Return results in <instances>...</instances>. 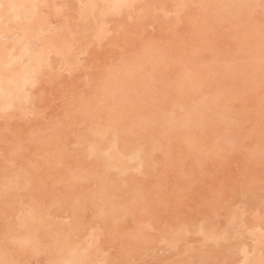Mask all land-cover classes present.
<instances>
[{
    "label": "rangeland",
    "instance_id": "rangeland-1",
    "mask_svg": "<svg viewBox=\"0 0 264 264\" xmlns=\"http://www.w3.org/2000/svg\"><path fill=\"white\" fill-rule=\"evenodd\" d=\"M39 1V0H38ZM38 1H37V3H38ZM43 1H46L45 2V4H42V7H45L46 6V4H50V6L51 7H53V8H51V7H49V8H42V9H44V10H42L41 9V7H38L37 8V11H39L38 9H41V13L43 14V11H45L44 12V18L46 17V18H48L47 19V21L48 20H50V21H48L46 24H45V26L48 28V30L50 31H53V32H58V33H56V35L58 34H60L62 31H60L59 29L57 30L56 28H54V26L55 25H58L59 26V24H60V27H62V26H64V25H66V24H68L69 23V26L70 27H74V25H76L77 24V22L78 21H80L81 23H82V21L84 20V21H87V22H89L90 24L92 23V25L93 26H91L90 27V29L86 26V24H85V26H84V30H86V31H89L90 33H92L93 32V34L95 33V32H100V33H105V35L107 36L106 38H107V40L106 39H104L103 38V40H101V38L102 37H104L103 35H102V37H100V40H96L95 41V43L94 42H92L91 41V43L90 44H86L85 45V49H84V47L82 46V45H84V44H80V46H79V44L78 45H74V43H73V48H69V49H63L62 51H61V53H60V55H56L55 57H54V54H52V55H50L49 57H48V61L47 62H49V61H51V62H49V64L51 65L50 67H49V64H47V66L46 65H44V66H46L45 68H44V66L42 67V70H41V74L40 75H37V76H40V77H35L34 79H37V81H36V83L35 82H33V83H35L34 85H33V83H29L28 85H30V87L28 88L27 86H26V94H28V96L30 97V99H29V102L31 103V104H27V103H24V104H22V108L24 107V110H25V112L23 111V109H22V113H25L24 115L21 113L20 114V110L21 109H19V110H17L16 112H18L19 111V113L18 114H15V115H17V116H15L14 115V113H15V110H4V111H6V116L8 117H6L5 116V114L4 113H2V112H4V111H2V110H0V174L2 175V176H0V190H1V192H0V198L3 196V198L2 199H4L5 200V202H4V200L2 201V199L0 200V208H2L3 207V210H1L0 209V212H1V216H2V218H0L1 220H0V227H1V229H2V225H3V223H5V225H6V223H10L9 224V226H7V228H9V230H13V231H18L19 232V230H21L19 227H20V225H22L24 222V220L25 219H27V218H29V212H31L32 213V209L33 208H31V206H33V207H37L38 206V208H40V212L38 213L39 215V218L40 217H42V219H43V221L45 222H43L42 221V219H38L37 217V215L36 214H31L30 213V219H28L27 221H28V225L27 226H24V227H22V230L20 231V232H22L21 233V238H23L26 234H27V232H29V230L31 231V229L33 230V228L36 226V229L34 228V231H32V234L31 233H28V234H30V237H32V238H28V240L30 241L29 242V244H28V246H25V247H27L28 249H27V253H24V251H23V249L22 250H15L14 248H12L11 246V249L9 248V247H7L6 245H8L7 244V242H5L4 243V241H3V244H1L2 245V247L4 248V252L3 253H5V251H7L6 250V248L11 252V253H9V251L7 252V254L9 253V255L12 257L13 256V254L15 255V256H17V257H14L13 256V262L15 261V264L17 263V264H23V262H24V264L26 263V264H51L50 262H52V260H54V259H52V260H49L48 258H56V255H57V252L58 253H60L61 255H59L58 254V256L57 257H61L62 255H64L65 253H69V252H67V251H69L68 249L70 248V250H72L73 248H75L76 246H74L75 244L77 245V247L78 248H81V246H80V244L81 243H84L86 246H83V248L82 249H84V250H86L87 248L89 249L90 247H94L93 249H90V250H92V252L93 251H95V252H93V254H92V252L90 251V250H86L87 251V253L88 254H90V257H89V260H90V258H93L95 261H96V263H94L95 261H93V260H91V261H93V263L91 262L90 264H100V262H101V264H107L108 262H112L111 264H117L118 262L120 263V264H174V262H175V264H242V261H243V264H261V263H259V262H262V261H260L261 259H263L262 257H264V77L262 78V76L259 74L260 72H263L264 73V67H263V65L264 64H262V63H264V59H262V60H260L261 58L260 57H262V55H264V50H263V46H264V29H263V26H264V18H261L264 14H262V13H264V0H250L249 1V3L250 4H248L247 2H246V0L244 1V2H246V4H243V6H245L246 5V7L249 5V9L247 8L246 9V12H248V11H250V9L252 8V10H253V7L255 6V9L252 11V12H248V13H246V15H247V17L250 15V14H255L256 13V15L255 16H250V18L249 19H254L253 21H254V23L253 22H248V21H250V20H247V23L248 24H246V21H244L245 22V24H244V22L242 21V19H241V17H240V23L238 22V19H239V17L238 16H234V17H236L237 19V22L239 23H233V22H235L236 20H233V19H235V18H233V14L234 13H231V9H229V10H227V12L228 13H226V15H230V13L232 14V20H229L228 21V17L229 16H225V15H220V18L221 17H223L224 16V18H222V19H220V18H214L213 16H217L218 15V10L217 9H213L212 7H211V5H212V0H210L211 1V4L210 3H208V7H209V4H210V7L212 8V9H210V7H209V10H212V11H214V12H212V11H210V12H208V13H211L212 14V16L210 15L209 17H213V19L211 20V19H209V17H208V19H206L205 17L206 16H208V14L206 15V13H207V11H208V9H207V6H205V4H201L200 6H198L199 8H193L194 6L195 7H197V2H195V0H194V2L196 3H194L193 2V0H186L187 1V4L189 3L190 5H189V8L191 7V9H190V13L192 14V15H190L188 12H187V14L188 15H190L189 17H191V19H188L187 17H188V15H186V13L184 12V11H182V12H184V13H179V14H177V15H180L179 17L180 18H182V17H184V18H182V20H180V19H177L176 18V13L174 14V10H173V6L175 5V3L178 1V0H174V1H172V0H168L167 2H162V0L161 1H159V0H140V1H142L143 3H145V4H143L142 2H139V4L138 3H136L137 5H133V4H131L130 6H132V8L131 7H127V8H123L124 10H122L121 11V13L122 14H120L119 13V16H118V13H117V15L116 16H113L112 17V15L110 16V14L108 15L109 16V19H111L110 21L107 19L108 18V16H107V18H106V20H108V21H105L107 24H105V23H103L104 21H100L101 19L103 20V18L104 17H106V16H102V15H106V11H104V12H102L101 10H100V8L98 9L97 7V9L95 10V12H96V14H98V15H100V16H102V17H98V15H97V17L98 18H96V17H92L91 16V18H89V17H87V19L85 20V15L84 14H82L83 15V18H81V20H80V17L78 16V15H80V16H82L81 14H80V11H81V7H83V3H82V1H80V0H70V1H68V0H43ZM42 0H40L39 1V3H38V6H41V4H40V2L41 3H44ZM50 1H52V3H47V2H50ZM79 1V2H78ZM196 1H198V0H196ZM201 1H203V0H201ZM200 1V3H202ZM213 1H215V0H213ZM217 1H219V0H217ZM217 1H215V2H217ZM221 2H222V0H220ZM235 1V0H234ZM263 1V2H262ZM64 2V3H63ZM67 2V3H66ZM69 2V3H68ZM76 2V3H75ZM175 2V3H174ZM191 2L193 3V4H191ZM225 2H226V0H225ZM225 2H224V6L223 7H225V5H227V4H225ZM229 2H230V0H229ZM236 2V1H235ZM235 2H233V3H231V4H234ZM238 2H240V0H237V2L235 3V6L234 7H236V4L238 3ZM243 2V3H244ZM253 2V3H252ZM66 3V5H64ZM169 3L171 4V3H173L174 5H172V7H171V5H170V7H167V8H165V5L167 4L168 6H169ZM214 3V2H213ZM230 3H229V5H230ZM252 3V4H251ZM262 3V4H261ZM58 4V5H57ZM216 4V5H215ZM214 5H212V6H214L215 8H220V7H222V5L220 6H217V4L218 3H215ZM256 4L258 5V6H256ZM44 5V6H43ZM70 5H72V6H70ZM97 6H102L101 4H96ZM147 5V6H146ZM149 5H151V6H149ZM152 5H156L157 7H159L158 9L160 10H157V9H152L154 6H152ZM202 5H204L203 7H206V8H202L203 10L204 9H206V10H200V7H202ZM207 5V4H206ZM229 5H228V7L227 8H229ZM252 5V6H251ZM260 5H261V11H260ZM49 6V5H48ZM57 6V7H56ZM60 6V8H58ZM78 8H77V7ZM81 6V7H80ZM133 6H136L137 8H135V7H133ZM139 6H140V8H142V7H144L145 6V8L146 7H149V9H146V11H148V10H150V7H152L151 8V10L153 11V13L155 14H151V13H149L150 11H148V12H146L148 15H150V16H147V14H146V17H144V14L143 13H140V12H136V10L137 9H139ZM232 6V5H231ZM230 6V7H231ZM251 6V7H250ZM68 7V8H67ZM246 7H244L243 9H245ZM259 7V8H258ZM56 8H58V10H60L61 9V12L59 11V13L57 12V13H55V11L53 10V9H55V10H57ZM72 8V9H71ZM102 8V7H101ZM104 8V7H103ZM144 8V9H145ZM170 8H172V10H170ZM187 8H188V6H187ZM188 8V9H189ZM192 8H193V10L194 11H192ZM49 9V10H48ZM66 9H67V11H66ZM70 9V10H69ZM80 9V10H79ZM105 9V8H104ZM134 9H135V12H134ZM143 9V10H144ZM162 9V10H161ZM164 9L168 12H166V13H164ZM188 9H186V11H188ZM233 9H235V8H233ZM258 9V10H257ZM52 10V11H51ZM57 10V11H58ZM63 10H65V11H63ZM94 10H93V15L95 16V12H94ZM98 10V11H97ZM139 10H141V9H139ZM138 10V11H139ZM196 10V11H195ZM197 10L199 11V12H197ZM219 10H221V9H219ZM222 10H224V9H222ZM257 10V11H256ZM263 10V11H262ZM53 11H54V13H53ZM63 11V12H62ZM127 11V12H126ZM192 11V12H191ZM226 11V10H225ZM234 11V10H233ZM245 11V10H244ZM255 11V12H254ZM40 12V11H39ZM76 12V13H75ZM79 12V13H78ZM141 12H144V11H142L141 10ZM220 12V11H219ZM222 12V11H221ZM260 12H261V15H260ZM67 13V14H66ZM69 13V14H68ZM78 13V14H77ZM104 13V14H103ZM133 13V14H132ZM145 13V12H144ZM164 13V14H163ZM173 13V14H172ZM200 13H202V14H200ZM217 13V15H215ZM224 13V12H223ZM250 13V14H249ZM47 14H48V16H47ZM55 14V15H54ZM108 14V13H107ZM138 16H140V15H142L143 17V19H141V21H140V19H138L137 17V15ZM161 14H163V16L161 15ZM166 14V15H165ZM181 14H183V16H181ZM197 14H199L200 16H198ZM203 14H205V15H203ZM222 14V13H221ZM225 14V13H224ZM245 14V13H244ZM49 15H51V16H49ZM131 15V16H130ZM153 15H154V17H153ZM160 15V16H159ZM174 17H173V16ZM201 15L202 16H205V17H201ZM61 16V17H60ZM72 16V17H71ZM129 16V17H128ZM135 16H137V17H135ZM111 17V18H110ZM134 17V18H133ZM149 17V18H148ZM178 17V16H177ZM178 17V18H179ZM219 17V16H218ZM231 17H229V19H231ZM50 18V19H49ZM54 18H55V20H54ZM78 18V19H77ZM89 18V19H88ZM99 19V20H96V19ZM137 18V19H136ZM140 18V17H139ZM153 18V19H152ZM155 18V19H154ZM175 20H174V19ZM187 18V19H186ZM58 19H60V21H57ZM95 19V20H94ZM158 19V20H157ZM172 19L174 20V21H172ZM20 21H21V19H19ZM52 20V21H51ZM62 20V21H61ZM77 22H76V21ZM93 20V21H92ZM104 20H105V18H104ZM114 20V21H113ZM118 20V21H117ZM134 20V21H133ZM139 20V21H138ZM178 20V21H177ZM230 22V24H231V26L233 25V24H235L234 25V27L233 28H231V26H229L230 24L227 22ZM244 20V19H243ZM20 21H15V22H20ZM23 21V20H22ZM21 21V22H22ZM45 21H46V19H45ZM74 21L76 22V23H74ZM97 21H100V22H97ZM121 21V22H120ZM177 21V22H176ZM188 21H190V22H188ZM20 22V23H21ZM79 22V23H80ZM95 22H97V23H95ZM122 24V27H121V24ZM172 22V23H171ZM182 22V23H181ZM49 23V24H48ZM52 23V24H51ZM63 23V24H62ZM65 23V24H64ZM89 23H87V25H89ZM118 23V24H117ZM124 23V24H123ZM174 23V24H173ZM233 23V24H232ZM249 23H251V24H249ZM253 23V24H252ZM263 23V24H262ZM0 24H2V23H0ZM10 25L8 26V27H10L11 28V24L12 23H9ZM62 24V25H61ZM176 24V25H175ZM236 24H237V26H236ZM241 24H242V26H241ZM21 25H24L23 24V22L21 23ZM99 25H103V26H99ZM113 25H115V26H113ZM118 25H120V27L118 28V27H116V26H118ZM178 25V26H177ZM249 27L250 25L253 27L254 26V28H255V31L254 32H256V33H254L253 34V28L250 26V28H248V29H250V30H248L246 27ZM259 25H261V26H259ZM96 26L97 27H99L100 29L102 28V30L103 31H101V30H98L97 28H96ZM105 26H108V27H105ZM235 26H236V31H240V33L239 32H236V34H235ZM258 26V27H257ZM15 27V28H14ZM50 27H53L54 29H51ZM57 27V26H56ZM104 27V28H103ZM126 27V28H125ZM245 27V28H244ZM63 28V27H62ZM62 28H60V29H62ZM86 28H88V29H86ZM108 28V29H107ZM110 28V29H109ZM118 29V31L120 30V32H116L115 31V29ZM227 28V29H226ZM239 28H241V30L239 29ZM257 28L259 29V31H261L262 30V32H259L258 30H257ZM260 28H261V30H260ZM20 29H21V27H18V25L17 26H13L12 28H11V32H9L8 33V35L6 36L7 37V39L11 36V37H13V39H16V36L18 35V33H19V35L21 36V32H20ZM94 29H95V31H94ZM105 29V30H104ZM113 29V30H112ZM176 29V30H175ZM233 29V30H232ZM246 31H244V30ZM14 30H18V31H14ZM22 30V29H21ZM47 30V29H46ZM106 30L107 31H109L108 32V35H107V32H106ZM243 30V31H242ZM252 30V31H251ZM105 31V32H104ZM110 31H111V34H110ZM113 31V32H112ZM251 33V34H248L249 32ZM15 32H18L17 34H16V36H14V34H15ZM89 32H88V34H86L85 32H83V35L85 36V35H88V37H89V35H91V34H89ZM116 32V33H115ZM76 33H79V32H76ZM81 33V32H80ZM118 33V34H117ZM241 34V33H243V34H245V33H247V34H245L244 36H240L239 34ZM12 34V35H11ZM63 33H61L59 36L62 38L63 36H61ZM256 34V35H255ZM261 34V36H259ZM263 34V35H262ZM10 35V36H9ZM18 35V36H19ZM57 35V37H59ZM76 36H78V35H80V34H75ZM82 35V34H81ZM82 35V36H83ZM246 35H251V36H254V37H251V38H248V37H246ZM9 36V37H8ZM76 36H74V38L76 39ZM82 36H80L81 37V40H82V42H83V37ZM113 36H115V37H113ZM206 36H207V38H206ZM6 37L4 38V40L6 39ZM10 37V38H11ZM56 36H55V39L57 38ZM79 37V38H80ZM240 37H242V38H240ZM247 38V40L249 39V41H247L246 42V46L244 47L243 46V44H242V42H241V39H242V41H244L245 42V40H244V38ZM257 37H259V38H261V39H259V38H257ZM18 38V37H17ZM60 38V40H57V39H59V38H57L56 40L57 41H61L62 39ZM117 38V39H116ZM213 38V39H212ZM240 38V39H239ZM73 39V38H72ZM75 39H73V40H75ZM108 39H109V41H108ZM115 41H114V40ZM206 39H208L209 41H210V44H209V41L207 42V40ZM212 39V40H211ZM252 39V40H251ZM257 39L260 41V43L261 42H263V43H261L260 44V46H258L257 44H259L258 43V41H257ZM4 40H2L1 42L2 43H6L7 42V40L6 41H4ZM12 40V39H11ZM64 40V39H63ZM62 40V41H63ZM111 40H113V41H111ZM240 40V41H239ZM251 40V41H250ZM256 40V43L254 42ZM262 40V41H261ZM4 41V42H3ZM76 42L78 41V40H75ZM99 41H100V43H99ZM140 41H141V43H140ZM192 41V42H191ZM253 41V42H252ZM75 42V43H76ZM97 42V43H96ZM114 42V44L112 45L111 43H113ZM144 44H143V43ZM149 42H150V44H149ZM155 42V43H154ZM212 42V43H211ZM239 42H241V43H239ZM85 43V42H84ZM87 43V42H86ZM152 43V44H151ZM250 43H252L255 47H256V45H257V47H258V50L261 48L262 50H259L258 52V54L256 55L255 53H256V49H254L255 47H253L252 46V44L249 46V44ZM7 44H11V41L9 40L8 42H7ZM92 44V45H91ZM141 44H143L142 46H148L149 47V49H148V47H143V48H141L142 46H141ZM147 44V45H146ZM204 44V45H203ZM263 44V45H262ZM35 45H37L36 47L38 48V49H40V46H41V44H40V46H38V42L35 44ZM70 45H68V46H70ZM153 45V46H152ZM208 45H210V46H208ZM241 45V46H240ZM245 45V44H244ZM70 46V47H71ZM79 46V47H78ZM82 46V47H81ZM86 46H87V48H86ZM156 47V48H150V47ZM204 46H205V48H204ZM248 46V47H247ZM35 46H34V49H37ZM77 47V48H76ZM138 47V48H137ZM215 50H212V48ZM239 47H241V48H239ZM242 47L244 48V49H246V47H247V51H244L243 52V49H242ZM252 47H253V49L254 50H252ZM80 48H82V50L80 49ZM136 48V49H135ZM157 48H158V50H157ZM211 48V49H210ZM77 49V50H76ZM142 51L143 49H146V50H149L148 51V53L150 54V52L151 51H154L155 53L157 52V54L159 53V55L157 56V55H151L152 56V58H154L153 56H157L156 57V59L154 60L155 62H153V59H151L150 57L151 56H149V55H147L148 56V58H142V59H140V58H138L137 56L140 54L141 55V53H143L144 52V50L141 52L140 50ZM241 49V50H240ZM248 49L249 50H251V52L252 51H254L253 53H252V55L251 56H253L254 54V58H256L255 60H257L258 61V59L260 60V61H256V63H258V65H255L256 63H254V66H257V67H254V72L256 73H258V77L256 76V74H254L253 75V73H251L252 72V69H251V67H252V65H253V57H252V59H250L251 58V56H248V58L247 59H249V62H248V60L246 59V57H247V53H248ZM135 50H137V51H135ZM210 50V51H209ZM38 51V50H37ZM69 51H70V53H69ZM86 51V52H85ZM159 51V52H158ZM186 51V52H185ZM192 53H195V54H192ZM41 52V51H40ZM39 52V53H40ZM79 52V53H78ZM81 52V53H80ZM136 52H138V54L136 53ZM146 53H147V51H145ZM165 52V53H164ZM192 54V55H189L190 53ZM204 52V53H203ZM145 53V54H146ZM152 53V52H151ZM164 55H163V54ZM197 53H199V54H197ZM245 53H246V55H245ZM250 53V52H249ZM260 53H262V55H260V56H258ZM153 54V53H152ZM169 54V55H168ZM196 54L197 55H199V57L198 56H196ZM212 54H214V55H212ZM241 54H243V56H245V58H243L242 56H241V58H243V59H240V58H238V57H240V55ZM136 55V56H135ZM144 55V54H143ZM167 56V58H166V56ZM175 55V56H174ZM190 56H194L193 57V59L194 60H196V61H194L193 59H192V57H190V60L192 59V63H190V61H189V57ZM205 55H206V57H205ZM212 55V56H211ZM52 56V57H51ZM61 56V57H60ZM132 56V57H131ZM134 56V57H133ZM142 56V55H141ZM168 56H170V57H168ZM213 56H215V57H213ZM71 57L73 58V59H71ZM129 57V58H128ZM131 57V58H130ZM138 58L139 60H140V62H139V64H140V67L139 66H136L135 64H137L138 65V62L136 61V59H134L136 62H134V60H132L133 58ZM144 57H146V55L144 56ZM197 57L198 58H200L201 57V59H197ZM250 57V58H249ZM258 57V58H257ZM53 58V59H52ZM62 58V59H61ZM71 60H70V59ZM126 58V59H125ZM150 58V61H148V59ZM165 58V60H163ZM187 58H188V60H187ZM225 58V59H224ZM228 60H227V59ZM263 58V57H262ZM51 59V60H50ZM137 59V60H138ZM144 59L147 61V63L146 62H144ZM159 59H161L163 62H164V64H163V62H160V63H162L163 64V66H165V67H162V64H157L158 62L157 61H159ZM202 59H203V61H202ZM206 59H207V61H206ZM223 59V60H222ZM230 59V60H229ZM245 59H246V62H244L245 61ZM64 60H65V62H64ZM141 60H142V62H141ZM152 60V61H151ZM157 60V61H156ZM175 60V61H174ZM181 60H183L184 62H182ZM197 60H198V62H197ZM214 60H215V62H214ZM240 60V61H239ZM254 60V61H255ZM66 61H67V64H65L66 63ZM71 61V62H70ZM131 61H132V63H135L134 64V67H135V69L137 68H140V70L138 71L137 69V71H136V73H134V74H136V76L137 75H141L142 73V76H143V78H145V80L143 79H141V77H138V78H131V77H133V75L130 77V76H128L127 75V73H125L126 74V76H128V81H130L131 82V79H132V82L130 83V82H128V81H126V84H125V82H124V80H127V77H125V75H124V72L129 68V70H127V72L129 71V74L130 73H132L131 71H134L135 72V69H132V68H134V67H128V66H130V65H132V63H131ZM189 61V65L191 64L192 66V68H190L192 71L190 72V70L188 69V66H186V64H188L187 62ZM199 61H200V63H199ZM230 62V64L228 63V62ZM250 61H251V63H250ZM118 62V63H117ZM157 62V63H156ZM166 62H168V64L169 65H166L167 63ZM194 62H196V63H194ZM208 62H209V64H208ZM212 62V63H211ZM222 62H223V65H222ZM242 62V63H241ZM244 62V63H243ZM259 62L262 64V66H261V64H259ZM117 65H116V64ZM122 63H124V64H122ZM131 63V64H130ZM142 63V64H141ZM184 63V64H183ZM199 63V64H198ZM64 64L65 65H67V66H64ZM121 64V65H120ZM128 65V64H130V65H128L127 67H125V66H123V65ZM196 65V67H197V69L200 71V70H202V71H200V72H196V70L195 69H193V68H196L195 67V65ZM205 64H206V66H205ZM212 66H211V65ZM217 64V65H216ZM220 64V65H219ZM225 64H226V66H225ZM239 64V65H238ZM245 64V65H244ZM246 64H251L250 65V69L248 68V67H246V66H248V65H246ZM55 67H54V66ZM71 65V66H70ZM116 65V66H115ZM161 67H160V66ZM245 66L246 67V71H250L249 73H245V71H244V73L247 75V77L246 78H244L246 75H244L242 72V69H244V67H241V66ZM119 66V67H118ZM157 67V70L156 69H151V67ZM221 66H223L224 67V71H223V67H221ZM227 66L229 67L230 66V68H231V70H230V68H227ZM232 66H234V68L236 67L237 68V66H239L237 69H239V71H240V69H241V73H242V75H244V77H237L236 79H234V78H232V76L233 77H236V76H234V75H240V73L238 74L237 72H238V70H237V72L233 69V67ZM50 68V70H49V68ZM52 67V68H51ZM111 67V68H110ZM113 67H114V70H113ZM119 69H118V68ZM186 68V70H185V68ZM190 67V66H189ZM205 67V68H204ZM263 67V68H262ZM44 68V69H43ZM109 68H110V70H109ZM115 68H117V70L118 71H120L121 69H123V70H121V71H124V69H125V71L124 72H122V75H120V73H118V71L115 69ZM257 68L259 69V70H257ZM261 68V69H260ZM46 69H48V71H46ZM182 69H183V72H182ZM222 69V70H221ZM228 69H229V71H228ZM248 69V70H247ZM263 69V70H262ZM44 70V71H43ZM113 70V71H112ZM205 72H204V71ZM210 70V71H209ZM212 70H213V72H212ZM216 70H218L217 71V73H215V71ZM262 70V71H261ZM106 71H109V72H111L112 73V76L114 77V75H113V73L114 72H116L117 71V74H118V77L116 76L117 74L116 73H114V74H116L115 75V77H117V78H115V79H117L118 81H119V76H121V77H123V78H125L120 84H119V82L117 83L119 86H117V88H118V90L117 91H114L113 89H115L116 90V86L115 85H111V82L109 81L110 79H111V77H108L109 75H110V73H108V72H106ZM161 71H162V73H161ZM186 71V72H185ZM221 71H223V72H221ZM227 71V72H226ZM230 71H232V72H230ZM233 71L235 72V74L233 73ZM55 72V73H54ZM140 72H141V74H140ZM185 72V73H184ZM193 72V75L194 76H192V78H193V81H192V78H191V73ZM201 72H202V74H201ZM207 72V73H206ZM220 72V73H219ZM232 73L233 75H231L230 73ZM58 75H57V74ZM139 73V74H138ZM145 73V74H144ZM159 73H160V75H159ZM184 73V74H183ZM186 73H187V76H188V78H187V76H186ZM251 73V74H250ZM263 73H261L263 76H264V74ZM108 74V75H107ZM191 74V75H190ZM199 75V77L201 76L202 78L204 77V80L202 81V79H201V81L202 82H205V83H203V85L200 83V78L198 77V75ZM212 74V75H211ZM228 74H229V76L232 78V79H230L229 77H228ZM106 75V76H105ZM184 75L186 76L185 77V79H184ZM203 75H205V76H203ZM220 75V76H219ZM241 75V76H242ZM253 77V79H255L256 80V85L253 83V80H251L252 79V77ZM101 76H102V78H101ZM105 76V77H104ZM135 76V77H136ZM249 76V77H248ZM260 76H261V78L263 79V80H261V78H260ZM109 78V79H107V78ZM112 77V78H113ZM180 77V78H179ZM196 78V80H195V78ZM255 77V78H254ZM42 80H41V79ZM44 78V79H43ZM51 78V79H50ZM105 78V79H104ZM131 78V79H130ZM140 78V79H139ZM160 78V79H159ZM188 80H187V79ZM190 78V79H189ZM224 78H226V79H224ZM228 78V79H227ZM257 78H260V82H259V79H257ZM102 79V80H101ZM121 79V78H120ZM230 79V80H229ZM239 79V80H238ZM104 80H107L105 83V87L103 88L101 85H104V84H101L102 82L104 83ZM112 80V79H111ZM137 80V81H136ZM181 81V83H180V81ZM188 81V83H189V85H188V83H187V81ZM195 80V81H194ZM227 80V81H226ZM231 80H233V81H231ZM251 80V81H250ZM255 80H254V82H255ZM35 81V80H34ZM52 81V82H51ZM102 81V82H101ZM114 80H112V82H113ZM133 81H136L137 82V84H138V86H137V84H136V82H133ZM173 81V82H172ZM231 81V82H230ZM258 81V82H257ZM39 82V83H38ZM99 82H101L100 84L101 85H99ZM107 82H109V83H107ZM116 82V81H115ZM139 82V83H138ZM160 82V83H159ZM192 82H196V83H192ZM251 82V83H250ZM262 82V83H261ZM133 83H135V84H133ZM169 83H171V84H169ZM192 83V84H191ZM231 83V84H230ZM113 84V83H112ZM114 84H116V83H114ZM123 84H125V86H123ZM130 84V85H129ZM141 84H143L142 85V88H141ZM173 84V85H172ZM181 84H183V85H185V86H187V88H189L190 89V91H188V89H183L182 87H181ZM193 84H196V85H193ZM205 84V85H204ZM258 84V85H257ZM261 84H263V85H261ZM37 85V86H36ZM96 85V86H95ZM98 85V86H97ZM109 85V86H108ZM145 85V86H144ZM148 85V87H146ZM250 85V86H249ZM32 86V87H31ZM91 86H93V87H91ZM112 87V89H110L111 87ZM121 86H123V87H121ZM192 86H193V88H197V89H192ZM195 86V87H194ZM202 86H203V88H202ZM257 86V87H256ZM121 87V88H120ZM141 88V90H140V92H138V91H135V89H140ZM144 87V88H143ZM145 87H146V89H145ZM171 87H173V88H171ZM191 87V88H190ZM252 87H254V88H252ZM34 88V89H33ZM97 88H101V90L102 89H104V90H102V92H98V91H100L99 89L98 90H95V89H97ZM108 88V89H107ZM123 88V89H122ZM130 88V89H129ZM198 88L200 89V91L198 90ZM251 88V89H250ZM255 88L256 89H258L257 91L255 90ZM33 91H32V90ZM108 91H107V90ZM129 89V90H128ZM143 89H145L144 91H143ZM217 89V90H216ZM228 89H229V91L231 92H227L228 91ZM233 89V90H232ZM252 89H254L255 91H253ZM28 90H30V91H28ZM110 90H111V92H112V90L114 91V92H117L116 94L117 95H115V93L113 94H111V92H110ZM124 90L125 91V93L124 92H122V91ZM196 90H198L197 92L199 93L197 96H196ZM214 90H216V93L215 92H213ZM226 91V93H225V91ZM95 91V92H94ZM104 91V92H103ZM107 91V92H106ZM128 91V92H127ZM133 91H134V93H133ZM79 92H81V94L79 93ZM82 92H83V94H82ZM96 92H98V93H96ZM106 92V93H105ZM119 92V93H118ZM121 92L123 93V96H122V94H121ZM137 92V93H136ZM182 92V93H181ZM189 92H190V94H189ZM203 92V93H202ZM235 92V93H234ZM32 93V94H31ZM91 93L93 94L94 93V95H91ZM101 93H103V94H101ZM104 93H105V95L107 96V93L110 95H108V97H110V99L108 98V97H106L105 96V98L107 99V100H104L105 98H104V96H102V95H104ZM127 93H132L131 95L130 94H127ZM139 93V97L137 96V94ZM201 93V94H200ZM228 93V94H227ZM96 94H99V95H96ZM100 94H101V96H102V98H104L103 100H101L100 102H102L103 103V101H104V103H105V105H104V103H103V105L101 106V104L102 103H99L100 105H98V107H97V105L95 106V108H96V110L97 111H99L100 109V113H98L93 107H94V105H91V109H93V110H95L94 112H95V114H94V112L93 113H91V110L90 109H88L87 111H88V113L89 114H87V112H86V114L87 115H85L84 113H83V118H82V120L84 119L85 120V123H84V120H83V122L82 121H80V123H79V121L77 120V122H75L76 123V126L78 125V123H79V125L82 123V124H84V127L82 126V128L83 129H85V131L82 129V128H79V127H81V126H78V127H75V124H73L74 123V119H72L73 121V123H72V125H74V127L73 128H75V131L76 132H72V133H74V134H72L71 133V131H73V128H72V126H70V124L71 123H68V122H70V112H71V110H72V107L73 108H75L76 109V107H77V111H78V108L80 107V103H81V106L82 105H84V104H86V103H90L89 101L92 99V101H95V98H96V96H97V98H96V100H98V102H99V96H100ZM186 94V95H185ZM192 94V96H190ZM205 94V95H204ZM210 94V95H209ZM217 94H220V96H217ZM225 94H227V95H225ZM81 95V96H80ZM113 95V96H112ZM124 95H126L125 97L126 98H124ZM142 97H141V96ZM153 95V96H152ZM170 95V96H169ZM183 95H184V97H183ZM216 95V99H214L215 100V102H213V98H214V96ZM223 95V96H222ZM229 95H230V97H229ZM32 96H33V99H32ZM86 96L88 97L87 99H86ZM92 96H93V98H92ZM100 96V97H101ZM116 96V97H115ZM120 96V97H119ZM129 96V98H127ZM200 96H203L201 99H203L204 100V103L207 105H205L204 103H203V100H201V102H200V99H199V97ZM226 96H228V97H226ZM171 97V98H170ZM190 97H192L193 99H191ZM196 97V98H195ZM197 97H198V99H197ZM260 97V98H259ZM78 98V100H76ZM112 98V99H111ZM119 98H121V100H119ZM176 98V99H175ZM183 98L185 99V102L183 101ZM212 98V99H211ZM219 98V99H218ZM229 98V99H228ZM234 98H236L235 100H233ZM71 99V100H70ZM81 99H83V100H81ZM142 101H141V100ZM144 99V100H143ZM217 99H218V102H217ZM239 99V100H238ZM89 100V101H88ZM109 100V101H108ZM116 100V101H115ZM123 100H126V102L125 101H123ZM130 100V101H129ZM176 100H177V102H176ZM192 100H194V102L192 101ZM208 100H209V104H208ZM220 100V101H219ZM225 100V101H224ZM78 101V102H77ZM91 101V102H92ZM113 101V102H112ZM127 101L129 102V103H127ZM131 101H132V103H134V104H132L131 103ZM192 101V102H191ZM198 102L199 104H198V106L199 105H201L204 109H202V107H201V109L200 110H198L199 108H200V106H199V108L197 107V105L195 106V104L194 103H196V102ZM222 101V102H221ZM228 101V102H227ZM28 102V103H29ZM107 102V103H106ZM157 102V103H156ZM224 102H226V103H224ZM235 103V106L233 105V104H231V103ZM74 103V104H73ZM78 103V104H77ZM82 103H84V104H82ZM94 103H96L97 104V101H95ZM111 103H112V105H113V107L114 106H116V108L114 107H112V105H111ZM122 104L121 105V108H119L120 107V104ZM123 103H127V104H129V106L131 107V109H133V112L131 111V109L129 108V106L127 105V104H123ZM136 103V104H135ZM213 105H212V104ZM217 103V104H216ZM218 103L220 104V105H218ZM223 103V104H222ZM228 103V104H227ZM261 103V104H260ZM92 104H93V102H92ZM138 104H140V106H137V108H136V105H138ZM186 104V105H185ZM197 104V103H196ZM211 104V105H210ZM230 104V105H229ZM117 105H118V108H117ZM123 105H125V106H123ZM206 107H205V106ZM229 105V106H228ZM233 105V106H232ZM29 106H30V108H29ZM93 106V107H92ZM133 106H135V107H133ZM209 106V107H208ZM214 106V107H213ZM100 107V108H99ZM139 107V108H138ZM165 107H166V109H165ZM198 109H197V108ZM207 107H208V109H207ZM212 107V108H211ZM219 107H222V108H219ZM230 107V108H229ZM232 107H236L235 108V111H234V108L232 109ZM238 107V108H237ZM257 107V108H256ZM110 108V109H109ZM123 108H125V109H123ZM181 110H180V109ZM28 109V110H27ZM102 109H103V111H102ZM116 109V110H115ZM212 109H214V111H212ZM223 109V110H222ZM230 109H232V110H230ZM260 109V110H259ZM76 110L74 111V110H72V111H74L75 113H77L76 112ZM89 110H90V112H89ZM108 111V113L109 114H107V111ZM113 110H115L114 112H113ZM119 110V111H118ZM120 110H121V112H120ZM123 110V111H122ZM148 110H150V111H148ZM156 110V111H155ZM164 110V111H163ZM202 110V112H203V115H200L201 113L199 112V111H201ZM206 110V111H205ZM228 110V111H227ZM8 111V112H7ZM110 111V112H109ZM124 111H125V113H124ZM146 111H147V113H146ZM174 111V112H173ZM181 111H182V113H181ZM257 111V112H256ZM73 112V113H74ZM97 112V113H96ZM120 112V113H119ZM137 112H138V114H137ZM143 112V114L141 115V113ZM155 112V113H154ZM157 112V113H156ZM179 112V113H178ZM7 113H10V114H7ZM69 114V116H66L65 114ZM103 115H102V114ZM123 113H124V115H123ZM128 113L130 114V115H128ZM133 113L135 114L134 116L137 118V120H136V118L133 116ZM181 113V115H179V117H177L178 116V114H180ZM187 113V114H186ZM189 113L191 114V116H189ZM216 113H218V114H216ZM220 113H222V114H220ZM225 113V114H224ZM234 115V117L231 115ZM259 113V114H258ZM21 115V117H20V115ZM65 116H64V115ZM72 114V113H71ZM115 115V117H114V115ZM165 114V115H164ZM197 114V115H196ZM207 114V115H206ZM3 115H4V117H3ZM90 115L93 117H90ZM95 117H94V116ZM96 115L97 116H99L98 118L96 117ZM107 115H108V117L110 118H108L107 117ZM112 115H113V117H112ZM184 116V117H181V116ZM208 115H210L209 117H208ZM212 115V116H211ZM230 115V116H229ZM24 116V117H23ZM74 116H75V114H74ZM77 116V115H76ZM85 116H86V118H85ZM124 117V119H123V117ZM142 117L141 119H140V117ZM197 116H199V117H197ZM203 116V119L201 118ZM218 116V117H217ZM227 116H228V118H227ZM236 116H237V118H236ZM1 117H3V118H1ZM64 117H67V119L69 120L68 122H66V118H64ZM90 117V118H89ZM100 117L102 118V119H100ZM108 119H107V118ZM120 117H122V119H123V121L124 122H126V123H124L122 120H121V118ZM177 117V118H176ZM189 117V118H188ZM231 117H233V118H231ZM7 118V119H6ZM60 118H63L64 119V122L66 123H64V122H62L63 124H62V127L60 126V127H58L59 129H61V128H63V129H61L63 132H65L64 133V136L61 134V137L62 138H60V139H66V141L65 140H63V143H61V144H58V143H60L61 141H60V139H59V141L57 140L56 141V143H53L57 138L56 137H60V134H59V132H58V134H57V132L56 131H58L59 129L58 128H56L54 125V123L53 122H55L56 124H57V120H58V124L56 125V126H58V125H60L61 123V121L63 120H61ZM75 118V117H74ZM94 118H96L95 119V122L97 121V123H94L93 121H94ZM115 118H117V119H115ZM157 118V119H156ZM193 118V119H192ZM200 118V119H199ZM206 118V119H205ZM210 118V119H209ZM211 118H212V120H211ZM227 118V119H226ZM231 118V119H230ZM76 119V118H75ZM90 119H92V120H90ZM108 121H107V120ZM111 119L113 120V122L114 121H116V120H118V121H120L121 122V127H122V129L125 127V129L122 131V133L120 132H118V131H120L121 130V127H120V130L119 129H117V132H116V136L113 138L112 137V135H113V132L115 133V130H116V125H119L118 123H120V122H114V123H116V125H114V126H111V125H113V123H111L112 121H111ZM115 119V120H114ZM127 119L129 120V122L127 121ZM139 119V120H138ZM148 119L150 120V121H148ZM153 119V120H152ZM182 119L185 121V122H183L182 121ZM210 121H209V120ZM221 119V120H220ZM225 121H227V122H224V120ZM235 121H234V120ZM61 120V121H60ZM86 120L89 122V120L91 121V122H93L92 124L90 123V125H93L92 127H90L91 129L94 127V128H96V125H99V126H97V127H101V131H103V132H106V129H108L110 132H112L113 131V129H114V131L112 132V134H110L109 132H108V130H107V132L109 133V135H111V138L109 139V138H106L107 136H105V140L103 139V141H105L103 144V146L101 145L102 144V141H101V137H99L98 135L96 136V138H95V140H96V145H95V143H94V147H96V148H92L93 146L91 145L90 147H87V146H89L90 144H93L92 142H90V140H88L89 141V143H88V141L86 142V140H85V142H84V140H82V138L80 139L79 137L77 138L76 137V133H78V134H80V133H82V131H84L85 132V134L84 135H86V136H83V137H85V138H87L88 136H92L91 134L93 133V135H94V131L96 130V129H94V130H90V128L88 127V125H87V122H86ZM98 120H101L100 122H102V124L103 125H106V127H108V128H104V126L102 125V124H100L99 122H98ZM156 120H157V122H156ZM181 120V121H180ZM192 120H195V121H192ZM202 120V121H201ZM204 120V121H203ZM215 120H217L218 121V123L216 124V121ZM222 120H223V122H222ZM231 120H232V122H231ZM238 120V121H237ZM110 121V122H109ZM137 121V122H136ZM141 121V122H140ZM144 121V122H143ZM193 123H192V122ZM205 121L207 122V123H205ZM211 121L213 122V123H211ZM230 121V122H229ZM136 122V123H135ZM148 122H150L152 125H153V127H152V125L150 124V123H148ZM158 124V125H156V123ZM171 122V123H170ZM182 124H181V123ZM187 122V123H186ZM106 123V124H105ZM124 123V125H122ZM131 123V124H130ZM142 123V124H141ZM170 123V124H169ZM178 123H179V125H178ZM192 123V124H191ZM207 124L208 126H206L205 124ZM233 123V124H232ZM65 124V125H64ZM81 124V125H82ZM136 124H137V126H136ZM187 124H188V127H187ZM203 124H204V126H205V128L203 127ZM211 124H213V125H211ZM214 124H216V125H214ZM229 124V125H228ZM63 125L65 126V128L67 129V131L66 130H64V127H63ZM150 125H151V127L152 128H154L153 130H152V128H150ZM191 125V126H190ZM54 126V127H53ZM127 126H128V129H126L127 128ZM148 126V127H147ZM158 126H160V127H162V130H161V128L160 127H158ZM196 126V127H195ZM51 127H52V129H54V131H52V129H51ZM113 129H112V128ZM134 127V128H133ZM147 127V128H146ZM50 128V129H49ZM76 128H78V129H76ZM117 128H119V127H117ZM190 128V130H188ZM112 129V130H111ZM165 129V130H164ZM184 129V130H183ZM44 130H46V132L44 131ZM61 130H59V131H61ZM98 130H99V128H98ZM146 130V131H145ZM153 132H152V131ZM166 132V134H164V131ZM181 130V131H180ZM201 130V131H200ZM206 130V131H205ZM210 130V131H209ZM52 131V132H51ZM86 131L88 132L89 131V133L91 132V134H88V133H86ZM124 131H126V132H124ZM146 133H145V132ZM192 131H193V133H192ZM207 131H209V132H207ZM16 132V133H15ZM18 132H20V134H18ZM49 132V133H48ZM83 132V133H84ZM99 132V131H98ZM179 132V134H177ZM181 132V133H180ZM188 132H191V133H188ZM233 132V133H232ZM21 133H22V135H21ZM46 135H45V134ZM62 133V132H61ZM70 133H71V135L73 136L71 139H69V141H68V138H66V137H68L69 136V138H70ZM119 133V134H118ZM124 133H126L125 135H124ZM128 133H129V137H127L126 135H128ZM167 133H170L171 134V136L170 135H168ZM204 133V134H203ZM231 133V134H230ZM16 134H18V135H16ZM76 134V135H75ZM88 134V135H87ZM105 134H107V133H105ZM133 134H135V137H134V135ZM140 134H142V135H140ZM148 134H149V136L150 137H148ZM153 134H154V136H153ZM186 134V135H185ZM192 134V135H191ZM230 134V135H229ZM49 136L48 137V139L52 142L51 143V146L54 144V146L53 147H55V149L53 150V148L52 147H50L49 148V144H50V142L49 143H47L46 142V140H45V136ZM50 135H51V137H50ZM82 135V134H81ZM119 135H121V136H119ZM131 135V136H130ZM172 135H174L175 136V138L173 137V139L174 140H172ZM179 135V136H178ZM193 135H195L196 137H193ZM198 135V136H197ZM229 135V136H228ZM43 136V137H42ZM78 136V135H77ZM118 136L119 137H121V138H119V140H118ZM138 136L140 137L139 139H138ZM157 136H159V137H157ZM169 136V137H168ZM204 136H206V138H203ZM232 136V137H231ZM23 138L22 140L24 141H21V142H23L22 143V145H24V147L23 146H21V143H20V146H21V148L23 147V149L24 148H26L27 150H29L28 151V153L30 152V154L29 155H27V150H25L24 149V153L23 154H25V155H27L28 156V159H26V157H25V155H23L22 153V155H23V157H25L24 159H23V157H22V160L23 161H25V160H27V161H25V164H24V162H22V165L24 164V166H21V164H17V163H21V162H19V161H15V154H17V151L19 150L20 152L22 151L23 152V149H18V146H19V143H18V145H17V149L15 148V142H18V140H15L16 138ZM40 137V138H39ZM41 137H42V139H41ZM64 137V138H63ZM75 137L77 138V139H79L80 141H83V143H82V146H81V144H80V146L76 143L75 144ZM98 137H99V142H98ZM147 137L149 138L147 141H146V139H147ZM193 139H192V138ZM227 137V138H226ZM13 138H15V139H13ZM47 138V137H46ZM52 138V139H51ZM53 138H54V140H53ZM115 139V140H111V139ZM125 138H127V142L125 141ZM137 138V140H135ZM171 138V139H170ZM223 138V139H222ZM31 139V140H30ZM84 139V138H83ZM89 139V138H88ZM90 139H92L93 140V137H91ZM108 139L109 140H111V142H113V143H115L114 145L115 146H113L111 143H110V141H109V144H108ZM121 139V140H120ZM124 140V143H122L121 144V142ZM153 139H154V141H153ZM228 141H227V140ZM258 139V140H257ZM36 140V141H35ZM39 140H41V141H39ZM44 140V147L42 146L43 144H42V141ZM132 140H134V141H136V145H135V143L134 144H132L133 143V141ZM152 140V141H151ZM187 142H186V141ZM203 141V140H205L204 142H201V145L203 146H201L200 145V143L199 142H197L196 143V145L197 146H195V142H193V141ZM233 141V143H232V141ZM7 141V142H6ZM75 141V142H74ZM101 141V142H100ZM115 141H117V142H119V146H118V143L117 142H115ZM151 141V142H150ZM172 141H174V142H176V143H172ZM179 141V142H178ZM189 141V142H188ZM6 142V143H5ZM11 142V143H10ZM27 142V143H26ZM30 142H31V144L33 143V145H31L30 144ZM40 142V143H39ZM144 142H146V143H144ZM148 142H150L151 143V145H152V147H150V149H148V145H150V143H148ZM154 142V143H153ZM190 142H192V143H190ZM5 143V144H4ZM39 143V144H38ZM46 143V144H45ZM66 143H68V144H66ZM81 143V142H80ZM86 143H87V145H86ZM99 143H101L100 144V146L101 147H105L104 149V151H103V153H102V155L104 156L103 157V159L101 158L102 157V155L100 154V151L99 150H97L98 149V144ZM141 143V144H140ZM148 143V144H147ZM156 143V144H155ZM164 143V144H163ZM227 144V146L229 147V149H227V147H226V145L224 146V144ZM13 144H14V146H13ZM26 144V145H25ZM56 144H58V145H61V147H63V148H61L60 146H55ZM67 146H66V145ZM85 144V145H84ZM111 144V145H110ZM124 144H126V145H124ZM133 145L132 147H131V149L129 148V146H128V149H126V147H127V145ZM147 144V145H146ZM161 144H162V146H161ZM178 144V145H177ZM192 144V145H191ZM194 144V145H193ZM207 144H209V145H207ZM219 144V145H218ZM233 144V145H232ZM72 145V146H71ZM143 145V146H142ZM150 145V146H151ZM223 145V146H222ZM232 146V148H231V146ZM5 146V147H4ZM26 146V147H25ZM35 146V147H34ZM40 146V147H39ZM41 146L46 150V148H47V150L45 151L44 149H42L41 148ZM110 146V147H109ZM125 146V147H124ZM139 148H138V147ZM142 146V147H141ZM167 146H169V147H167ZM180 146V147H179ZM192 146V148H190ZM201 146V148H198V147H200ZM224 147V148H222V147ZM28 147H30V148H28ZM32 147H33V150H32ZM46 147V148H45ZM62 149H60V148ZM64 147H66V149H65V154L63 155L62 154V152L61 151H63V149H64ZM73 147V148H72ZM77 147L79 148V149H77ZM101 147H99V148H101ZM113 149H112V148ZM117 147V148H116ZM165 147V148H164ZM179 147V149H177ZM197 147V149L199 150H197V149H195ZM206 147H207V149H206ZM221 147V148H220ZM8 148H10V149H8ZM56 148H57V151H56ZM89 148L90 149H95L94 151L93 150H91V152L93 151V154H94V152H95V154L94 155H88L87 153L89 152V154H91L90 153V150H89ZM109 148H111L112 150L111 151H114V149H116V152L113 154V153H110V150H109ZM136 148H138L139 150H137L138 151V153L140 154L141 153V155H142V159H143V161H142V159H140L139 161H137L136 160V158L134 159V157H135V153L137 152H134L135 151V149ZM142 150H141V149ZM146 148V150L147 151H145L144 149ZM158 150H157V149ZM168 148H170L169 150H170V153H169V151H168ZM184 148V149H183ZM213 148V149H212ZM226 148V149H225ZM16 149V150H15ZM40 149H41V151H42V153H41V151H40ZM49 149H52L53 150V153H54V151H55V153H57V154H53V157L51 156V157H49L50 155H51V153H52V151L50 152L49 151ZM58 149H60L59 150V153L61 154H59L58 153ZM69 151H68V150ZM102 149V148H101ZM119 149H123V151H124V153L122 154V152L123 151H120ZM156 149V150H155ZM167 149V150H166ZM202 149L204 150V151H202ZM216 149V150H215ZM223 149H225L226 150V152L223 150ZM16 151L15 153L13 152V151ZM84 150H87L86 152L84 151ZM103 150V149H102ZM101 150V151H102ZM106 150L108 151V153L107 154H105L104 152H106ZM119 150V151H118ZM129 151V152H127V151ZM159 150H161V151H159ZM178 150V151H177ZM185 150V151H184ZM221 150V151H220ZM43 151H45V152H43ZM97 151H99V152H97ZM127 152V155H126V152ZM155 151V152H154ZM192 151H194L195 153H194V156H195V158H194V156H192L193 154H191L192 153ZM9 152H11V154H12V157H11V155H10V153ZM26 152V153H25ZM41 154H40V153ZM50 152V153H49ZM64 152V151H63ZM118 152H119V154H118ZM134 152V153H133ZM159 152V153H158ZM180 152V153H179ZM196 152H197V154H196ZM201 152V153H200ZM203 152L205 153V155L203 154ZM215 152H217V154H219V155H217V154H215ZM255 152V153H254ZM9 153V154H8ZM35 153H37L38 155H36ZM46 153V154H45ZM49 153V156L47 155ZM67 153H68V155H67ZM80 153H83V154H80ZM98 153V154H97ZM116 153H117V157L115 158V156H116ZM122 155H121V154ZM147 153V154H146ZM212 153H213V155H212ZM221 153V154H220ZM226 153V154H225ZM260 153V154H259ZM71 154H72V156H71ZM76 154V155H75ZM110 154V155H109ZM132 154H134V155H132ZM21 155V156H22ZM41 155H43L44 157H45V161L44 160H42V158L44 159V157H42ZM57 155H59L58 157H56ZM68 157H67V156ZM83 157H82V156ZM96 155H98V156H96ZM108 155V156H107ZM111 155H113V159H116V160H112V158H111ZM126 155V156H125ZM181 155V156H180ZM196 155H198V156H196ZM224 155L226 156L225 158H224ZM31 156V157H30ZM36 156H37V158H36ZM47 156V157H46ZM62 156H63V158H64V162L62 163V164H64V167H61L60 169H58L57 167L60 165V163H59V165H57V167H56V169H58V170H60V171H63L64 172V175H63V173H61V172H59L58 173V170H56L55 169V172L57 173V175H58V177H60V178H58V177H55V175H56V173H54L53 172V174H52V176L54 175V177L52 178V176L51 175H49V174H47L49 171L50 172H52V166L54 165V164H57V161L58 162H60L59 160H61V158H62ZM106 156H107V158H109V161H110V164H108L106 161H108V160H106ZM110 156V157H109ZM125 156V157H124ZM132 157L133 158V160H132V158L130 159V157ZM219 156H220V158H219ZM228 156V157H227ZM16 157L18 158V156L16 155ZM41 159H40V158ZM50 159H49V158ZM55 157L56 158H58L57 160L55 159ZM61 157V158H60ZM70 157V158H69ZM119 157H120V159H119ZM122 157V158H121ZM123 157H124V159H123ZM137 157H140L141 158V156H137ZM158 157L160 158V159H158ZM166 157H167V159H166ZM198 157H200V158H198ZM207 157V158H206ZM213 157V158H212ZM11 158H12V160H11ZM39 158V160H37ZM69 159V161H68V159ZM71 158L73 159L74 158V160L73 161H76L75 163L71 160ZM85 158L88 160H86V162H85ZM90 158V159H89ZM156 158H157V160H159V161H157L156 160ZM189 158L191 159V160H189ZM198 158V159H197ZM217 158V159H216ZM220 160H219V159ZM5 159V160H4ZM48 159V160H47ZM84 159V160H83ZM99 159V160H98ZM163 159V160H162ZM197 159V160H196ZM205 159V160H204ZM247 159H248V161H247ZM31 160V161H30ZM33 160V161H32ZM56 160V161H55ZM79 160V161H78ZM103 160V161H102ZM111 160H112V162H114V165H113V163L111 162ZM123 160H125V161H123ZM162 160V161H161ZM193 160V161H192ZM199 160V161H198ZM202 160H203V162H202ZM216 160L217 161H219V162H216ZM13 161V162H12ZM53 161H55V163L53 162ZM68 161V162H67ZM72 161V162H71ZM108 161V162H109ZM119 161H120V163H119ZM143 162V163H140V162ZM164 161V162H163ZM197 161V163L195 164V162ZM205 161V162H204ZM40 162V163H39ZM51 162L53 163V164H51ZM62 162V161H61ZM81 163V162H85V165L86 166H83L84 168H85V170H84V168H80L81 167V165H82V163L81 164H79L80 165V167H79V165L78 164H76V163ZM124 162V163H123ZM138 162V163H137ZM153 166H151L149 163ZM173 162V163H172ZM194 162V163H193ZM216 162V163H215ZM16 163V164H15ZM37 163V164H36ZM39 163V164H38ZM42 163V164H41ZM47 163H48V165L50 164V166L48 167V165H47ZM67 163V165H65ZM71 163V164H70ZM98 163L100 164V166H98ZM106 163V164H105ZM116 163V164H115ZM123 163V165H125V166H121V164ZM128 163V164H127ZM136 163H137V165H136ZM154 163V164H153ZM155 163H157L156 165H155ZM158 163H161V166H160V164H159V168L160 169H158ZM165 163V164H164ZM170 163H172L171 165H170ZM4 164V165H3ZM12 166H11V165ZM36 164V165H35ZM42 166H41V165ZM61 164V165H62ZM95 164V165H94ZM101 164H102V166L104 165V167H102L101 166ZM112 164V165H111ZM184 166H183V165ZM191 164H195L194 166L193 165H191ZM7 165V166H6ZM34 165V166H33ZM40 165V166H39ZM60 165V166H61ZM70 165V167H68ZM73 165V166H72ZM91 165V166H90ZM92 165H93V167H92ZM111 165V166H110ZM139 165V166H138ZM155 165V166H154ZM173 165H174V168L175 169H173V168H171L170 169V167H173ZM189 165H190V167H191V169L189 168ZM197 165H198V171H196V173H194V169L197 167ZM202 165H204L203 166V168H201L202 167ZM21 166V167H20ZM30 166V167H29ZM38 166V167H37ZM56 166V165H55ZM59 166V167H60ZM76 166V167H75ZM98 166V167H97ZM111 167V168H109V167ZM147 166V167H146ZM149 166V167H148ZM151 166V167H150ZM166 166H167V168H166ZM181 166V167H180ZM192 166H193V168H192ZM212 166V167H211ZM5 167H7V170H8V168H9V170L6 172V169H5ZM22 167H24V170H22L23 168ZM28 167H29V170L32 172L33 170H34V172L35 171H38V169H42V170H39L38 172H32V173H34V175L32 176V175H26L25 174V172L27 173V174H31L30 172H29V170H28V172H27V170L26 169H28ZM47 167V168H46ZM50 167H52L51 169H50ZM69 169H68V168ZM73 167V168H72ZM77 167H79L80 169H81V171L80 172H82V170L85 172V173H83L82 175V177L79 179V177L81 176V175H79L80 174V172L78 173V175L76 174L77 172H76V170H75V168L77 169ZM97 167V168H96ZM100 167V168H99ZM108 167V168H107ZM123 167H125V169H128V170H125V169H123ZM136 167H138V168H136ZM144 167V168H143ZM183 167H185V168H183ZM14 169L13 171H15V173H14V176H12L13 174H12V171L10 172V170L11 169ZM17 168V169H16ZM22 168V169H21ZM36 168V169H35ZM43 168H46V169H44L43 170ZM50 169L49 171L47 170V169ZM89 168V169H88ZM93 168H94V170H93ZM95 168H96V170H95ZM113 168V169H112ZM116 168V169H115ZM141 168H143V170L145 169L146 170V172H147V170H151V171H149V172H152L151 174H152V176H151V174H149L148 172V174L145 172V171H141L142 169ZM150 168V169H149ZM153 168V169H152ZM157 170H156V169ZM211 168V169H210ZM3 169L5 170V172H3ZM18 170V171H20L19 172V174H17V172L18 171H16V170ZM21 169V170H20ZM70 169H72V170H70ZM98 169H99V173L97 172L98 171ZM103 169V170H102ZM108 169V170H107ZM122 169H123V171H122ZM155 169V170H154ZM167 169V170H166ZM176 170V171H173V170ZM186 169H188L191 173H193L192 175L191 174H189V176H188V170H186ZM203 169V170H202ZM46 170H47V173H46ZM86 170H89V171H86ZM93 170V171H92ZM107 170V171H106ZM158 172V173H156L155 174V172ZM178 170V171H177ZM22 171V172H21ZM43 171V172H42ZM69 171H71L70 173L71 174H69L68 175V172ZM122 171V172H121ZM165 171V172H164ZM169 171V172H168ZM183 172V173H179V172ZM212 171V172H211ZM4 173V175L2 174V173ZM41 174H40V173ZM49 172V173H50ZM119 172V173H118ZM162 172V173H161ZM189 172V173H190ZM199 172V173H198ZM7 173V177L9 176V178H6V176H5V174ZM23 173V174H22ZM38 173V174H37ZM73 173H75V174H73ZM101 173H103V174H101ZM106 173H107V175H106ZM145 173H146V175H147V177H146V175H145ZM177 173H179V175L177 174ZM204 173V174H203ZM61 174V175H60ZM84 174H88L89 176L88 177H84ZM93 174V175H92ZM114 174H117V175H114ZM118 174H119V176H118ZM121 174V175H120ZM155 174V175H154ZM184 174H186L188 177H184L183 175ZM18 175H20L19 176V178L21 179V178H23V176H24V178H23V180L22 181H20V180H16L17 178H16V176L18 177ZM46 176V177H43V179H41L42 178V176ZM62 175L64 176V177H62ZM66 175L69 177V178H67L66 177ZM74 175V176H73ZM77 175V176H76ZM90 175L91 176H98L97 178H93V177H90ZM101 175H103L102 177L103 178H106L105 180V182H104V186H102L103 185V183L101 184H99V181L101 180L102 182H103V180L104 179H102V177L101 178H99ZM111 175H112V177H111ZM131 175V176H130ZM148 175H150V177H152V178H150ZM185 175V176H186ZM191 175V176H190ZM200 175V176H199ZM27 176H28V179L31 177L32 178V181L33 182H35V181H38L37 183V185L34 183V185L32 186V184H31V178L28 180L27 179ZM34 176H36V178H39V180H37L36 178H34ZM132 176H134V177H132ZM160 176H162V178H160ZM214 176V177H213ZM41 177V178H40ZM67 179H66V178ZM72 177H74L73 179H72ZM112 178V180L113 181H110V179ZM114 177V178H113ZM119 177H122V178H119ZM159 177V178H158ZM191 177H192V180H191ZM12 178L14 179V180H12ZM47 178H49V179H47ZM51 178V179H50ZM64 178V179H63ZM76 178V179H75ZM83 178V179H82ZM84 178H86V179H84ZM92 178V179H91ZM139 178V179H138ZM155 178V179H154ZM184 178V179H183ZM194 178V179H193ZM195 178H196V180H195ZM5 179H8L7 181H8V183L10 182V183H14V184H11L10 185V183L9 184H6L7 182H6V180ZM36 179V180H35ZM40 179L42 180V181H40ZM46 179V180H45ZM62 179V180H61ZM148 179H150V181L148 180ZM200 179V180H199ZM16 180V181H15ZM52 180H54V181H56V180H58V184L60 185H58V184H55V182L53 181L52 182ZM78 180H80V181H78ZM82 180H83V182H82ZM84 180H85V182H84ZM99 180V181H98ZM118 180V181H117ZM122 180H123V182H122ZM142 180V182H140ZM148 180V181H147ZM152 180V181H151ZM158 180V181H157ZM162 180V181H161ZM198 180V181H197ZM4 181H5V183H4ZM19 181L22 183L21 185L22 186H25L24 188H26L27 190H25L24 188H21V189H19V185H18V183H19ZM24 181V182H23ZM51 181V182H50ZM96 181H98V182H96ZM100 181V182H101ZM110 181V182H109ZM138 181V182H137ZM57 182V181H56ZM61 182H63V183H61ZM68 184V182H69V184L72 186V183L74 184L72 187L71 186H67L66 185V183ZM81 183V186L83 187V189L82 188H80V190H78L79 189V187L77 186L79 183ZM145 182H147V183H145ZM157 182H159V183H157ZM29 185V187L27 186V184ZM55 184V186H54V184ZM97 183V184H96ZM108 183H110L109 185H106L105 186V184H108ZM112 183V184H111ZM118 183V185L117 186H115L116 184ZM123 183V184H122ZM138 183V184H137ZM148 183H150L149 185L152 187V188H149V186H147V184ZM3 184H4V186H3ZM45 184V185H44ZM63 184H64V186H63ZM68 184V185H69ZM135 184H137V185H140L141 187H143V189L141 190L139 187L140 186H137V185H135ZM146 184V185H145ZM152 184H153V186H152ZM8 185H10L9 187H7ZM20 185V186H21ZM30 185H31V188H30ZM37 187H36V186ZM42 185V186H41ZM66 185V186H65ZM99 187H98V186ZM102 187H101V186ZM125 185V186H124ZM133 185H135V186H133ZM159 186V187H156V186ZM161 185V186H160ZM27 186V187H26ZM48 186V187H47ZM58 186V187H57ZM76 186V187H75ZM79 186H80V184H79ZM109 187L110 186V189H111V187H112V189L110 190V192H108V191H106L107 193H108V195H107V193H104L105 192V190H106V187ZM137 186V187H136ZM163 186V187H162ZM12 187V191H8V189L7 188H11ZM34 187H36V189H37V191L35 190V188ZM64 187V188H63ZM71 187V189H69ZM101 187V188H100ZM115 187H117V188H115ZM136 187V188H135ZM161 187V188H160ZM202 187V188H201ZM34 188V189H33ZM39 188H41V189H39ZM43 188H45V191L43 190ZM48 188V189H47ZM56 188V189H55ZM68 189V191H67V189ZM73 188V189H72ZM77 188V189H76ZM84 188H86V189H84ZM97 188H99V190L97 189ZM104 188V189H103ZM124 189V191H119V189ZM139 188V189H138ZM160 188V189H159ZM201 188V189H200ZM22 192H18L19 190ZM22 189H24V190H22ZM55 189V190H54ZM76 189V190H75ZM83 191H82V190ZM102 189V190H101ZM122 189V190H123ZM125 189H127V190H125ZM130 191H129V190ZM145 189V190H144ZM148 189H151L150 191L148 190ZM188 189V190H187ZM251 189V190H250ZM5 193H7L5 196H4V192ZM10 190V189H9ZM17 190V191H16ZM28 190H29V192H28ZM42 190V191H41ZM50 190V191H49ZM52 190H54L53 192H52ZM69 190H70V193L71 194H69L68 192H69ZM73 190V191H72ZM80 192H78V191ZM109 190V189H108ZM114 190H117L116 192H114ZM153 190L155 191L154 192V194H153ZM158 190V191H157ZM160 190V191H159ZM189 190H191L192 192L190 193V191ZM201 192V194H199V191ZM203 190V191H202ZM8 191V192H7ZM15 191V192H14ZM32 191H33V194H32ZM35 191V192H34ZM47 191V192H46ZM48 191L50 192V194L48 193ZM62 191H65V192H67V194L68 195H70L71 197H72V201H71V199H69L68 197H67V195H64L63 193H62ZM79 193V194H81V196L83 197V199H84V197H85V199L87 198V199H89V197L92 195L93 196V198H97L98 196V200L96 199V200H94L93 199V202L94 201H98L99 203H101L99 200L101 199V196H100V194L98 195V196H95L96 195V193H99L100 191H101V195L102 196H104L105 197V195H103V193L104 194H106V197H105V200H103L104 198L102 197V200H103V205L104 206H106L105 208L103 207L102 209H105L102 213H103V215H101V216H103V217H100V218H103L102 219V221L105 219V222L103 221V222H101V219H98L97 217H99L100 216V214H98L97 215V212H98V208L100 209V206L98 207V202L96 203V205H97V207H96V205H95V203L93 204V202L90 200V199H92V196L90 197V199L88 200V203H86V201L87 200H85V202H84V200L82 199V197H79L77 194V192ZM91 191V193H89ZM93 191V192H92ZM104 191V192H103ZM126 191V192H125ZM137 191V192H136ZM142 191V192H141ZM149 191V192H148ZM9 192H11L12 193V198H10V196H11V194H9ZM16 192L18 193V194H16ZM119 192L121 193V195H123V197L122 196H119L118 198H119V202H120V204H118L117 202V200L115 201V203H117V205L119 206V207H121V209H118L119 207H115L116 209H118L119 210V212L118 211H115V208L114 209H110V211H108V215H106V212H107V210L110 208V207H112V206H114V205H116V204H114L113 205V199H114V196L116 195V196H118L119 195ZM134 192V193H133ZM152 192V193H151ZM164 194H163V193ZM176 192V193H175ZM181 192H183V194L181 193ZM189 192V193H188ZM194 192H195V194H194ZM21 194V196H20V194ZM45 193V194H44ZM60 193V194H59ZM77 193V194H76ZM109 193H113L114 195H109ZM118 193V194H117ZM122 193H124V194H122ZM141 193H142V195H141ZM145 193V194H144ZM181 193V194H180ZM193 193V194H192ZM207 193H209V195L207 194ZM46 195L47 194V196H45V198H43L44 196L43 195ZM55 195V196H57V197H54L53 198V195ZM63 196H62V195ZM72 194H75L76 196H74V195H72ZM88 194H90V195H88ZM133 194V195H132ZM137 194H139V196L137 195ZM157 194V195H156ZM180 194V195H179ZM185 194V197L183 196V197H181V195H184ZM191 194H192V197H191ZM198 194H199V196H198ZM10 195V196H9ZM15 195V196H14ZM17 195H19V196H17ZM50 195V196H49ZM144 195V196H143ZM147 196V198H146V196ZM151 196V195H156V199H155V197L154 196H151V197H149V196ZM173 195V196H172ZM205 195V196H204ZM206 195H207V197H206ZM212 195V196H211ZM33 196V197H32ZM37 196V197H36ZM48 196H49V199L51 200H49L48 199ZM69 196V197H70ZM75 198H74V197ZM89 196V197H88ZM111 196V197H110ZM115 196V197H116ZM162 196V198H159V197H161ZM180 197V199L178 198V197ZM4 197H6V198H4ZM17 199H16V198ZM19 197V198H18ZM59 197V198H58ZM77 197V198H76ZM108 197H110V199L108 198ZM142 197H144V198H142ZM153 197V198H152ZM209 197H211L209 200H208V198ZM214 197H215V200H214ZM7 198H10V199H8L7 200ZM30 199V200H28V199ZM65 198V199H64ZM133 198V199H132ZM139 198H141V199H139ZM153 200H152V199ZM176 198V199H175ZM178 198V199H177ZM184 198V199H183ZM202 198V199H201ZM205 198V200H203ZM254 198V199H253ZM16 199V200H15ZM26 199V200H25ZM39 199L40 200H42V202L45 204H39V202L41 203V201H39ZM55 199V200H54ZM59 199H61L60 201H59ZM63 199H64V201H63ZM75 199H77L78 200V203H77V200H75ZM107 199H109V200H107ZM128 199H132V202L130 201V200H128ZM138 199V202H136V200ZM148 199V200H147ZM171 199V200H170ZM173 199H175V201L173 200ZM185 199H186V201H185ZM211 199H213V200H211ZM24 200V201H23ZM37 200H38V202H37ZM46 200H48V201H46ZM52 200H54V201H52ZM101 200V201H102ZM107 200V201H106ZM126 200H127V202H126ZM159 200V201H158ZM167 200H169V201H167ZM202 200V201H201ZM219 200H220V202H219ZM16 201V202H15ZM30 201V202H29ZM31 201H32V204H31ZM65 201H66V203H65ZM69 201V203H67ZM71 201V202H70ZM83 201V202H82ZM89 201H91V202H89ZM134 201V202H133ZM149 201H150V203H149ZM153 203H152V202ZM157 201V202H156ZM177 201V203H175ZM197 201L199 202V203H197ZM201 201V202H200ZM221 201L223 202V205L221 204ZM249 201V202H248ZM4 204V206H2L1 207V204L2 203ZM22 202H23V204H22ZM29 203V205H28V203ZM37 202V203H36ZM46 202V203H45ZM53 202H54V204H53ZM57 202V203H56ZM74 203V204H71V203ZM104 202H106V203H108V205L107 204H105ZM156 202V203H155ZM159 202V203H158ZM170 202V203H169ZM180 202V203H179ZM218 202V203H217ZM247 202V203H246ZM18 203V204H17ZM34 203L37 205V204H39V205H35L34 206ZM63 203V206L61 205V204ZM90 203V204H89ZM101 203V204H102ZM112 203V204H111ZM134 203V204H133ZM137 203H139V205L137 204ZM145 203V204H144ZM160 205V206H157L158 204ZM167 203V204H166ZM172 203H174V204H176V206H177V204H179V206H178V208L174 205V204H172ZM209 203H211V204H209ZM245 203H246V205H245ZM249 203V204H248ZM2 204V205H3ZM31 204V205H30ZM76 204H79V206H77V208H76V206H74V205H76ZM82 204V206H80ZM85 204H86V206H85ZM93 204V205H92ZM110 204H111V206H110ZM131 204V205H130ZM142 204H143V206H142ZM157 204V205H156ZM169 204V205H168ZM174 205V206H172V205ZM205 204H209V208H211V207H213V208H211V209H209V208H207V206L208 205H205ZM216 204V205H215ZM218 204H219V206H218ZM252 204H253V206H252ZM64 205H66V206H64ZM84 205V206H83ZM92 205V206H91ZM116 205V206H117ZM128 205H129V207H128ZM132 205L134 206V207H132ZM148 205H149V207H148ZM183 205V206H182ZM211 205V206H210ZM226 205V206H225ZM5 206H8V208H6ZM27 206V207H26ZM48 206V207H47ZM57 206V207H56ZM61 206H62V208H61ZM74 206V207H73ZM93 206H95V207H93ZM127 206V210L128 211H130V209H132V211H131V213L130 214H128V215H126L127 214V212L125 211V207ZM139 206V207H138ZM145 206V207H144ZM162 206V207H161ZM170 206V207H169ZM205 206V207H204ZM18 207H20L19 209H18ZM23 207V208H22ZM68 207H69V209H68ZM72 207V208H71ZM82 208V209H80L79 211H78V209L79 208ZM102 207V206H101ZM158 209H157V208ZM169 207V208H168ZM172 207V208H171ZM173 207H176V208H173ZM218 209V210H216V208ZM221 207V208H220ZM224 207H226V210H225V208ZM26 208H29V211H28V209H27V211L25 210ZM59 208V209H58ZM71 208V209H70ZM73 208H74V210H73ZM86 208V209H85ZM138 208V209H137ZM141 208V209H140ZM153 209V210H151V209ZM156 208V209H155ZM165 208V209H164ZM166 208H168V209H166ZM199 208V209H198ZM16 209V210H15ZM24 212H26L25 213V215H24V213L23 212H21V210ZM24 209V210H23ZM54 211H53V210ZM57 209H58V212H56L57 211ZM60 209H63V210H60ZM76 209H77V211H76ZM84 209V210H83ZM143 209V210H142ZM147 209V210H146ZM160 209H162V210H160ZM220 209V210H219ZM257 211H256V210ZM14 210V211H13ZM20 210V211H19ZM43 210V212H42V214H41V211ZM52 210V211H51ZM95 212H94V211ZM115 211V213L117 212V213H119V218L120 217H123L124 215H126V217L125 218H122V219H124V222L123 223H125V224H127V225H125V224H123L121 221H123L122 219H120L121 221H119V218H118V214L117 215H113L112 214V216H117L116 218L115 217H113L112 218V216H111V218H109V216L111 215V212L112 211ZM142 210V211H141ZM212 210L214 211L213 213H212ZM222 210H224V211H222ZM228 210V211H227ZM231 210V211H230ZM47 211V212H46ZM75 211H76V213H75ZM81 211H82V213H81ZM101 211V210H100ZM126 212V214L124 213V215H123V212ZM146 211V212H145ZM161 211V212H160ZM180 211V212H179ZM15 212L17 213L16 215L18 216V219H20V220H18V222H19V226L17 225V220H16V218H17V216L15 215ZM47 213V215H46V217H45V215L43 214V213ZM51 212H53V213H51ZM69 212H71V213H73L72 215H71V213L69 214ZM95 214H94V213ZM224 212V213H223ZM228 212H229V214H228ZM233 212V213H232ZM12 213H13V215H15V216H13L12 215ZM20 213H22V214H20ZM57 213V214H56ZM81 213V214H80ZM114 213V212H113ZM129 213V212H128ZM135 213V214H134ZM155 215H153V214ZM202 213V214H201ZM219 214V216H218V214ZM228 214V216H227V214ZM239 213V214H238ZM258 213V214H257ZM5 214V215H4ZM26 214H28V216H26ZM68 214H69V216H68ZM76 214V215H75ZM85 214V215H84ZM198 214V215H197ZM223 214V215H222ZM25 216L26 218H24V219H21V216ZM41 215V216H40ZM53 215H55V217L56 218H54L53 219V217L52 216ZM77 215H79L80 216V221L77 219L79 216H77ZM84 217H83V216ZM123 215V216H122ZM134 217H133V216ZM138 215H139V218H138ZM149 215V216H148ZM20 216V217H19ZM68 216V217H67ZM132 216V217H131ZM137 216V217H136ZM154 216V217H153ZM222 216H226V217H222ZM231 216H232V218L234 217V216H236V218L234 219H232L231 218ZM255 216V217H254ZM45 217V218H44ZM62 217H64L63 219H62ZM66 217V218H65ZM82 217V218H81ZM92 217V218H91ZM149 217V218H148ZM205 217H207V218H205ZM5 218H7V219H5ZM15 218V219H14ZM23 218V217H22ZM33 218H37L38 219V221H34L33 223H31V220L33 219ZM107 218H109V219H107ZM115 218V219H114ZM134 218V219H133ZM140 220H138V219ZM140 218H142V220L140 219ZM202 218V219H201ZM212 218V219H211ZM36 219V220H37ZM52 219V220H51ZM86 219V220H85ZM95 219H98V221L102 224H98V221L97 220H95ZM111 219V220H110ZM133 219V220H132ZM150 221H148V220ZM205 221H204V220ZM206 219H208V220H206ZM225 219V220H224ZM228 219V220H227ZM231 219H232V221L234 222H232L231 221ZM238 219V220H237ZM5 220H10V222H7V221H5ZM39 220L41 221V222H39ZM51 220V221H50ZM57 220H59L58 222H57ZM82 220V221H81ZM85 220V221H84ZM116 221L117 220V222L119 221V222H121L122 223V227H123V225L125 226V229H126V227L128 226V230L130 231V229H131V233L132 232H134V233H136V235L137 236H134V233L133 234H131V233H128L129 235L131 234V236L133 237L134 236V238H136V239H130V237H128V235H127V230H126V232L124 231V232H121V233H124L125 234V237H124V235H123V237L121 238V239H119V237L116 235V233H117V229H118V227L120 226L121 227V223H119V225H117V227L115 228V226L116 225H114V227L112 226L111 227V223H109V222H112V221ZM127 220H128V222H127ZM148 222H147V221ZM201 220V221H200ZM203 220V221H202ZM209 220H212V221H209ZM234 220H236V221H234ZM94 221V222H93ZM113 222V224H115L116 222ZM167 221V222H166ZM226 221L227 222H230L229 224H227L226 223ZM240 221H241V223H240ZM25 222H26V220H25ZM35 222H39L38 224L37 223H35ZM46 222H47V226H46ZM52 222H54V224L52 225ZM56 222H57V224H58V226L57 225H55L56 224ZM64 222V223H63ZM81 222H82V224H81ZM106 222H108V223H106ZM141 222H143V223H141ZM181 222V223H180ZM209 222H211V223H209ZM22 223V224H21ZM50 223V224H49ZM81 225H80V224ZM105 223H106V225H105ZM135 223V224H134ZM152 223V224H151ZM175 223V224H174ZM183 223V224H182ZM202 224V225H199V224ZM205 223V224H204ZM220 224V225H218V224ZM231 223H232V225H231ZM237 223V224H236ZM240 223V224H239ZM16 224V225H15ZM31 224H35L34 225V227H33V225H31ZM77 224V225H76ZM109 224H111V225H109ZM118 224V223H117ZM132 224H134L133 226H131ZM149 224H151V225H149ZM180 224V225H179ZM5 225H3V228H4V232H0V237L1 236H4V238L3 239H5V240H7V238H9V235H11V234H14V232L12 231V232H10L9 231V234L8 235H6L7 233H8V231H6V228L4 227ZM8 225V224H7ZM40 225V226H39ZM51 225L52 226H54V227H51ZM67 225V226H66ZM91 227H90V226ZM93 225V226H92ZM98 225V226H97ZM130 225V226H129ZM141 225V226H140ZM161 225V226H160ZM170 225H171V227H170ZM183 225V226H182ZM186 225V226H185ZM188 225V226H187ZM206 227V226H208V227H204V226ZM216 225V226H215ZM218 225V226H217ZM29 226V227H28ZM43 226H46V227H43ZM61 228H60V227ZM71 226V227H70ZM82 226H84V227H82ZM181 226V227H180ZM223 226V227H222ZM256 226V227H255ZM10 227L12 228V227H14L13 229H10ZM59 227V229H60V231H58L57 230V228ZM75 227H77L78 228V230H77V228H75ZM96 227L98 228V229H100V230H96ZM109 227V228H108ZM111 227V228H110ZM121 227V228H122ZM132 227H133V229H132ZM139 227V228H138ZM178 227V228H177ZM201 227V228H200ZM204 227V228H203ZM210 227V228H209ZM213 227V228H212ZM229 227V228H228ZM235 227H236V229H235ZM238 227H239V229L240 230H238ZM256 229H255V228ZM257 227H259V228H257ZM18 228V229H17ZM55 228V230H53ZM81 230H80V229ZM112 228H115V230H113ZM138 228V229H137ZM146 228V229H145ZM167 228V229H166ZM170 228V229H169ZM180 228H182V230L183 231H181V229ZM200 228V229H199ZM0 229V231H2ZM90 229L92 230V231H90ZM106 229V230H105ZM109 229V230H108ZM112 229V230H111ZM120 229V228H119ZM140 229H142V231L141 232H139V230ZM160 229H161V231H160ZM162 229H164V230H162ZM173 231H172V230ZM198 229V230H197ZM202 229V230H201ZM230 229H232L231 231H229ZM257 229H259V233H258V230ZM52 230H53V232H52ZM88 230H89V232H88ZM94 230V231H93ZM103 230V231H102ZM105 230V231H104ZM111 230V231H110ZM121 230H124V228L123 229H121ZM179 230H180V232H179ZM208 230H210V231H212V235L210 234V231H208ZM224 230V231H223ZM49 231L51 232L50 233V236H48V234H49ZM55 231V232H54ZM81 231V232H80ZM87 231V232H86ZM100 231H101V233H100ZM108 231L109 232H111V233H108ZM128 231V232H129ZM136 231V232H135ZM170 231H171V233H170ZM189 231V232H188ZM220 231V232H219ZM240 233H239V232ZM60 232H62V233H60ZM108 234L107 236H102V235H106V233ZM116 232V233H115ZM139 232V233H138ZM151 233L150 234V237L151 238H149V235H148V233ZM167 233V235L165 234H163V233ZM176 234H175V233ZM182 232H183V236H182ZM227 232H228V234H227ZM2 233H4V235L2 234ZM17 233V232H16ZM16 233L14 234V235H16ZM56 233V235H54ZM59 233V234H58ZM119 234H120V231L118 232ZM138 233V234H137ZM142 233V235L141 236H143L144 237V239H145V241H144V239H142L141 240V237L139 236V234H141ZM159 233V234H158ZM170 233V234H169ZM173 233L175 234V236L173 235ZM207 233V234H206ZM209 233V234H208ZM224 233V234H223ZM256 233V234H255ZM51 234H52V236H53V238H51ZM90 234H92V236H90ZM94 234V235H93ZM111 234V235H110ZM162 234V235H161ZM187 236H186V235ZM234 234V235H233ZM261 234H262V236H261ZM17 235H18V233H17ZM16 235V236H17ZM33 235V236H32ZM47 235V236H46ZM97 235V237H96V239H94L93 241H92V239L93 238H95L94 236H96ZM113 235H114V237H116V238H113ZM116 235V236H115ZM122 235V234H121ZM172 236V237H170V236ZM208 235V236H207ZM212 237H211V236ZM225 235V236H224ZM259 235V236H258ZM11 236H13V235H11ZM10 236V237H11ZM19 236H20V234H19ZM147 236H148V239H150L149 241H151V240H153V243H152V245H151V242H149L148 241V239H147ZM156 236V237H155ZM161 236V237H160ZM165 236H166V238H165ZM167 236H169V237H167ZM176 236H178L177 238H180L179 240H180V242H179V244H178V240H175L174 241V237H176ZM203 236V237H202ZM205 236V237H204ZM207 236V237H206ZM235 236V237H234ZM49 237H50V239H49ZM59 238V239H55L54 240V238ZM72 237H74V238H72ZM111 237H112V239L113 240H111ZM118 237V238H117ZM142 237V238H143ZM183 237V238H182ZM200 237H201V239H200ZM255 237V238H254ZM258 237L260 238L261 237V239L259 240L258 239ZM61 238H62V241H61ZM67 239V240H69L68 241V243L66 244V242L65 241H67V240H65V239ZM158 238V239H157ZM163 238V239H162ZM170 239V241H167V239ZM176 238V239H177ZM1 240H2V237L0 238ZM81 239V240H80ZM128 239V240H127ZM165 239V240H164ZM168 239V240H169ZM228 241H227V240ZM257 239H258V241H257ZM53 240L55 241V242H53ZM60 240V241H59ZM82 240H83V242H82ZM88 240V243L89 244H91L90 246H88V244L87 243H85L86 241ZM89 240H91V241H89ZM118 240H120L119 242H121L122 244L121 245H119L118 246ZM129 240H130V244H126V247H124V249H123V246H125L124 244L126 243V241H128L127 243H129ZM132 240H134V241H132ZM136 240V241H135ZM138 240V241H137ZM187 240V241H186ZM205 240H207V241H205ZM42 241V242H41ZM47 241V242H46ZM59 241V242H58ZM64 241V245L61 247L60 246V248H61V250H60V248L59 247H57L56 246V244L59 246V245H62L61 243ZM81 241V242H80ZM111 241V242H110ZM114 241H116V244H115V242ZM123 241V242H122ZM124 241H125V243H124ZM171 241H173V244H170L171 243ZM212 241H214L215 242V246L213 245L214 243L212 242ZM220 243H219V242ZM241 241V242H240ZM260 241V242H259ZM261 241H263V242H261ZM49 242V243H48ZM51 242V243H50ZM61 242V243H60ZM80 242V243H79ZM92 242V243H91ZM96 242V243H95ZM109 242V243H108ZM174 242H176L175 244H174ZM209 242V243H208ZM237 242V243H236ZM240 242V243H239ZM58 243H60V244H58ZM111 243V244H110ZM137 245H136V244ZM146 243V244H145ZM239 243V244H238ZM44 244H46V245H44ZM50 244H51V246H50ZM53 244V245H52ZM69 244V245H68ZM93 244V245H92ZM143 244V245H142ZM145 244V245H144ZM233 244H235V245H233ZM257 244V246H258V248H256V245ZM38 245V246H37ZM70 245L72 246V248L70 247ZM164 245V246H163ZM166 245V246H165ZM205 245V246H204ZM222 245L223 246H225V248H222ZM35 246V247H34ZM43 246H45V247H43ZM50 248H49V247ZM53 246H55V247H57V248H59V250L56 248L55 249V251H57V252H55L53 249L55 248V247H53ZM66 246V247H65ZM134 246H136V248L134 247ZM173 246V247H172ZM202 246H204L203 248H202ZM208 246V248H206ZM213 246V247H212ZM229 246V247H228ZM246 246V247H245ZM1 246H0V248H2ZM24 247V248H25ZM48 247V249L47 250H45V248H47ZM52 247H53V249H52ZM77 247H76V249L74 250L75 251V255H79L78 254V252L79 251H81L80 249H77ZM99 247V248H98ZM128 247V248H127ZM137 247H138V249H137ZM145 247V248H144ZM153 247H156V248H153ZM211 247V248H210ZM215 247H217V248H215ZM226 247H228L229 249H227L228 251L229 250H232V251H229V252H231V254L230 253H228L227 254V252L225 251L226 250ZM235 247H237V248H235ZM33 248H34V250H35V253H34V250H33ZM64 248H67L66 250H64ZM86 248V249H85ZM126 248V249H125ZM132 248H134V249H132ZM231 248V249H230ZM239 248H242V249H239ZM258 249V251L257 250H255V249ZM51 249L55 252V256H50V254H49V252L51 251ZM95 249V250H94ZM132 249V250H131ZM137 249V250H136ZM143 249H145V250H143ZM156 249V250H155ZM184 249H185V251H189V252H187V254H186V252L184 251ZM211 249V250H210ZM237 249V250H236ZM239 249V250H238ZM263 249V250H262ZM2 250V249H1ZM14 250H15V252H14ZM38 250V251H37ZM83 250V251H84ZM103 250V251H102ZM126 250V251H125ZM131 250V251H130ZM150 250V251H149ZM16 251H17V253H16ZM22 251V252H21ZM40 251H42V253L40 252ZM45 251V252H44ZM52 251V252H53ZM61 251V252H60ZM74 251H72V252H74ZM99 253H98V252ZM103 253H102V252ZM125 251V252H124ZM132 251H134V252H132ZM183 251V252H182ZM208 253H207V252ZM225 251V252H224ZM254 251V252H253ZM19 252V253H18ZM26 252V251H25ZM53 252V253H54ZM91 252V253H90ZM131 252V253H130ZM178 252L180 253V254H178ZM185 252V253H184ZM249 252V253H248ZM34 253V254H33ZM77 253V254H76ZM234 253H236V254H233ZM247 253H248V255H247ZM24 254H27V255H24ZM46 254H48V255H46ZM74 254V253H73ZM6 255V254H5ZM8 255V256H9ZM67 255V254H66ZM95 256V258L93 257V256ZM97 255H99L100 257H97ZM103 255V256H102ZM124 255H125V257H127V258H125L124 257ZM228 255V256H227ZM247 256V258H246V256ZM261 255V256H260ZM7 256V257H8ZM9 256V257H10ZM23 256V258H21ZM26 256V257H25ZM47 258H46V257ZM49 256V257H48ZM92 256V257H91ZM132 256V257H131ZM172 258H171V257ZM255 256V257H254ZM261 257V259L259 260L258 258L259 257ZM8 257V258H9ZM10 257V258H11ZM25 257V258H24ZM120 258V259H118L117 260V258ZM130 257V258H129ZM146 257V258H145ZM148 257V258H147ZM174 257V258H173ZM251 257H254L253 259L251 258ZM19 259V263H18V261H16V259ZM22 260H21V259ZM35 258V259H34ZM44 258V259H43ZM99 258H101V259H103V260H99L98 261V259ZM125 259V261H124V259ZM34 259V260H33ZM56 259H58V258H56ZM55 259V260H56ZM108 259V260H107ZM111 259V260H110ZM128 259V260H127ZM247 260V261H245V260ZM251 261V259L253 260V261H251V263H250V261ZM88 260V261H89ZM127 260V261H126ZM257 260H259V261H257ZM11 262V264H13L12 263V261H11V259L10 260H8L7 258L5 259V262H3V264H8V263H10ZM23 261V262H22ZM57 261V260H56ZM121 261V262H120ZM141 261V262H140ZM22 262V263H21ZM28 262V263H27ZM38 262V263H37ZM44 262V263H43ZM55 261H53V263H54ZM126 262V263H125ZM157 262V263H156ZM118 263V264H119ZM109 264V263H108ZM262 264H264L263 262H262Z\"/></svg>",
    "mask_w": 264,
    "mask_h": 264
},
{
    "label": "bare ground",
    "instance_id": "bare-ground-1",
    "mask_svg": "<svg viewBox=\"0 0 264 264\" xmlns=\"http://www.w3.org/2000/svg\"><path fill=\"white\" fill-rule=\"evenodd\" d=\"M37 1H38V0H0V23H2V24H0V110H2V111H4V110H10V111H11V110H15L14 115L19 113V111H18V112H16V111L22 108V107H21L22 104H24V103L31 104V103H32V102H31L32 100L30 101L31 103L29 102V99H30L31 96H30V97L28 96L29 93L26 94V86L29 88L30 85H28V84H29L30 82H31V83H33V82L36 83V81H37V79H38L37 77H40V76H37V75H40V74L42 73V72H41L42 67H43L44 65L47 66V64H49V62H51V61L47 62V61H48V57H49L50 55L54 54V57H55L56 55H60L61 51H62L64 48H65V49H69V48L71 49V48H73V47H72V46H73V43H74V45H75V44L78 45L79 43H80L81 45L84 44V45H82V46H83L84 49H85V45H86V44H90L91 41L95 43L96 40H100V37H102V35H103L104 37H102L101 40H103V38L107 40V38H106L107 36L105 35V33L95 32V33L93 34V32L90 33L89 31L84 30V26H85V24H86V26H87L89 29H90L91 26L94 25V24L92 25V23L90 24L89 22L84 21V20L82 21V23H81L80 21L77 22V21L75 20V21L77 22V24L74 25V27H73V26L70 27V26H69V23L66 24V25H64V26H62L63 28L60 27V24H59V26H58V25H55L54 28H56L57 30L59 29L60 31H62L61 33H63V34L61 35V36H63L62 38L59 36L61 33H60L59 35L57 34V35L59 36V37H57L56 33H58V32H53V31H51V30L49 31V30H48L49 27L47 28V27L45 26V24H46L48 21H50V20L47 21L48 18H46V17L44 18L43 15H44V12H45V11H43V14L41 13V9H42V8H45V7H46V8L51 7L50 4H46L45 7H42V4H45L46 1H43V0H42L44 3H41V2H40L41 6H38V3H39L40 0L38 1V3H37ZM65 1H66V0H65ZM68 1H70V0H68ZM74 1H75V0H74ZM80 1H82V3H83V7L80 6V7L82 8L81 11H80V14H81V15H82V14L85 15V17H84L85 20H86L87 17H89V16H90L89 18H91V16H92L93 18H94V17L98 18V17H102V16L104 17V16H106V17H104L105 20H104V18H103V20H102V19L100 20V21H104L103 23H105V24L108 23V22L106 23L105 21H108V20L110 21V20H111V19H109V16H108L109 14H110V16L112 15V17H113V16H116L117 13H118V16H119V13L122 14L121 11L124 10L123 8H127V7H131V8H132V6H130L131 4H133V5H137L136 3L139 4V2H142V1H140V0H80ZM159 1H161V0H159ZM163 1H164V2H167L168 0H162V2H163ZM172 1H174V0H172ZM187 1H188V0H187ZM187 1H186V0H178L176 3L174 2L175 5H174L173 3H171V4L169 3V6L166 4V5H165V8L170 7V5H171V7H172V5H174V6H173V10H174V11H173V12H174V14L176 13V14H175V15H176V18L182 20V18H184L185 16L182 17V18H180V17H179L180 15H177V14H179V13H184V12H185L186 15H188V14H187V12H188L190 15H192V14L189 12L190 9H191V7L189 8V5H190V4H189V3L187 4ZM189 1H190V0H189ZM200 1H201V0H198V1L195 0V2H197V7L194 6L193 8H194V9H195V8H199L198 6H200L201 4H205V6H207V9H208V11H207V13H206V15L208 14V16H206L205 14H203V15H205L206 17H205V16H202V15H201V17H205L206 19H208V17H209L210 15L212 16L211 13H208V12L212 11V10H209V7H210V4H211V1H210V0H203V1H201L202 3H200ZM215 1H217V0H215ZM215 1L212 0V5H214L215 3H218L217 6H219V5L221 6V5H222V7H220L219 9H221V10H219L218 8H215L214 6L211 5V7H212L214 10H215V9L218 10V11H217V12H218V15H217V13H216L215 15H217V16H213L214 18H215V17H216V18H220V15H225L226 17H227V16L231 17V16H232L231 13H234V14H233V18H235V19H233V20H236V19H237V18L234 17V16H238V17H239L238 22L240 21V17H241V19H242V18L244 19V20L242 19L243 22L246 21V24H248V23H247V20H250V21H248V22H253V23H254V21H253L254 19H253V20H252V19H249L250 16H251L252 14L249 13L250 15H249L248 17H247L248 14L246 15V13H248V12H252V11L255 9V6H254V7H253V10H252V8H251L250 11L246 12V9L249 7V5L246 7V5H247L246 2H247L248 4H250V3H249L250 0H246V2H244L245 0H240V2H238V3L236 4V7H234V6H235V3L237 2V0H235L236 2H235L234 0H230L231 3L235 2L234 4H231V3L229 2V0H226V2H225V0H222V2H221L220 0L217 1V2H215ZM252 1H253V0H252ZM78 2H79V1H78ZM193 2H194V0H193ZM195 2H194V3H195ZM213 2H214V3H213ZM224 2H225V4H227V5H225V7H223V6H224ZM243 2H244V3H243ZM253 2H254V1H253ZM253 2H252V3H253ZM262 2H263V1H262ZM47 3H52V1L47 2ZM63 3H64V2H63ZM66 3H67V2H66ZM66 3H65L64 5H66ZM68 3H69V2H68ZM75 3H76V2H75ZM97 3H98V4H101V5H102V6H101L102 8H101L100 6H97V5H96ZM142 3H143V2H142ZM208 3H210V4H209V7H208ZM229 3H230V5H229ZM252 3H251V4H252ZM143 4H145V3H143ZM191 4H193V3L191 2ZM195 4H196V3H195ZM206 4H207V5H206ZM243 4H246V5L243 6ZM261 4H262V3H261ZM48 5H49V6H48ZM57 5H58V4H57ZM215 5H216V4H215ZM228 5H229V8H227ZM231 5H232V6H231ZM43 6H44V5H43ZM70 6H72V5H70ZM146 6H147V5H146ZM149 6H151V5H149ZM152 6H154V5H152ZM166 6H167V7H166ZM187 6H188L189 9L187 8ZM203 6H204V5H202V7H200V10H203L202 8H206V7H203ZM230 6H231V7H230ZM251 6H252V5H251ZM251 6H250V7H251ZM256 6H258V5L256 4ZM38 7H41V9H38L40 12L37 11V8H38ZM56 7H57V6H56ZM76 7H77V6H76ZM96 7H97V8L99 7L101 11L103 10L102 12L106 11L108 14L106 13V15H102V16L96 14V12H95V10L97 9ZM103 7H104L105 9H104ZM133 7L137 8L136 6H133ZM211 7H210V9H212ZM244 7H246V8L243 9ZM51 8H53V7H51ZM58 8H60V6H59ZM58 8H56V9L58 10ZM67 8H68V7H67ZM77 8H78V7H77ZM99 8H98V9H99ZM144 8H145V6L142 7V8H140V6H139V9H141V10L144 11L145 13H144V12H141V10H139V9H137L136 12L143 13V14H144V17H146V14H147L146 12H148V11H150L149 13H151V14L153 13V11L151 10L152 7H150V10H148V11H146V9H149V7H146L145 9H144ZM158 8H159V7H157V6L155 5L152 9H153V10H154V9L159 10L160 8H159V9H158ZM193 8H192V11H194ZM233 8H235V9H233ZM258 8H259V7H258ZM263 8H264V7H263ZM71 9H72V8H71ZM94 9H95V10H94ZM143 9H144V10H143ZM186 9H188V11H186ZM222 9H224V10H222ZM229 9L232 10L231 13H230V15H229V14L226 15V13L229 12V11L227 12V10H229ZM248 9H249V8H248ZM259 9H260V11H261V5H260V8H259ZM42 10H44V9H42ZM48 10H49V9H48ZM53 10L55 11V13H57V12L59 13V11L61 12V9L58 10V11L55 10V9H53ZM69 10H70V9H69ZM79 10H80V9H79ZM93 10H94V12H95V16L93 15ZM138 10H139V11H138ZM161 10H162V9H161ZM170 10H172V8H170ZM204 10H206V9H204ZM204 10H203V11H204ZM225 10H226V11H225ZM233 10H234V11H233ZM244 10H245V11H244ZM251 10H252V11H251ZM257 10H258V9H257ZM257 10H256V11H257ZM51 11H52V10H51ZM54 11H53V13H54ZM63 11H65V10H63ZM63 11H62V12H63ZM66 11H67V9H66ZM97 11H98V10H97ZM159 11H160V10H159ZM182 11H184V12H182ZM192 11H191V12H192ZM195 11H196V10H195ZM219 11H220V12H219ZM221 11H222V12H221ZM262 11H263V10H262ZM122 12H123V11H122ZM126 12H127V11H126ZM134 12H135V9H134ZM166 12H167V11L164 9V13H166ZM197 12H199V11L197 10ZM212 12H214V11H212ZM223 12H224L225 14H224ZM254 12H255V11H254ZM75 13H76V12H75ZM78 13H79V12H78ZM78 13H77V14H78ZM164 13H163V14H164ZM167 13H168V12H167ZM221 13H222V14H221ZM244 13H245V14H244ZM66 14H67V13H66ZM68 14H69V13H68ZM103 14H104V13H103ZM132 14H133V13H132ZM151 14H150V15H151ZM153 14H154V13H153ZM163 14H161V15L163 16ZM172 14H173V13H172ZM200 14H202V13H200ZM262 14H264V13H262ZM54 15H55V14H54ZM97 15H98V17H97ZM136 15H137V14H136ZM150 15L147 14V16H150ZM154 15H155V14H154ZM154 15H153V17H154ZM165 15H166V14H165ZM190 15H188V17H187L188 19H191L192 16L189 17ZM197 15L200 16L199 14H197ZM255 15H256V13L253 14L252 16H255ZM260 15H261V12H260ZM47 16H48V14H47ZM49 16H51V15H49ZM78 16L80 17V20H81V18H83V15H82V16L78 15ZM107 16H108V18H107ZM130 16H131V15H130ZM137 16H138V15H137ZM137 16H135V17H137ZM159 16H160V15H159ZM172 16H173V15H172ZM177 16H178L179 18H178ZM181 16H183V14H181ZM218 16H219V17H218ZM261 16H262V15H261ZM60 17H61V16H60ZM71 17H72V16H71ZM128 17H129V16H128ZM139 17H140V18H139ZM142 17H143V16L140 15V16H138L137 18L140 19V21H141V19H143ZM173 17H174V16H173ZM213 17H209V19H211V18L213 19ZM226 17H225V18H226ZM229 17H228V21H229V20H232V17H231V19H229ZM89 18H88V19H89ZM96 18H95V19H96ZM106 18H107L108 20H106ZM110 18H111V17H110ZM133 18H134V17H133ZM137 18H136V19H137ZM148 18H149V17H148ZM187 18H186V19H187ZM222 18H224V16L221 17L220 19H222ZM225 18H224V19H225ZM261 18H264V15H263ZM19 19H21V21L23 20L22 22H23L24 25H21L22 22H21ZM45 19H46V21H45ZM49 19H50V18H49ZM77 19H78V18H77ZM91 19H92V18H91ZM95 19H94V20H95ZM152 19H153V18H152ZM154 19H155V18H154ZM173 19H174V18H173ZM173 19H172V21L175 20V19H174V20H173ZM212 19H211V20H212ZM17 20L20 21L21 23H20V22H15V21H17ZM54 20H55V18H54ZM96 20H99V19H96ZM157 20H158V19H157ZM51 21H52V20H51ZM57 21H60V19H58ZM61 21H62V20H61ZM75 21H74V23H76ZM92 21H93V20H92ZM100 21H97V22H100ZM113 21H114V20H113ZM117 21H118V20H117ZM133 21H134V20H133ZM138 21H139V20H138ZM177 21H178V20H177ZM177 21H176V22H177ZM226 21H227V20H226ZM228 21H227V22H228ZM45 22H46V23H45ZM79 22H80V23H79ZM97 22H95V23H97ZM120 22H121V21H120ZM120 22H119V23H120ZM188 22H190V21H188ZM230 22H231V21H230ZM230 22H228V23L230 24ZM236 22H237V20H236L235 22H233V23H236ZM238 22H237V23H238ZM240 22H241V21H240ZM240 22H239V23H240ZM9 23H12V24H11V25H12L11 28H12L13 26H17V25H18V27H21V29H22V30L20 29V32L22 31V32H21V33H22L21 36L19 35L18 32H15L14 36H16L17 33H18V35H19V36H18V35L16 36V39H13V37H11L10 35H9V36H10L11 38L8 36L9 38L7 39L6 36L8 35L9 32L12 31L11 28L8 27V26L10 25ZM87 23H89V25H87ZM171 23H172V22H171ZM181 23H182V22H181ZM233 23H232V24H233ZM239 23H238V24H239ZM253 23H252V24H253ZM48 24H49V23H48ZM51 24H52V23H51ZM62 24H63V23H62ZM62 24H61V25H62ZM64 24H65V23H64ZM117 24H118V23H117ZM120 24H121V23H120ZM123 24H124V23H123ZM173 24H174V23H173ZM244 24H245V22H244ZM249 24H251V23H249ZM262 24H263V23H262ZM90 25H91V26H90ZM175 25H176V24H175ZM234 25H235V24H233V25L231 26V24H230L229 26H231V28H233ZM56 26H57V27H56ZM86 26H85V27H86ZM99 26H103V25H99ZM113 26H115V25H113ZM177 26H178V25H177ZM236 26H237V24H236ZM236 26H235V31H234L235 34H236V32H239V33H240V31H236ZM241 26H242V24H241ZM244 26H245V25H244ZM250 26H251V25H250ZM250 26H249V27H246V26H245V27L248 29V28H250ZM259 26H261V25H259ZM105 27H108V26H105ZM116 27L119 28L120 25H118V26H116ZM121 27H122V24H121ZM123 27H124V26H123ZM123 27H122V28H123ZM245 27H244V28H245ZM251 27H252V26H251ZM257 27H258V26H257ZM14 28H15V27H14ZM50 28H51V29H54L53 27H50ZM60 28H62V29H60ZM88 28H86V29H88ZM96 28L98 29L99 27L96 26ZM103 28H104V27H103ZM125 28H126V27H125ZM252 28H253V34L256 33L257 31L254 32V31H255L254 26H253ZM46 29H47V30H46ZM107 29H108V28H107ZM109 29H110V28H109ZM226 29H227V28H226ZM239 29L241 30V28H239ZM250 29H251V28H250ZM250 29H248V30H250ZM263 29H264V26H263ZM98 30L103 31L102 28H101V29L99 28ZM104 30H105V29H104ZM112 30H113V29H112ZM120 30H121V29H120ZM120 30L118 31L117 28L115 29L116 32H120ZM175 30H176V29H175ZM232 30H233V29H232ZM243 30H244V29H243ZM243 30H242V31H243ZM257 30L259 31L258 28H257ZM260 30H261V28H260ZM14 31H18V30H14ZM94 31H95V29H94ZM244 31H245V30H244ZM246 31H247V30H246ZM246 31H245V32H246ZM251 31H252V30H251ZM76 32H79V33H76ZM80 32H81V33H80ZM83 32H85V33L87 32L86 34H88V32H89V34H91V35H89V37H88V35H85V36H84V35H83ZM104 32H105V31H104ZM106 32H107V35H108V32H109V31L106 30ZM112 32H113V31H112ZM116 32H115V33H116ZM248 32H249V31H248ZM259 32H262V30L259 31ZM239 33H238V34H239ZM251 33H252V32H251ZM251 33L249 32L248 34H251ZM75 34H77V35L80 34V35L76 36ZM81 34H82L84 37H83ZM110 34H111V31H110ZM117 34H118V33H117ZM242 34H243V33H241V34H239V35L241 36ZM245 34H247V33H245ZM245 34H243L242 36H244ZM11 35H12V34H11ZM236 35H237V34H236ZM255 35H256V34H255ZM262 35H263V34H262ZM55 36H56L57 38H59V39L56 38L57 40H60V38H61L62 40H63V39H64V40H63V41H62V40H61V41H57V40L55 39ZM74 36H76V39L74 38ZM80 36L83 37V38H82V39H83V42H82ZM259 36H261V34H260ZM263 36H264V35H263ZM5 37H6V39L4 40ZM17 37H18V38H17ZM79 37H80V38H79ZM113 37H115V36H113ZM246 37L251 38V37H254V36H251V35L248 36V35H246ZM246 37L244 38V40L246 39L245 42L242 41L243 38L240 37V38H242V39H241L242 44H243V43L245 44V45L243 44L244 47L246 46V42L249 41V39L247 40ZM72 38L75 39V40H78V41L76 42V41L73 40ZM206 38H207V36H206ZM240 38H239V39H240ZM257 38H259V37H257ZM11 39H12V40H11ZM116 39H117V38H116ZM212 39H213V38H212ZM212 39H211V40H212ZM259 39H261V38H259ZM2 40H4V41L7 40V42L10 40V41H11V44H7V42L5 43L4 41H3L4 43H2V42H1ZM113 40H114V39H113ZM113 40H111V41H113ZM206 40H207V42L209 41L208 39H206ZM251 40H252V39H251ZM251 40H250V41H251ZM263 40H264V39H263ZM71 41H72L73 43H72ZM108 41H109V39H108ZM114 41H115V40H114ZM239 41H240V40H239ZM257 41H258V43H259V44H257L258 46H260V44L263 43V42L260 43V41H259L258 39H257ZM261 41H262V40H261ZM37 42H38V46H40V44H41L40 49H38L39 47L37 48V47H36L37 45H35ZM75 42H76V43H75ZM84 42H85V43H84ZM86 42H87V43H86ZM191 42H192V41H191ZM241 42H239V43H241ZM252 42H253V41H252ZM254 42L256 43V40H255ZM96 43H97V42H96ZM99 43H100V41H99ZM140 43H141V41H140ZM142 43H143V42H142ZM154 43H155V42H154ZM211 43H212V42H211ZM70 44H71L72 46H71ZM80 44H79V46H80ZM111 44L113 45L114 42L111 43ZM143 44H144V43H143ZM143 44H141V46H142ZM149 44H150V42H149ZM151 44H152V43H151ZM209 44H210V41H209ZM251 44H252V43H250L249 46H250ZM68 45H70L71 47L68 46ZM91 45H92V44H91ZM146 45H147V44H146ZM203 45H204V44H203ZM257 45H256V47H255V46L252 44V46L255 47L254 49H256V50H255V51H256V53H255L256 55L260 52L259 50H262L261 48L258 50ZM262 45H263V44H262ZM34 46H35L37 49H34ZM79 46H78V47H79ZM82 46H81V47H82ZM152 46H153V45H152ZM152 46L150 47L151 49H152V48H156L155 46H154V47H152ZM208 46H210V45H208ZM240 46H241V45H240ZM143 47L146 48V47H148V46H142L141 48H143ZM247 47H248V46H247ZM247 47H246V49H244V48L242 47L243 52H244V51H247ZM253 47H252V50H254ZM263 47H264V46H263ZM76 48H77V47H76ZM86 48H87V46H86ZM137 48H138V47H137ZM204 48H205V46H204ZM211 48H212V47H211ZM211 48H210V49H211ZM239 48H241V47H239ZM80 49L82 50V48H80ZM135 49H136V48H135ZM148 49H149V47H148ZM37 50H38V51H37ZM76 50H77V49H76ZM139 50H140V49H139ZM143 50H144V52L141 53L142 56H141L140 54L137 56V57L140 58V59H142V58H148L147 55H149V56H151V55H157V56H158L159 53H160L159 51H158V52H159L158 54H157V52L155 53L154 51H151L153 54L150 52V54H151V55H150V54L148 53L149 50H146V49H143ZM143 50H142V51H143ZM157 50H158V48H157ZM212 50H214V49L212 48ZM240 50H241V49H240ZM263 50H264V48H263ZM263 50H262V51H263ZM40 51H41V52H40ZM135 51H137V50H135ZM140 51H141V50H140ZM142 51H141V52H142ZM145 51H147V53H146ZM209 51H210V50H209ZM214 51H215V50H214ZM258 51H259V52H258ZM39 52H40V53H39ZM85 52H86V51H85ZM185 52H186V51H185ZM190 52H191V51H190ZM190 52H189V53H190ZM249 52H250V53H249ZM253 52H254V51L251 52V50L248 49V53H247V57H246V59L248 58V56H251ZM69 53H70V51H69ZM78 53H79V52H78ZM80 53H81V52H80ZM136 53L138 54V52H136ZM145 53H146V54H145ZM164 53H165V52H164ZM191 53H192V52H191ZM191 53H190L189 55L195 54L196 52H195V53H192V54H191ZM203 53H204V52H203ZM143 54H144V55H143ZM162 54H163V53H162ZM197 54H199V53H197ZM197 54H196V56L199 57V55H197ZM255 54H254V55H255ZM145 55H146V57H144ZM163 55H164V54H163ZM168 55H169V54H168ZM212 55H214V54H212ZM212 55H211V56H212ZM245 55H246V53H245ZM254 55H253V56H254ZM260 55H262V53H260L258 56H260ZM135 56H136V55H135ZM157 56H156V57H157ZM165 56H166V55H165ZM174 56H175V55H174ZM187 56H188V55H187ZM241 56H242L243 58H245V56H243V54H241L240 57H238V58L243 59V58H241ZM253 56H251V58H250V57H249V58L252 59ZM51 57H52V56H51ZM60 57H61V56H60ZM131 57H132V56H131ZM131 57H130V58H131ZM133 57H134V56H133ZM137 57H136V58H133L132 60L136 59V61L138 62V65L135 64V63H132V61H131L132 65H130V64H131V63H130V64H128V65H130V66H128L127 64H126V65H123V66H125V67H127V66H128V67H131V66H132V67H134V64H135L136 66H139V67H140V64H139L140 60H139ZM141 57H142V58H141ZM153 57H154V58H152V56H151L150 58L153 59V62H155L154 60L156 59V57H155V56H153ZM168 57H170V56H168ZM188 57H189V56H188ZM190 57H192V59H193L194 56H190ZM190 57H189V61H190V63H192V59L190 60ZM198 57H197L198 60L201 59V57H200V58H198ZM205 57H206V55H205ZM213 57H215V56H213ZM262 57H263V58H262ZM262 57H260V58H261L260 60L264 59V55H262ZM128 58H129V57H128ZM150 58L148 59V61H150ZM157 58H158V57H157ZM166 58H167V56H166ZM215 58H216V57H215ZM253 58H254V57H253ZM257 58H258V57H257ZM52 59H53V58H52ZM61 59H62V58H61ZM69 59H70V58H69ZM71 59H73V58L71 57ZM71 59H70V60H71ZM125 59H126V58H125ZM137 59H138V60H137ZM224 59H225V58H224ZM226 59H227V58H226ZM246 59H245L244 62H246ZM255 59H256V58H254V59L252 60V61H253V62H252L253 65H252V67H251V69H252V72H251V73H253V75L257 73V72H256V73L254 72V71H255V70H254V67H257V66H254V63H256V61H257V60H255ZM50 60H51V59H50ZM142 60H143V59H142ZM142 60H141V62H142ZM146 60H147V59H146ZM146 60L144 59V62L147 63ZM163 60H165V58H164ZM187 60H188V58H187ZM193 60H194V59H193ZM198 60H197V62H198ZM222 60H223V59H222ZM227 60H228V59H227ZM229 60H230V59H229ZM247 60H248V62H249V59H247ZM254 60H255V61H254ZM260 60L258 59V61H260ZM136 61L134 60V62H136ZM151 61H152V60H151ZM156 61H157V60H156ZM165 61H166V60H165ZM165 61H164V62H165ZM174 61H175V60H174ZM181 61L184 62L183 60H181ZM189 61H188V62L186 61V62L188 63V64H186V66H188V69H189L190 72H191L192 70H191L190 68H192V67H191L192 65H191V64L189 65ZM194 61H196V60H194ZM202 61H203V59H202ZM206 61H207V59H206ZM239 61H240V60H239ZM258 61H257V62H258ZM64 62H65V60H64ZM70 62H71V61H70ZM137 62H136V63H137ZM157 62H158V63H157ZM157 62H156V63L159 64L160 62H163V61H162L161 59H159V61H157ZM164 62H163V64H164ZM214 62H215V60H214ZM227 62H228V61H227ZM244 62H243V63H244ZM117 63H118V62H117ZM166 63H167L166 65H169L168 62H166ZM194 63H196V62H194ZM199 63H200V61H199ZM199 63H198V64H199ZM211 63H212V62H211ZM228 63L230 64V62H228ZM241 63H242V62H241ZM250 63H251V61H250ZM65 64H67V61H66ZM65 64H64V66H67V65H65ZM115 64H116V63H115ZM122 64H124V63H122ZM141 64H142V63H141ZM160 64H162V63H160ZM163 64H162V67H165V66H163ZM183 64H184V63H183ZM208 64H209V62H208ZM259 64H261V63L259 62ZM262 64H264V63H262ZM262 64H261V66H262ZM116 65H117V64H116ZM116 65H115V66H116ZM120 65H121V64H120ZM164 65H165V64H164ZM194 65H195V64H194ZM210 65H211V64H210ZM216 65H217V64H216ZM219 65H220V64H219ZM222 65H223V62H222ZM238 65H239V64H238ZM244 65H245V64H244ZM244 65H243V66L240 65L241 67H244V69H242V71L244 70L245 73H249L250 71H249L248 69H247L248 71H246V67H248V68L250 69V65H251V64H250V65H249V64H246V65H248V66H246V67H245ZM255 65H258V63H256ZM46 66H44V68H45ZM50 66H51V65L49 64V67H50ZM53 66H54V65H53ZM70 66H71V65H70ZM159 66H160V65H159ZM189 66H190V67H189ZM205 66H206V64H205ZM211 66H212V65H211ZM225 66H226V64H225ZM258 66H259V65H258ZM49 67H48V68H49ZM54 67H55V66H54ZM67 67H68V66H67ZM118 67H119V66H118ZM118 67H117V68H118ZM132 67H131V68H132ZM160 67H161V66H160ZM195 67H196V65H195ZM221 67H223V66H221ZM232 67H233V69H234L236 72H237V70H238V72H237L238 74L240 73V75H238V76H237V75H234V76H236V77H233V76H232V78H234V79H236L237 77H241V78H242V77H244V75H246V74L244 73V71L242 72L244 75H242V73H241V69H240V71H239V69H237L239 66H237V68H236V67L234 68V66H232ZM263 67H264V65H263ZM263 67H262V68H263ZM44 68H43V69H44ZM46 68H47V67H46ZM51 68H52V67H51ZM110 68H111V67H110ZM110 68H109V70H110ZM117 68H115V69L117 70ZM184 68H185V67H184ZM204 68H205V67H204ZM227 68H230V66H229V67L227 66ZM118 69H119V68H118ZM132 69H135V67L132 68ZM136 69H137V68H136ZM136 69H135V72H134V71H131L132 73H130V74H129V71L127 72V70H129V68H128L126 71H125V69H124L125 72H124V71H121V70H123V69H121L120 71L117 70L118 73H120V75H122V72H124L125 77H127V80H124L125 78L119 76V81L117 80V79H118V78H117V77H118L117 71L114 72V73H116L117 75L113 73L114 77L112 76V73H111V72L114 70V67H113V70H112L111 72H109V71H106V72L110 73V75H109L108 77H111V79L114 80L113 82H112L111 79L109 80V81L111 82V85H115V86L117 85V86H119V85L117 84L118 82H119V84H120V83L124 80V82H125V84H126V81H128V76L131 77L134 73H136L137 70H138V71L140 70V68H138L137 70H136ZM151 69H152V70H153V69H156V70H157V67L155 68V67L153 66V67H151ZM193 69H195L196 72H197V71H198V72L202 71V70L199 71V70L197 69V67H196V68H193ZM222 69H223V71H224L226 68L224 69V67H223ZM222 69H221V70H222ZM260 69H261V68H260ZM49 70H50V68H49ZM185 70H186V68H185ZM230 70H231V68H230ZM257 70H259V69L257 68ZM262 70H263V69H262ZM262 70H261V71H262ZM43 71H44V70H43ZM46 71H48V69H46ZM138 71H137V72H138ZM203 71H204V70H203ZM209 71H210V70H209ZM214 71H215V70H214ZM217 71H218V70H216L215 73H217ZM223 71H221V72H223ZM228 71H229V69H228ZM182 72H183V69H182ZM185 72H186V71H185ZM185 72H184V73H185ZM204 72H205V71H204ZM212 72H213V70H212ZM226 72H227V71H226ZM230 72H232V71H230ZM230 72H229V73H230ZM54 73H55V72H54ZM125 73H127L128 76H126ZM161 73H162V71H161ZM184 73H183V74H184ZM206 73H207V72H206ZM219 73H220V72H219ZM233 73L235 74L234 71H233ZM251 73H250V74H251ZM261 73H263V72H260V73H259V74L262 76V78H263L264 76H263ZM56 74H57V73H56ZM136 74H137V73H136ZM136 74H134L133 77H131V78H133V79L135 78V79H136V78H138V77H141L143 73L141 74V72H140L141 75H137V76H136ZM138 74H139V73H138ZM144 74H145V73H144ZM191 74H192V75H191ZM191 74H190V75H191V78H192V76H194V75H193V72H192ZM201 74H202V72H201ZM230 74L233 75L232 73H230ZM263 74H264V73H263ZM57 75H58V74H57ZM107 75H108V74H107ZM115 75H116L117 77H115ZM159 75H160V73H159ZM197 75H198V74H197ZM211 75H212V74H211ZM241 75H242V76H241ZM257 75H258V73L256 74V76H257ZM36 76H37V77H36ZM105 76H106V75H105ZM105 76H104V77H105ZM135 76H136V77H135ZM186 76H187V73H186ZM186 76L184 75V79H185ZM203 76H205V75H203ZM219 76H220V75H219ZM250 76H251V75H250ZM261 76H260V78H261ZM35 77H36L37 79H34ZM112 77H113V78H112ZM198 77H199V75H198ZM205 77H206V76H205ZM228 77H229L230 79H232V78L229 76V74H228ZM246 77H247V75H246L244 78H246ZM248 77H249V76H248ZM251 77H252V76H251ZM257 77H258V76H257ZM101 78H102V76H101ZM106 78H107V77H106ZM115 78H117V79H115ZM120 78H121V79H120ZM131 78H130V79H131ZM179 78H180V77H179ZM187 78H188V76H187ZM187 78H186V79H187ZM194 78H195V77H194ZM199 78H200L199 81H200V83H201V82L204 80V77L202 78V77L200 76ZM254 78H255V77H254ZM260 78H257V79H259V82H260ZM262 78H261V80L264 79V78H263V79H262ZM40 79H41V78H40ZM43 79H44V78H43ZM50 79H51V78H50ZM104 79H105V78H104ZM107 79H109V78H107ZM139 79H140V78H139ZM141 79H142V80H143V79L145 80V78H143V76L141 77ZM159 79H160V78H159ZM189 79H190V78H189ZM201 79H202V81H201ZM224 79H226V78H224ZM227 79H228V78H227ZM230 79H229V80H230ZM34 80H35V81H34ZM41 80H42V79H41ZM101 80H102V79H101ZM187 80H188V79H187ZM187 80H186V81H187ZM195 80H196V78H195ZM195 80H194V81H195ZM238 80H239V79H238ZM251 80H253V83H254V84L256 83V80L253 79V77H252ZM251 80H250V81H251ZM254 80H255V82H254ZM106 81H107V80H104V83H103L102 81H101L102 83L99 82V85L104 84V85H101V86H102V87H103V86L105 87V84H106L105 82H106ZM115 81H116V82H115ZM136 81H137V80H136ZM136 81H133V82H136ZM179 81H180V80H179ZM192 81H193V78H192ZM226 81H227V80H226ZM231 81H233V80H231ZM231 81H230V82H231ZM51 82H52V81H51ZM128 82H130V81H128ZM131 82H132V79H131ZM131 82H130V83H131ZM172 82H173V81H172ZM257 82H258V81H257ZM35 83H33V85H34ZM38 83H39V82H38ZM100 83H101V84H100ZM107 83H109V82H107ZM112 83H113V84H112ZM114 83H116V84H114ZM138 83H139V82H138ZM159 83H160V82H159ZM180 83H181V81H180ZM187 83H188V81H187ZM192 83H196V82H192ZM192 83H191V84H192ZM203 83H205V82H202L201 84L203 85ZM250 83H251V82H250ZM261 83H262V82H261ZM263 83H264V82H263ZM121 84H122V83H121ZM121 84H120V85H121ZM125 84H123V86H125ZM127 84H128V83H127ZM127 84H126V85H127ZM133 84H135V83H133ZM136 84H137V82H136ZM169 84H171V83H169ZM196 84H197V83H196ZM196 84H193V85H196ZM230 84H231V83H230ZM129 85H130V84H129ZM142 85H143V84H141V88H142ZM172 85H173V84H172ZM188 85H189V83H188ZM197 85H198V84H197ZM197 85H196V86H197ZM204 85H205V84H204ZM255 85H256V84H255ZM257 85H258V84H257ZM261 85H263V84H261ZM36 86H37V85H36ZM95 86H96V85H95ZM97 86H98V85H97ZM108 86H109V85H108ZM117 86H116V90L113 89L114 91H117V90H118L119 87L117 88ZM123 86H121V87H123ZM137 86H138V84H137ZM144 86H145V85H144ZM249 86H250V85H249ZM31 87H32V86H31ZM91 87H93V86H91ZM104 87H103V88H104ZM110 87H111V86H110ZM112 87H113V86H112ZM112 87H111L110 89H112ZM121 87H120V88H121ZM146 87H148V85H147ZM146 87H145V89H146ZM181 87H182L183 89H188V91H190V89L187 88V86H185V85H183V84H181ZM194 87H195V86H194ZM197 87H198V86H197ZM256 87H257V86H256ZM93 88H94V87H93ZM139 88H140V87H139ZM141 88H140L139 90H138V89H135V91L140 92ZM143 88H144V87H143ZM171 88H173V87H171ZM190 88H191V87H190ZM202 88H203V86H202ZM252 88H254V87H252ZM33 89H34V88H33ZM98 89H99V88H97V89H95V90H98ZM107 89H108V88H107ZM107 89H106V90H107ZM122 89H123V88H122ZM129 89H130V88H129ZM129 89H128V90H129ZM145 89H143V91H144ZM192 89H197V88H193V86H192ZM250 89H251V88H250ZM31 90H32V89H31ZM99 90H100V91H98V92H102V90H104V89L101 90V88H100ZM113 90H112V92H111V90H110L111 94H112V93H113V94L115 93V95H117V94H116L117 92H114ZM198 90L200 91L199 88H198ZM198 90H196V93H197L196 96L199 94V93L197 92ZM216 90H217V89H216ZM216 90H214L213 92L216 93ZM232 90H233V89H232ZM252 90H253V91H255V90L257 91L258 89L255 88V90H254V89H252ZM28 91H30V90H28ZM32 91H33V90H32ZM104 91H105V90H104ZM104 91H103V92H104ZM107 91H108V90H107ZM107 91H106V92H107ZM121 91H122V90H121ZM224 91H225V90H224ZM94 92H95V91H94ZM98 92H96V93H98ZM106 92H105V93H106ZM122 92L125 93L124 90H123ZM122 92H121V94H122V96H123V93H122ZM127 92H128V91H127ZM227 92H228V93L230 92L229 89H228ZM79 93L81 94V92H79ZM105 93H104V95H102V96H104V98H105V96H106ZM118 93H119V92H118ZM133 93H134V91H133ZM136 93H137V92H136ZM181 93H182V92H181ZM202 93H203V92H202ZM225 93H226V91H225ZM228 93H227V94H228ZM230 93H231V92H230ZM230 93H229V94H230ZM234 93H235V92H234ZM31 94H32V93H31ZM82 94H83V92H82ZM101 94H103V93H101ZM101 94H100V96H101ZM127 94H130V93H127ZM131 94H132V93H131ZM131 94H130V95H131ZM189 94H190V92H189ZM200 94H201V93H200ZM227 94H225V95H227ZM91 95H94V93H93V94L91 93ZM96 95H99V94H96ZM108 95H109V94L107 93V96H106V97H108ZM185 95H186V94H185ZM204 95H205V94H204ZM209 95H210V94H209ZM80 96H81V95H80ZM100 96H99V102H98V100H96L97 96H96V98H95V101H97V104L94 103L95 101H92V99H91L90 101L88 100V101L90 102L89 104H88V103H86V104L82 103V104H84V105L81 106V103H80V107L78 108V111L76 110L77 107H76V109L72 107V110H74V111L76 110L77 113H75L74 111L71 110V112L69 113V114H70V119L68 118V119L70 120V122H68L69 120L67 119V117H64V118L67 119L66 122L71 123L70 126H72V128H73L74 125H72V123H73V122H72V121H73L72 119H74V123H73V124H75V127H78V126H81V127H79V128H82V126L84 127V124H82V123H81L82 125H81V124L79 125L80 121L83 122V120H84V119L82 120V118H83V116H84L83 113L85 112V113H84L85 115L89 114L88 111H87L88 109H90V110H91V113H93V112L96 110V108L98 107V105H100L99 103H102V102H100V101L104 99V98H102V96H101V97H100ZM109 96H110V95H109ZM112 96H113V95H112ZM125 96H126V95H124V98H126ZM137 96L139 97V93L137 94ZM140 96H141V95H140ZM152 96H153V95H152ZM169 96H170V95H169ZM190 96H192V94H191ZM217 96H220V94H217ZM222 96H223V95H222ZM115 97H116V96H115ZM119 97H120V96H119ZM141 97H142V96H141ZM183 97H184V95H183ZM202 97H203V96H200V97H199L200 102H201V100H203V99H201ZM220 97H221V96H220ZM226 97H228V96H226ZM229 97H230V95H229ZM87 98H88V97L86 96V99H87ZM92 98H93V96H92ZM108 98L110 99V97H108ZM127 98H129V96H128ZM170 98H171V97H170ZM190 98L193 99L192 97H190ZM195 98H196V97H195ZM216 98H217V97H216V95H215L214 98H213V102H215L214 99H216ZM259 98H260V97H259ZM32 99H33V96H32ZM93 99H94V98H93ZM111 99H112V98H111ZM175 99H176V98H175ZM197 99H198V97H197ZM211 99H212V98H211ZM218 99H219V98H218ZM218 99H217V102H218ZM228 99H229V98H228ZM235 99H236V98H234L233 100H235ZM33 100H34V99H33ZM70 100H71V99H70ZM76 100H78V98H77ZM81 100H83V99H81ZM104 100H107V99L105 98ZM119 100H121V98H119ZM140 100H141V99H140ZM143 100H144V99H143ZM236 100H237V99H236ZM238 100H239V99H238ZM83 101H84V100H83ZM91 101L93 102V104H92ZM108 101H109V100H108ZM115 101H116V100H115ZM123 101L126 102V100H123ZM129 101H130V100H129ZM141 101H142V100H141ZM183 101L185 102V99H184V98H183ZM192 101L194 102V100H192ZM192 101H191V102H192ZM219 101H220V100H219ZM224 101H225V100H224ZM28 102H29V103H28ZM77 102H78V101H77ZM112 102H113V101H112ZM176 102H177V100H176ZM195 102H196V101H195ZM221 102H222V101H221ZM227 102H228V101H227ZM103 103H104V101H103ZM103 103L101 104V106L103 105ZM106 103H107V102H106ZM127 103H129V102L127 101ZM127 103H123V104H127ZM131 103H132V101H131ZM156 103H157V102H156ZM196 103H197V104H196ZM196 103H194L195 106L197 105L198 108H199V106H200L199 109H198L197 107H196V108H197L198 110H200L202 106H201V105L198 106L199 103H198V102H196ZM203 103H204V100H203ZM224 103H226V102H224ZM230 103H231V102H230ZM73 104H74V103H73ZM77 104H78V103H77ZM94 104H95V105H94ZM119 104H120V103H119ZM132 104H134V103H132ZM135 104H136V103H135ZM204 104H205V103H204ZM208 104H209V100H208ZM211 104H212V103H211ZM211 104H210V105H211ZM216 104H217V103H216ZM222 104H223V103H222ZM227 104H228V103H227ZM231 104H233V103H231ZM260 104H261V103H260ZM91 105H94V107H93V106H92V107H93L95 110H93V109L90 108ZM96 105H97V107L95 108ZM104 105H105V103H104ZM111 105H112V103H111ZM121 105H122V104H120V107H119V108H121ZM127 105L129 106V104H127ZM185 105H186V104H185ZM205 105H206V104H205ZM205 105H204V106H205ZM212 105H213V104H212ZM218 105H220V104L218 103ZM229 105H230V104H229ZM229 105H228V106H229ZM233 105L235 106V103H234ZM233 105H232V106H233ZM123 106H125V105H123ZM137 106H140V104L136 105V108H137ZM206 106H207V105H206ZM206 106H205V107H206ZM112 107H113V105H112ZM114 107L116 108V106H114ZM114 107H113V108H114ZM133 107H135V106H133ZM208 107H209V106H208ZM208 107H207V109H208ZM213 107H214V106H213ZM29 108H30V106H29ZM99 108H100V107H99ZM117 108H118V105H117ZM129 108L131 109L130 106H129ZM138 108H139V107H138ZM211 108H212V107H211ZM219 108H222V107H219ZM229 108H230V107H229ZM233 108H234V111H235V108H236V107H232V109H233ZM237 108H238V107H237ZM256 108H257V107H256ZM22 109H23V111L25 112L24 107H23ZM22 109L20 110V114L22 113V112H21ZM109 109H110V108H109ZM123 109H125V108H123ZM133 109H134V108H133ZM133 109H131L132 112H133ZM165 109H166V107H165ZM179 109H180V108H179ZM202 109H204V108L202 107ZM232 109H230V110H232ZM27 110H28V109H27ZM90 110H89V112H90ZM100 110H101V109H100ZM100 110H99V111L96 110V111H97L98 113H100ZM115 110H116V109H115ZM115 110H113V112H114ZM180 110H181V109H180ZM222 110H223V109H222ZM259 110H260V109H259ZM92 111H93V112H92ZM102 111H103V109H102ZM106 111H107V110H106ZM118 111H119V110H118ZM122 111H123V110H122ZM148 111H150V110H148ZM155 111H156V110H155ZM163 111H164V110H163ZM205 111H206V110H205ZM212 111H214V109H212ZM227 111H228V110H227ZM7 112H8V111H7ZM73 112H74V113H73ZM86 112H87V114H86ZM97 112H96V113H97ZM109 112H110V111H109ZM120 112H121V110H120ZM120 112H119V113H120ZM173 112H174V111H173ZM199 112L201 113L202 110L199 111ZM256 112H257V111H256ZM2 113L5 114L6 111H4V112H2ZM71 113H72V114H71ZM114 113H115V112H114ZM124 113H125V111H124ZM124 113H123V115H124ZM146 113H147V111H146ZM154 113H155V112H154ZM156 113H157V112H156ZM178 113H179V112H178ZM181 113H182V111H181ZM181 113L178 114L177 117H179V115H181ZM7 114H10V113H7ZM20 114H19V115H20ZM22 114L24 115L25 113H22ZM64 114H65V113H64ZM64 114H63V115H64ZM69 114H68V115L65 114V115H66V116H69ZM74 114H75V116H74ZM94 114H95V112H94ZM101 114H102V113H101ZM107 114H109L108 111H107ZM137 114H138V112H137ZM142 114H143V112L141 113V115H142ZM186 114H187V113H186ZM216 114H218V113H216ZM220 114H222V113H220ZM224 114H225V113H224ZM230 114H231V113H230ZM258 114H259V113H258ZM65 115H64V116H65ZM76 115H77V116H76ZM102 115H103V114H102ZM113 115H114V114H113ZM113 115H112V117H113ZM128 115H130V114L128 113ZM134 115H135V114L133 113V116H134ZM164 115H165V114H164ZM196 115H197V114H196ZM200 115H203V112H202ZM206 115H207V114H206ZM231 115H232V114H231ZM5 116H6V114H5ZM15 116H17V115H15ZM93 116H94V115H93ZM124 116H125V115H124ZM189 116H191L190 113H189ZM209 116H210V115H208V117H209ZM211 116H212V115H211ZM229 116H230V115H229ZM232 116L234 117V115H232ZM3 117H4V115H3ZM3 117H1V118H3ZM6 117H7V116H6ZM20 117H21V115H20ZM23 117H24V116H23ZM74 117H75L76 119H75ZM90 117H92V116L90 115ZM90 117H89V118H90ZM94 117H95V116H94ZM96 117L98 118L99 116L96 115ZM107 117H108V115H107ZM107 117H106V118H107ZM114 117H115V115H114ZM114 117H113V118H114ZM122 117H123V116H122ZM122 117H120V118H121V120L123 121L124 117H123V119H122ZM134 117H135V116H134ZM139 117H140V116H139ZM177 117H176V118H177ZM181 117H184V116L182 115ZM191 117H192V116H191ZM197 117H199V116H197ZM217 117H218V116H217ZM233 117H231V118H233ZM7 118H8V117H7ZM7 118H6V119H7ZM85 118H86V116H85ZM92 118H93V117H92ZM108 118H109V117H108ZM108 118H107V119H108ZM135 118H136V117H135ZM141 118H142V117H140V119H141ZM179 118H180V117H179ZM184 118H185V117H184ZM188 118H189V117H188ZM201 118L203 119V116H202ZM227 118H228V116H227ZM227 118H226V119H227ZM231 118H230V119H231ZM236 118H237V116H236ZM60 119L62 120L63 118H60ZM86 119H87V118H86ZM95 119H96V118H94V121H93L92 119H90V120H92L94 123H97V121L95 122ZM100 119H102V118L100 117ZM107 119H106V120H107ZM109 119H110V118H109ZM115 119H117V118H115ZM115 119H114V120H115ZM156 119H157V118H156ZM192 119H193V118H192ZM199 119H200V118H199ZM205 119H206V118H205ZM209 119H210V118H209ZM209 119H208V120H209ZM61 120H60V121H61ZM77 120L79 121V123H78V125L76 126V123H75V122H77ZM90 120H89V122L86 120L87 125L89 124V125H88L89 128L93 126V125H90V123H91V124L93 123V122H91ZM96 120H97V119H96ZM136 120H137V118H136ZM138 120H139V119H138ZM152 120H153V119H152ZM211 120H212V118H211ZM220 120H221V119H220ZM223 120H224V119H223ZM223 120H222V122H223ZM233 120H234V119H233ZM100 121H101V120H98V122H99L100 124H102V122H100ZM107 121H108V120H107ZM111 121H112L111 123H113V125H111V126H114V125H116V123H114V122H117L118 120H116V121L113 122V120L111 119ZM127 121L129 122L128 119H127ZM148 121H150V120L148 119ZM180 121H181V120H180ZM182 121L185 122L183 119H182ZM192 121H195V120H192ZM192 121H191V122H192ZM201 121H202V120H201ZM203 121H204V120H203ZM209 121H210V120H209ZM215 121H216V124H217L218 121H217V120H215ZM234 121H235V120H234ZM237 121H238V120H237ZM62 122H64V119L60 122L61 124L58 125V126H56V125L59 123L58 120H57V124H56L55 122H53V123L55 124L54 126H55L56 128H58V127H60V126L62 127V124H63ZM109 122H110V121H109ZM118 122H120V121H118ZM123 122H124V121H123ZM136 122H137V121H136ZM136 122H135V123H136ZM140 122H141V121H140ZM143 122H144V121H143ZM156 122H157V120H156ZM156 122H155V123H156ZM183 122H182V123H183ZM224 122H227V121L224 120ZM229 122H230V121H229ZM231 122H232V120H231ZM64 123H65V122H64ZM84 123H85V120H84ZM94 123H93V124H94ZM124 123H126V122H124ZM124 123H123L122 125H124ZM148 123H150V122H148ZM157 123H158V122H157ZM157 123H156V125H158ZM170 123H171V122H170ZM170 123H169V124H170ZM180 123H181V122H180ZM182 123H181V124H182ZM186 123H187V122H186ZM192 123H193V122H192ZM192 123H191V124H192ZM205 123H207V122L205 121ZM205 123H204V124H205ZM211 123H213V122L211 121ZM65 124H66V123H65ZM65 124H64V125H65ZM105 124H106V123H105ZM118 124H119V125H116V127H115V128H116L115 133L113 132V131H114V129H113L114 127H113V128L111 127V128L113 129V131H112V132H113L112 137H113V136H114V137L116 136L115 134H116V132H117V129L120 130V127H121L120 124H121V122L118 123ZM130 124H131V123H130ZM141 124H142V123H141ZM150 124H151V123H150ZM204 124H203V127L205 128ZM216 124H214V125H216ZM232 124H233V123H232ZM64 125H63L64 130L67 131V129H66L67 127L65 128ZM102 125H103V124H102ZM151 125H152V124H151ZM151 125H150V128L153 127V125H152V127H151ZM178 125H179V123H178ZM205 125L208 126L207 124H205ZM211 125H213V124H211ZM228 125H229V124H228ZM54 126H53V127H54ZM97 126H99V125H96V128H94L95 126L93 127L94 129H96V130L94 131V135H93V133L91 134V132L89 133V131H88V132L86 131V133L92 135L91 137H93V140L90 139V138H91L90 136H88L87 138L83 137V136H86V135H84V134H85V132H84L85 129H83V128H82V129H83L84 131H82V133L78 134V133H79V132H78V133H76L78 136H77L76 134H75V135H76L77 138H78V137H79L80 139L82 138V140H84V142H85V140H86V142H87L88 140H90V142L93 143V144H90V145L87 146V147H90L91 145H92V146L94 145V143L96 142L95 138H96L97 135H98L99 137H101V138H102V139H101L102 144H101V143L98 144V149H97V150H99V151H100V154L102 155L103 151L105 150L104 148H105L106 146L103 148V147L100 146V144L103 146V145H104L103 143L105 142V141H103V139L105 138V136H107L106 138H109V137L111 138V135H109V133L112 134V132H110L108 129H106V132H103V131L100 130L101 127H97ZM103 126H104V128L106 127V125H103ZM136 126H137V124H136ZM190 126H191V125H190ZM117 127H119V128H117ZM147 127H148V126H147ZM147 127H146V128H147ZM158 127H160V126H158ZM187 127H188V124H187ZM195 127H196V126H195ZM84 128H85V127H84ZM93 128H92V129L90 128V130H94ZM98 128H99V130H98ZM106 128H108V127H106ZM133 128H134V127H133ZM160 128H161V130H162V127H160ZM49 129H50V128H49ZM51 129H52V127H51ZM58 129H59V128H58ZM61 129H63V128H61ZM61 129H59V130H61ZM76 129H78V128H76ZM112 129H111V130H112ZM124 129H125V127H124L123 129H122V127H121V130L118 131V132H119V133H120V132L122 133V131H123ZM126 129H128V126H127ZM153 129H154V128H152V130H153ZM59 130L56 131V132H57V134H58V132H59L60 137H56L57 139H56L53 143H56L57 140L59 141V139L62 138V137H61V134L64 136V133H65V132H63L62 130H61V131H59ZM107 130H108L109 133L107 132ZM152 130H151V131H152ZM164 130H165V129H164ZM164 130H163V131H164ZM183 130H184V129H183ZM188 130H190V128H189ZM191 130H192V129H191ZM191 130H190V131H191ZM44 131L46 132V130H44ZM52 131H54V129H52ZM52 131H51V132H52ZM98 131H99V132H98ZM145 131H146V130H145ZM145 131H144V132H145ZM180 131H181V130H180ZM200 131H201V130H200ZM205 131H206V130H205ZM209 131H210V130H209ZM209 131H207V132H209ZM61 132H62V133H61ZM72 132H76V131H75V128H73V131H71V133H72ZM83 132H84V133H83ZM124 132H126V131H124ZM152 132H153V131H152ZM15 133H16V132H15ZM48 133H49V132H48ZM71 133H70V135H71ZM105 133H107V134H105ZM119 133H118V134H119ZM145 133H146V132H145ZM180 133H181V132H180ZM188 133H191V132H188ZM192 133H193V131H192ZM232 133H233V132H232ZM18 134H20V132H18ZM18 134H16V135H18ZM44 134H45V133H44ZM72 134H74V133H72ZM81 134H82V135H81ZM88 134H87V135H88ZM125 134H126V133H124V135H125ZM164 134H166L165 131H164ZM167 134L171 136L170 133H167ZM177 134H179V132H178ZM203 134H204V133H203ZM230 134H231V133H230ZM230 134H229V135H230ZM21 135H22V133H21ZM45 135H46V134H45ZM45 135H44V136H45ZM95 135H96V136H95ZM133 135H134V137H135V134H133ZM140 135H142V134H140ZM185 135H186V134H185ZM191 135H192V134H191ZM229 135H228V136H229ZM73 136H74V135H73ZM73 136L71 135L70 138H69V136L66 137V138H68V141H69V139H71ZM119 136H121V135H119ZM119 136H118V140H119V138H121V137H119ZM126 136L129 137V133H128V135H126ZM130 136H131V135H130ZM153 136H154V134H153ZM178 136H179V135H178ZM197 136H198V135H197ZM42 137H43V136H42ZM42 137H41V139H42ZM46 137H47V138H46ZM48 137H49V136H45V140H46L47 143L50 142V144H49V148L52 147L53 150H54V149H55V147H53L54 144L51 146V143H52V142L48 139ZM50 137H51V135H50ZM76 137H75V139H74V140L76 141V142L74 141L75 144L79 141L77 144H78L79 146H80V144H81V146H82L83 141H80V140L77 139ZM99 137H98V142H99V140H100ZM114 137H113V138H114ZM148 137H150L149 134H148ZM148 137H147L146 141L149 139ZM157 137H159V136H157ZM168 137H169V136H168ZM173 137L175 138V136L172 135V140H174ZM193 137H196V136L193 135ZM231 137H232V136H231ZM39 138H40V137H39ZM58 138H59V139H58ZM63 138H64V137H63ZM83 138H84V139H83ZM88 138H89V139H88ZM110 138H109V139H110ZM113 138H112L111 140H115V139H116V138H115V139H113ZM129 138H130V137H129ZM139 138H140V137L138 136V139H139ZM191 138H192V137H191ZM203 138H206V136H204ZM226 138H227V137H226ZM13 139H15V138H13ZM22 139H23V138H18V137L15 139V140H18V142H15V143H14L16 149H17V145H18V143H19L18 149H19V148H20V149H23L24 145H22V143H23L24 141H23ZM51 139H52V138H51ZM109 139H108V144H109V141H110V143H111L113 146H115V145H114L115 143L111 142V140H109ZM170 139H171V138H170ZM192 139H193V138H192ZM222 139H223V138H222ZM30 140H31V139H30ZM53 140H54V138H53ZM63 140L66 141V139H60L61 142L58 143V144L63 143ZM71 140H72V139H71ZM71 140H70V141H71ZM104 140H105V139H104ZM120 140H121V139H120ZM122 140H123V139H122ZM126 140H127V138H125V141H126ZM135 140H137V138H136ZM226 140H227V139H226ZM257 140H258V139H257ZM21 141H23V142H21ZM35 141H36V140H35ZM39 141H41V140H39ZM70 141H69V142H70ZM94 141H95V142H94ZM101 141H100V142H101ZM127 141H128V140H127ZM127 141H126V142H127ZM132 141H133L132 144L135 143V145H136V141H134V140H132ZM148 141H149V140H148ZM151 141H152V140H151ZM151 141H150V142H151ZM153 141H154V139H153ZM185 141H186V140H185ZM204 141H205V140H203V141H201V142H204ZM227 141H228V140H227ZM231 141H232V140H231ZM6 142H7V141H6ZM6 142H5V143H6ZM80 142H81V143H80ZM115 142H117V141H115ZM119 142H120V141H119ZM119 142H117V143H118V146H119ZM150 142H148V143H150ZM154 142H155V141H154ZM154 142H153V143H154ZM178 142H179V141H178ZM186 142H187V141H186ZM188 142H189V141H188ZM193 142H195V143H194L195 146L198 145V144L196 145L197 142H199L200 145H201V142L198 141V140H197V141L195 140V141H193ZM5 143H4V144H5ZM10 143H11V142H10ZM20 143H21V146H23L22 148H21V146H20ZM26 143H27V142H26ZM39 143H40V142H39ZM39 143H38V144H39ZM88 143H89V141H88ZM122 143H124V140L121 142V144H122ZM144 143H146V142H144ZM148 143H147V144H148ZM172 143H176V142L172 141ZM190 143H192V142H190ZM232 143H233V141H232ZM14 144H13V146H14ZM16 144H17V145H16ZM30 144H31V142H30ZM42 144H43L42 146L44 147V140L42 141ZM45 144H46V143H45ZM58 144H56L55 146H60V147H61L62 144H61V145H58ZM66 144H68V143H66ZM66 144H65V145H66ZM111 144H110V145H111ZM140 144H141V143H140ZM147 144H146V145H147ZM155 144H156V143H155ZM163 144H164V143H163ZM194 144H193V145H194ZM25 145H26V144H25ZM31 145H33V143H32ZM84 145H85V144H84ZM86 145H87V143H86ZM95 145H96V143H95ZM122 145H123V144H122ZM124 145H126V144H124ZM150 145H151V143H150ZM150 145H148V149H150V147H152V145H151V146H150ZM177 145H178V144H177ZM191 145H192V144H191ZM207 145H209V144H207ZM218 145H219V144H218ZM225 145H226L227 149H229V147L227 146L226 143L224 144V146H225ZM232 145H233V144H232ZM42 146H41V148L44 149ZM66 146H67V145H66ZM71 146H72V145H71ZM128 146H129V148L131 149V147H132L133 145H131V144H130V145H127L126 149H128ZM130 146H131V147H130ZM142 146H143V145H142ZM142 146H141V147H142ZM161 146H162V144H161ZM198 146H199V145H198ZM201 146H202V145H201ZM201 146L198 147V148H201ZM222 146H223V145H222ZM222 146H221V147H222ZM230 146H231V145H230ZM4 147H5V146H4ZM25 147H26V146H25ZM34 147H35V146H34ZM39 147H40V146H39ZM60 147H59V148H60ZM99 147H101L103 150H102L101 148H99ZM109 147H110V146H109ZM124 147H125V146H124ZM137 147H138V146H137ZM167 147H169V146H167ZM179 147H180V146H179ZM179 147H178L177 149H179ZM202 147H203V146H202ZM221 147H220V148H221ZM26 148H27V147H26ZM26 148H24V149L27 150ZM28 148H30V147H28ZM45 148H46V147H45ZM61 148H63V147H61ZM61 148H60V149H61ZM72 148H73V147H72ZM90 148H91V147H90ZM90 148H89V150H90V153H91V154H89V152H88L87 154H88L89 156H90V155L92 156V155L95 154V152H94V154H93V151H94L95 149H90ZM92 148H96V147L93 146ZM111 148H112V147H111ZM111 148H109L110 153H113V152L115 153V152H116V149H114V151H111L114 147H113L112 149H111ZM116 148H117V147H116ZM138 148H139V147H138ZM138 148H136L134 152H136L137 150H139ZM164 148H165V147H164ZM190 148H192V146H191ZM222 148H224V147H222ZM231 148H232V146H231ZM8 149H10V148H8ZM16 149H15V150H16ZM24 149H23V152H22V151L20 152V151L18 150V151H17V154H15V161H19V162H21V163H17V164H21V166H24L25 161H27V160H25V161L22 160L23 155H25V154H23V153H24ZM60 149H58V153H59V150H60ZM65 149H66V147H64V149H63L64 152L61 151L63 155L66 153V152H65ZM77 149H79V148L77 147ZM140 149H141V148H140ZM156 149H157V148H156ZM156 149H155V150H156ZM169 149H170V148H168V151H169V153H170V150H169ZM183 149H184V148H183ZM195 149H197V147H196ZM206 149H207V147H206ZM212 149H213V148H212ZM225 149H226V148H225ZM225 149H223V150L226 152ZM15 150L13 151L14 153L16 152ZM29 150H30V149H29ZM29 150L26 151V152H27V155L30 154V152L28 153ZM32 150H33V147H32ZM44 150H45V149H44ZM46 150H47V148H46ZM46 150H45V151H46ZM50 150L52 151V153H51V155L49 156V153L51 152ZM53 150H52V149H49L50 152L47 154L49 157H51V156L53 157V154L55 153V151H54V153H53ZM61 150H62V149H61ZM67 150H68V149H67ZM91 150H93V151L91 152ZM101 150H102V151H101ZM119 150H120V151H123V149H119ZM119 150H118V151H119ZM141 150H142V149H141ZM144 150L147 151L146 148H145ZM157 150H158V149H157ZM166 150H167V149H166ZM197 150H198V149H197ZM215 150H216V149H215ZM40 151H41V149H40ZM45 151H43V152H45ZM56 151H57V148H56ZM68 151H69V150H68ZM84 151L86 152L87 150H84ZM99 151H97V152H99ZM126 151H127V150H126ZM126 151H125V152H126ZM159 151H161V150H159ZM177 151H178V150H177ZM184 151H185V150H184ZM198 151H199V150H198ZM202 151H204V150L202 149ZM220 151H221V150H220ZM26 152H25V153H26ZM127 152H129V151H127ZM127 152H126V155H127ZM134 152H133V153H134ZM154 152H155V151H154ZM9 153H10V155H11V157H12L11 152H9ZM9 153H8V154H9ZM21 153H22L23 155H22ZM39 153H40V152H39ZM41 153H42V151H41ZM41 153H40V154H41ZM104 153L107 154L108 151L106 150V152H104ZM114 153H113V154H114ZM123 153H124V151L122 152V154H123ZM158 153H159V152H158ZM179 153H180V152H179ZM194 153H195V152L192 151V153H191V154H193L192 156H194ZM200 153H201V152H200ZM254 153H255V152H254ZM35 154L38 155L37 153H35ZM45 154H46V153H45ZM55 154H57V153H55ZM59 154H60V153H59ZM80 154H83V153H80ZM97 154H98V153H97ZM118 154H119V152H118ZM120 154H121V153H120ZM122 154H121V155H122ZM146 154H147V153H146ZM196 154H197V152H196ZM203 154L205 155L204 152H203ZM215 154H217V152H215ZM220 154H221V153H220ZM225 154H226V153H225ZM259 154H260V153H259ZM16 155L18 156V158L16 157ZM21 155H22V156H21ZM27 155H25V157H26ZM60 155H61V154H60ZM67 155H68V153H67ZM67 155H66V156H67ZM75 155H76V154H75ZM109 155H110V154H109ZM114 155H115V154H114ZM126 155H125V156H126ZM132 155H134V154H132ZM138 155L141 156V158H140V157H137ZM212 155H213V153H212ZM217 155H219V154H217ZM41 156L44 157L43 155H41ZM58 156H59V155H57L56 157H58ZM71 156H72V154H71ZM81 156H82V155H81ZM96 156H98V155H96ZM107 156H108V155H107ZM107 156H106V160L109 161V158H107ZM125 156H124V157H125ZM180 156H181V155H180ZM196 156H198V155H196ZM25 157H23V159H24ZM30 157H31V156H30ZM46 157H47V156H46ZM49 157H48V158H49ZM56 157H55V159L57 160L58 158H56ZM67 157H68V156H67ZM82 157H83V156H82ZM103 157H104V156L102 155L101 158L103 159ZM109 157H110V156H109ZM112 157H113V155H111V158H112ZM116 157H117V153H116L115 158H116ZM124 157H123V159H124ZM129 157H130V156H129ZM132 157H133V156H132ZM132 157H130V159H131ZM225 157H226V156L224 155V158H225ZM227 157H228V156H227ZM36 158H37V156H36ZM39 158H40V157H39ZM39 158H38L37 160H39ZM60 158H61V157H60ZM69 158H70V157H69ZM121 158H122V157H121ZM135 158H136L137 161H139L140 159H142V155H141V153L139 154L138 151H137V152L135 153V157H134V159H135ZM194 158H195V156H194ZM198 158H200V157H198ZM198 158H197V159H198ZM206 158H207V157H206ZM212 158H213V157H212ZM219 158H220V156H219ZM219 158H218V159H219ZM26 159H28V156L26 157ZM40 159H41V158H40ZM49 159H50V158H49ZM62 159L64 160L63 156H62L61 160H59L60 162L57 161V164H54V165L52 166L53 168L50 167V169L52 168V172H50V171H49L50 169L48 168L47 170H48L50 173H49V172L47 173V170H46V173L49 174V175H51V176H52L53 172L56 173V172H55V169H56L57 165H59V163H60V165H61V164L64 162ZM67 159H68V158H67ZM89 159H90V158H89ZM119 159H120V157H119ZM158 159H160V158L158 157ZM166 159H167V157H166ZM197 159H196V160H197ZM200 159H201V158H200ZM216 159H217V158H216ZM220 159H221V158H220ZM220 159H219V160H220ZM4 160H5V159H4ZM11 160H12V158H11ZM28 160H29V159H28ZM42 160L45 161V157H44V159L42 158ZM47 160H48V159H47ZM56 160H55V161H56ZM71 160L73 161L74 158H73V159L71 158ZM83 160H84V159H83ZM86 160H87V159L85 158V162H86ZM98 160H99V159H98ZM112 160H116V159H113V158H112ZM112 160H111V162H112ZM132 160H133V158H132ZM156 160H157V158H156ZM162 160H163V159H162ZM162 160H161V161H162ZM189 160H191V159L189 158ZM204 160H205V159H204ZM0 161H1V160H0ZM30 161H31V160H30ZM32 161H33V160H32ZM55 161H53V162L55 163ZM61 161H62V162H61ZM68 161H69V159H68ZM68 161H67V162H68ZM72 161H71V162H72ZM76 161H77V160H76ZM76 161H73V162L75 163ZM78 161H79V160H78ZM87 161H88V160H87ZM102 161H103V160H102ZM108 161H106V162H107L108 164H110V161H109V162H108ZM123 161H125V160H123ZM142 161H143V159H142ZM142 161H141L140 163H143ZM157 161H159V160H157ZM192 161H193V160H192ZM198 161H199V160H198ZM247 161H248V159H247ZM12 162H13V161H12ZM22 162H24L23 165H22ZM85 162H84V163L81 162V163H82L81 167H80V165H79V164H81L80 162H79V163H76V164H78L80 168H84L83 166H86V165H85ZM125 162H126V161H125ZM163 162H164V161H163ZM194 162H195V161H194ZM194 162H193V163H194ZM202 162H203V160H202ZM204 162H205V161H204ZM216 162H219V161L216 160ZM216 162H215V163H216ZM0 163H1V162H0ZM39 163H40V162H39ZM39 163H38V164H39ZM86 163H87V162H86ZM112 163H113V165H114V162H112ZM119 163H120V161H119ZM123 163H124V162H123ZM123 163L121 164V166L123 165ZM137 163H138V162H137ZM137 163H136V165H137ZM148 163H149V162H148ZM172 163H173V162H172ZM172 163H170V165H171ZM196 163H197V161L195 162V164H196ZM15 164H16V163H15ZM36 164H37V163H36ZM36 164H35V165H36ZM41 164H42V163H41ZM41 164H40V165H41ZM51 164H53V163L51 162ZM70 164H71V163H70ZM105 164H106V163H105ZM105 164H104V165H105ZM115 164H116V163H115ZM127 164H128V163H127ZM149 164H150V163H149ZM153 164H154V163H153ZM156 164H157V163H155V165H156ZM159 164H160V166H161V163H158V165H157V166H158V169H160V168H159ZM164 164H165V163H164ZM195 164H191V165L194 166ZM3 165H4V164H3ZM10 165H11V164H10ZM40 165H39V166H40ZM47 165H48V163H47ZM55 165H56V166H55ZM60 165H59V166H60ZM65 165H67V163H66ZM94 165H95V164H94ZM104 165L102 166V164H101L102 167H104ZM111 165H112V164H111ZM111 165H110V166H111ZM150 165H151V164H150ZM155 165H154V166H155ZM182 165H183V164H182ZM6 166H7V165H6ZM11 166H12V165H11ZM21 166H20V167H21ZM33 166H34V165H33ZM41 166H42V165H41ZM49 166H50V164L48 165V167H49ZM59 166L57 167L58 169H60L61 167H64V164H62L60 167H59ZM72 166H73V165H72ZM90 166H91V165H90ZM98 166H100L99 163H98ZM98 166H97V167H98ZM123 166H125V165H123ZM138 166H139V165H138ZM151 166H152V165H151ZM151 166H150V167H151ZM183 166H184V165H183ZM193 166H192V168H193ZM203 166H204V165H202L201 168H203ZM29 167H30V166H29ZM29 167H28V169H26L27 172H28V170H29ZM37 167H38V166H37ZM68 167H70V165H69ZM68 167H67V168H68ZM75 167H76V166H75ZM79 167H77V169L75 168V170H76V172H77V173H76L77 175H78V173L81 171V169H80ZM92 167H93V165H92ZM97 167H96V168H97ZM108 167H109V166H108ZM108 167H107V168H108ZM146 167H147V166H146ZM148 167H149V166H148ZM152 167H153V166H152ZM161 167H162V166H161ZM180 167H181V166H180ZM211 167H212V166H211ZM22 168H23V169H22ZM22 168H21V169L24 170V167H22ZM46 168H47V167H46ZM46 168H43V170L46 169ZM72 168H73V167H72ZM96 168H95V170H96ZM99 168H100V167H99ZM109 168H111V167H109ZM136 168H138V167H136ZM143 168H144V167H143ZM143 168H141V169H142L141 171H145V172H146V170H145L146 168H145L144 170H143ZM166 168H167V166H166ZM171 168L175 169V168H174V165H173V167H170V169H171ZM183 168H185V167H183ZM189 168L191 169L190 165H189ZM198 168H199L198 165H197V167H196L195 169L193 168V169H194V173H196V171H198V170H197ZM5 169H6V172L9 170V168H8V170H7V167H5ZM16 169H17V168H16ZM16 169H15V170H16ZM21 169H20V170H21ZM35 169H36V168H35ZM58 169H56V170H58ZM68 169H69V168H68ZM88 169H89V168H88ZM112 169H113V168H112ZM115 169H116V168H115ZM123 169H125V167H123ZM123 169H122V171H123ZM128 169H129V168H128ZM128 169H125V170H128ZM149 169H150V168H149ZM152 169H153V168H152ZM155 169H156V168H155ZM155 169H154V170H155ZM173 169H172V170H173ZM210 169H211V168H210ZM13 170H14L13 168L10 170V172L12 171V174H13L12 176H14V173H15V171H13ZM39 170H42V169H38V171H39ZM70 170H72V169H70ZM84 170H85V168H84ZM93 170H94V168H93ZM93 170H92V171H93ZM102 170H103V169H102ZM107 170H108V169H107ZM107 170H106V171H107ZM154 170H153V171H154ZM156 170H157V169H156ZM166 170H167V169H166ZM186 170H188V169H186ZM195 170H196V171H195ZM202 170H203V169H202ZM16 171H18V170H16ZM38 171H35V172H38ZM86 171H89V170H86ZM122 171H121V172H122ZM149 171H151V170H147V172H148L149 174H151L152 172H149ZM173 171H176V170H173ZM177 171H178V170H177ZM188 171H189V170H188ZM3 172H5L4 169H3ZM19 172H20V171H18L17 174H19ZM21 172H22V171H21ZM29 172H30L31 174H27L26 172H25V174H26V175H32V174L34 175V173H35L34 170L32 171V172H34V173H32L30 170H29ZM42 172H43V171H42ZM59 172L63 173V175H64V172H63V171L58 170V173H59ZM70 172H71V171L68 172V175L71 174ZM82 172L85 173L83 170H82ZM82 172H80V174H79V175H81V176L79 177V179L83 176V175H82V174H83ZM97 172L99 173V169H98ZM147 172H146V173H147ZM154 172H155V171H154ZM164 172H165V171H164ZM168 172H169V171H168ZM189 172H190V171H189ZM189 172H188V176H189V174H191V175L193 174V173H191V172L189 173ZM211 172H212V171H211ZM1 173H2V172H1ZM39 173H40V172H39ZM118 173H119V172H118ZM146 173H145V175H146ZM148 173H147V174H148ZM156 173H158V172L156 171L155 174H156ZM161 173H162V172H161ZM179 173L181 174V173H183V172L180 171ZM179 173H177V174L179 175ZM198 173H199V172H198ZM2 174L4 175V173H2ZM22 174H23V173H22ZM37 174H38V173H37ZM40 174H41V173H40ZM73 174H75V173H73ZM101 174H103V173H101ZM155 174H154V175H155ZM203 174H204V173H203ZM33 175H32V176H33ZM54 175H55V174H54ZM54 175L52 176V178L54 177ZM60 175H61V174H60ZM63 175H62V177L65 176V175H64V176H63ZM77 175H76V176H77ZM92 175H93V174H92ZM106 175H107V173H106ZM114 175H117V174H114ZM120 175H121V174H120ZM185 175H186V174H184L183 176H184V177H188L187 175H186V176H185ZM191 175H190V176H191ZM0 176H2V175L0 174ZM5 176H6V178H9V176L7 177V173L5 174ZM19 176H20V175H18V177L16 176V178H17L16 180H20V181H22L23 178H24V176H23V178H21V179L19 178ZM73 176H74V175H73ZM85 176L88 177L89 175H88V174H84V177H85ZM102 176H103V175H101L99 178H101ZM118 176H119V174H118ZM130 176H131V175H130ZM148 176L150 177V175H148ZM151 176H152V174H151ZM199 176H200V175H199ZM43 177H46V176L43 175L42 178H41V177H40V178L43 179ZM55 177H58L57 173H56ZM66 177L69 178L67 175H66ZM66 177H65V178H66ZM90 177L97 178L98 176H97V175H96V176H95V175H94V176H91V175H90ZM111 177H112V175H111ZM111 177H110V178H111ZM132 177H134V176H132ZM146 177H147V175H146ZM213 177H214V176H213ZM30 178H31V177H30ZM30 178H29V179H30ZM34 178H36V176H34ZM58 178H60V177H58ZM67 178H66V179H67ZM73 178H74V177H72V179H73ZM113 178H114V177H113ZM119 178H122V177H119ZM147 178H148V177H147ZM150 178H152V177H150ZM158 178H159V177H158ZM160 178H162V176H160ZM9 179H10V178H9ZM27 179H28V176H27ZM29 179H28V180H29ZM36 179L39 180V178H36ZM36 179H35V180H36ZM41 179H40V181H42ZM47 179H49V178H47ZM50 179H51V178H50ZM63 179H64V178H63ZM75 179H76V178H75ZM82 179H83V178H82ZM84 179H86V178H84ZM91 179H92V178H91ZM102 179H104L103 182H102L101 180H100L101 182H100L99 180H98V181H99V184H100V183H101V184L103 183L102 186H104V182L106 181V180H105L106 178H103V177H102ZM138 179H139V178H138ZM154 179H155V178H154ZM183 179H184V178H183ZM193 179H194V178H193ZM5 180H6V182H7L6 184H9V183H10V182L8 183V181H7L8 179H5ZM12 180H14V179L12 178ZM16 180H15V181H16ZM30 180H31V184H32V186L34 185V183H35L36 185L39 183L38 181L33 182L34 180L32 181V178H31ZM30 180H29V181H30ZM45 180H46V179H45ZM61 180H62V179H61ZM73 180H74V179H73ZM148 180L150 181V179H148ZM148 180H147V181H148ZM191 180H192V177H191ZM195 180H196V178H195ZM199 180H200V179H199ZM20 181H19L18 185H19V184H20V185L22 184ZM53 181H54V180H52V182H53ZM56 181H57V182H56ZM56 181H54L55 184H58V180H56ZM78 181H80V180H78ZM98 181H96V182H98ZM110 181H113L112 178L110 179ZM110 181H109V182H110ZM117 181H118V180H117ZM151 181H152V180H151ZM157 181H158V180H157ZM161 181H162V180H161ZM197 181H198V180H197ZM23 182H24V181H23ZM37 182H38V183H37ZM50 182H51V181H50ZM80 182H81V181H80ZM82 182H83V180H82ZM84 182H85V180H84ZM122 182H123V180H122ZM137 182H138V181H137ZM140 182H142V180H141ZM4 183H5V181H4ZM61 183H63V182H61ZM65 183H66V182H65ZM78 183H79V182H78ZM105 183H106V182H105ZM145 183H147V182H145ZM157 183H159V182H157ZM11 184H14V183H10V185H11ZM26 184H27V183H26ZM53 184H54V183H53ZM55 184H54V186H55ZM68 184H69V182H68ZM68 184L66 183L67 186H71L70 184H69V185H68ZM79 184H80V186H79ZM79 184L77 185V186L79 187L78 190H80V188L83 189V187L81 186V183H79ZM96 184H97V183H96ZM109 184H110V183L105 184V186H106V185H109ZM111 184H112V183H111ZM115 184H116V183H115ZM122 184H123V183H122ZM137 184H138V183H137ZM137 184H135V185H137ZM149 184H150V183H148L147 186H149V188H152ZM10 185H8L7 187H9ZM20 185H19V189L25 187V186H22V185L20 186ZM36 185H35V186H36ZM44 185H45V184H44ZM58 185H59V184H58ZM66 185H65V186H66ZM73 185H74V184L72 183V186H73ZM117 185H118V183H117L115 186H117ZM135 185H133V186H135ZM145 185H146V184H145ZM3 186H4V184H3ZM27 186L29 187L28 184H27ZM27 186H26V187H27ZM41 186H42V185H41ZM59 186H60V185H59ZM63 186H64V184H63ZM72 186H71V187H72ZM97 186H98V185H97ZM100 186H101V185H100ZM102 186H101V187H102ZM124 186H125V185H124ZM137 186H140V185H137ZM137 186H136V187H137ZM152 186H153V184H152ZM160 186H161V185H160ZM20 187H21V188H20ZM36 187H37V186H36ZM36 187H34V188H35V190L37 191ZM47 187H48V186H47ZM57 187H58V186H57ZM71 187H70L69 189H71ZM75 187H76V186H75ZM98 187H99V186H98ZM101 187H100V188H101ZM136 187H135V188H136ZM156 187H159V186L157 185ZM162 187H163V186H162ZM30 188H31V185H30ZM34 188H33V189H34ZM63 188H64V187H63ZM115 188H117V187H115ZM139 188H140L141 190L143 189V187H141V186H140ZM139 188H138V189H139ZM160 188H161V187H160ZM160 188H159V189H160ZM201 188H202V187H201ZM201 188H200V189H201ZM7 189H8V191H12V187H11V188H7ZM9 189H10V190H9ZM19 189H18V190H19ZM24 189L27 190L26 188H24ZM24 189H22V190H24ZM39 189H41V188H39ZM47 189H48V188H47ZM55 189H56V188H55ZM55 189H54V190H55ZM66 189H67V188H66ZM72 189H73V188H72ZM76 189H77V188H76ZM76 189H75V190H76ZM82 189H81V190H82ZM84 189H86V188H84ZM97 189L99 190V188H97ZM103 189H104V188H103ZM108 189H109V190H108ZM111 189H112V187H111ZM111 189H110V186H109V187L107 186L105 192H104V191H103V192H104V193H107L106 191L110 192ZM122 189H123V188H122ZM122 189L120 188L119 191H120V190H121V191H124V189H123V190H122ZM43 190L45 191V188H43ZM54 190H52V192H53ZM78 190H77V191H78ZM101 190H102V189H101ZM125 190H127V189H125ZM128 190H129V189H128ZM144 190H145V189H144ZM148 190L150 191L151 189H148ZM187 190H188V189H187ZM250 190H251V189H250ZM2 191H3V190H2ZM8 191H7V192H8ZM16 191H17V190H16ZM41 191H42V190H41ZM49 191H50V190H49ZM49 191H48V193L50 194ZM67 191H68V189H67ZM72 191H73V190H72ZM77 191H76V192H77ZM82 191H83V190H82ZM116 191H117V190H114V192H116ZM121 191H120V192H121ZM129 191H130V190H129ZM149 191H148V192H149ZM157 191H158V190H157ZM159 191H160V190H159ZM189 191H190V193L192 192L191 190H189ZM198 191H199V190H198ZM200 191H201V190H200ZM200 191H199V194H201ZM202 191H203V190H202ZM0 192H1V190H0ZM3 192H4V191H3ZM14 192H15V191H14ZM18 192H21V191L19 190ZM28 192H29V190H28ZM34 192H35V191H34ZM37 192H38V191H37ZM46 192H47V191H46ZM78 192H79V191H78ZM78 192H77V193H78ZM92 192H93V191H92ZM120 192H119V195H118V196H116V195H115L116 197L114 196V199H113V205H114V204L117 205V203L120 204V202H119V198H120V197H119V196H122V197H123V195H121ZM125 192H126V191H125ZM136 192H137V191H136ZM141 192H142V191H141ZM154 192H155V191L153 190V194H154ZM4 193H5V192H4ZM21 193H22V192H21ZM62 193H63L64 195H67V197H68L69 199H71V201H72V197H71L70 195H68L67 192L62 191ZM68 193L71 194V193H70V190H69ZM77 193H76V194H77ZM79 193H80V192H79ZM79 193H78L77 195H78L79 197H82L81 194H79ZM89 193H91V191H90ZM104 193H103V195H105V197H106V194H104ZM133 193H134V192H133ZM151 193H152V192H151ZM162 193H163V192H162ZM175 193H176V192H175ZM181 193L183 194V192H181ZM181 193H180V194H181ZM188 193H189V192H188ZM6 194H7V193H5L4 196H5ZM9 194H11V196L9 195L10 198H12V193L9 192ZM16 194H18V193L16 192ZM19 194H20V193H19ZM32 194H33V191H32ZM44 194H45V193H44ZM59 194H60V193H59ZM91 194H92V193H91ZM99 194H100V196H101V199H100L99 201L102 203L103 200H105V197L101 195V194H102L101 191H100L99 193H96L95 196H98ZM110 194H111V195H114L113 193H109V195H110ZM117 194H118V193H117ZM122 194H124V193H122ZM144 194H145V193H144ZM163 194H164V193H163ZM180 194H179V195H180ZM192 194H193V193H192ZM192 194H191V197H192ZM194 194H195V192H194ZM199 194H198V196H199ZM207 194L209 195V193H207ZM42 195H43V194H42ZM52 195H53V194H52ZM61 195H62V194H61ZM72 195L76 196L75 194H72ZM88 195H90V194H88ZM107 195H108V193H107ZM132 195H133V194H132ZM137 195L139 196V194H137ZM141 195H142V193H141ZM156 195H157V194H156ZM156 195H151V196H154L155 199H156ZM14 196H15V195H14ZM17 196H19V195H17ZM20 196H21V194H20ZM43 196H44L43 198H45V196H47V194H46V195H43ZM49 196H50V195H49ZM49 196H48V199H49ZM57 196H58V195H57ZM57 196L53 195V198H54V197H57ZM62 196H63V195H62ZM69 196H70V197H69ZM74 196H73V197H74ZM91 196H92V195H91ZM91 196H90V197H91ZM143 196H144V195H143ZM145 196H146V195H145ZM148 196H149V195H148ZM151 196H149V197H151ZM172 196H173V195H172ZM183 196L185 197V194H184V195H181V197H183ZM204 196H205V195H204ZM211 196H212V195H211ZM32 197H33V196H32ZM36 197H37V196H36ZM85 197H86V196H85ZM85 197H84V199H85ZM88 197H89V196H88ZM90 197H89V199H90ZM98 197H99V196H98ZM98 197L96 198L97 200L99 199ZM102 197L104 198L103 200H102ZM110 197H111V196H110ZM110 197H108V198L110 199ZM118 197H119V198H118ZM177 197H178V196H177ZM206 197H207V195H206ZM2 198H3V196L0 198V200H1ZM4 198H6V197H4ZM10 198H7V200L10 199ZM15 198H16V197H15ZM18 198H19V197H18ZM58 198H59V197H58ZM74 198H75V197H74ZM76 198H77V197H76ZM142 198H144V197H142ZM146 198H147V196H146ZM152 198H153V197H152ZM152 198H151V199H152ZM159 198H162V196L159 197ZM178 198L180 199V197H178ZM178 198H177V199H178ZM210 198H211V197H209L208 200H209ZM16 199H17V198H16ZM16 199H15V200H16ZM27 199H28V198H27ZM50 199H51V198H50ZM50 199H49V200H50ZM64 199H65V198H64ZM64 199H63V201H64ZM82 199H83V197H82ZM84 199H83V200H84ZM89 199H87V198L85 199V200H87L86 203H88V200H89ZM93 199L96 200V199L93 198V196H92V199H90V200L93 202ZM109 199H107V200H109ZM117 199H118V200H117ZM132 199H133V198H132ZM132 199H131V200L128 199V200H130V201L132 202ZM139 199H141V198H139ZM175 199H176V198H175ZM175 199H173V200L175 201ZM183 199H184V198H183ZM201 199H202V198H201ZM253 199H254V198H253ZM3 200H4V199H2V201H3ZM25 200H26V199H25ZM28 200H30V199H28ZM42 200H43V199H42ZM42 200L39 199V201H41V203L39 202V204H44V203L42 202ZM54 200H55V199H54ZM54 200H52V201H54ZM60 200H61V199H59V201H60ZM75 200H77V199H75ZM85 200H84V202H85ZM101 200H102V201H101ZM107 200H106V201H107ZM116 200L118 201L117 203H115ZM147 200H148V199H147ZM152 200H153V199H152ZM170 200H171V199H170ZM203 200H205V198H204ZM211 200H213V199H211ZM214 200H215V197H214ZM23 201H24V200H23ZM46 201H48V200H46ZM50 201H51V200H50ZM61 201H62V200H61ZM71 201H70V202H71ZM91 201H89V202H91ZM158 201H159V200H158ZM167 201H169V200H167ZM185 201H186V199H185ZM201 201H202V200H201ZM201 201H200V202H201ZM4 202H5V200H4ZM4 202H3V203H4ZM15 202H16V201H15ZM29 202H30V201H29ZM37 202H38V200H37ZM37 202H36V203H37ZM82 202H83V201H82ZM95 202H96V201H94L93 204H94ZM97 202H98V201H97ZM97 202H96V203H97ZM126 202H127V200H126ZM133 202H134V201H133ZM136 202H138V199L136 200ZM151 202H152V201H151ZM156 202H157V201H156ZM156 202H155V203H156ZM219 202H220V200H219ZM248 202H249V201H248ZM1 203H2V202H1ZM3 203H2V204H3ZM27 203H28V202H27ZM45 203H46V202H45ZM56 203H57V202H56ZM65 203H66V201H65ZM67 203H69V201H68ZM77 203H78V200H77ZM96 203H95V205H96ZM98 203H99V202H98ZM101 203L98 204V207H99L100 205H101L102 207L100 206V209L98 208L97 215L100 214V216L97 217V218H98V219H101V222H103V221L105 222V219L102 221L103 218H100V217H103V216H101V215H103V213H104L103 211L106 209V208H105L106 206H104L103 203H102V204H101ZM104 203L108 205V203H106V202H104ZM149 203H150V201H149ZM152 203H153V202H152ZM158 203H159V202H158ZM158 203H157V204H158ZM169 203H170V202H169ZM175 203H177V201H176ZM179 203H180V202H179ZM197 203H199V202L197 201ZM217 203H218V202H217ZM246 203H247V202H246ZM246 203H245V205H246ZM2 204H1V207L4 206L5 203H4L3 205H2ZM17 204H18V203H17ZM22 204H23V202H22ZM31 204H32V201H31ZM31 204H30V205H31ZM39 204H37V205H39ZM53 204H54V202H53ZM60 204H61V203H60ZM69 204H70V203H69ZM71 204H74V203L72 202ZM89 204H90V203H89ZM93 204H92V205H93ZM111 204H112V203H111ZM111 204H110V206H111ZM133 204H134V203H133ZM137 204L139 205V203H137ZM144 204H145V203H144ZM157 204H156V205H157ZM166 204H167V203H166ZM172 204H174V203H172ZM172 204H171V205H172ZM209 204H211V203H209ZM209 204H205V205H208L207 208H209ZM221 204L223 205V202H222V201H221ZM248 204H249V203H248ZM28 205H29V203H28ZM32 205H33V204H32ZM35 205H36V204L34 203V206H35ZM37 205H36V206H37ZM44 205H45V204H44ZM61 205L63 206V203H62ZM92 205H91V206H92ZM116 205L110 207V208L107 210L106 215L109 214L108 211H110V209H114L115 207L117 208V207L120 206V205H119V206H118V205L116 206ZM130 205H131V204H130ZM168 205H169V204H168ZM174 205L176 206V204H174ZM174 205H172V206H174ZM215 205H216V204H215ZM62 206H61V208H62ZM64 206H66V205H64ZM74 206H76V208H77V206H79V204H76V205H74ZM74 206H73V207H74ZM80 206H82V204H81ZM83 206H84V205H83ZM85 206H86V204H85ZM142 206H143V204H142ZM157 206H160V205L158 204ZM178 206H179V204H177L176 207L178 208ZM182 206H183V205H182ZM210 206H211V205H210ZM218 206H219V204H218ZM225 206H226V205H225ZM252 206H253V204H252ZM5 207L8 208V206H5ZM26 207H27V206H26ZM47 207H48V206H47ZM56 207H57V206H56ZM66 207H67V206H66ZM93 207H95V206H93ZM96 207H97V205H96ZM103 207H104L105 209H102ZM124 207H125V206H124ZM128 207H129V205H128ZM132 207H134V206L132 205ZM138 207H139V206H138ZM144 207H145V206H144ZM148 207H149V205H148ZM161 207H162V206H161ZM169 207H170V206H169ZM169 207H168V208H169ZM176 207H173V208H176ZM204 207H205V206H204ZM19 208H20V207H18V209H19ZM22 208H23V207H22ZM31 208H33V209H32V210H33L32 213L29 212V218L25 219L26 222H25V220H24V221H23L24 223H23V224L21 223L22 225L19 224V222H20L21 220L18 219V216L16 215L17 213L15 212V215L17 216V218H16V220H17V225H18V224L20 225L19 228H20L21 230H22V227L27 226V225L29 224V223H28V221H29L28 219L31 218V217H30V213H31V214H36L37 216L39 215L38 213L40 212V211H39L40 208H38V206H37L36 208L33 207V206H31ZM71 208H72V207H71ZM71 208H70V209H71ZM78 208H79V207H78ZM116 208H115V211H118V212H119L118 209H121V207H119L118 209H116ZM125 208H126L125 211L127 212V211H128V210H127V206H126ZM156 208H157V207H156ZM156 208H155V209H156ZM158 208H159V207H158ZM158 208H157V209H158ZM168 208H166V209H168ZM171 208H172V207H171ZM211 208H213V207H211ZM211 208H209V209H211ZM215 208H216V207H215ZM220 208H221V207H220ZM224 208H225V210H226V207H224ZM0 209L3 210V207L0 208ZM27 209H28V211H29V208H26L25 210L27 211ZM58 209H59V208H58ZM58 209H57L56 212H58ZM68 209H69V207H68ZM80 209H82V208H79L78 211H79ZM85 209H86V208H85ZM137 209H138V208H137ZM140 209H141V208H140ZM150 209H151V208H150ZM164 209H165V208H164ZM198 209H199V208H198ZM15 210H16V209H15ZM20 210H21V209H20ZM20 210H19V211H20ZM23 210H24V209H23ZM52 210H53V209H52ZM52 210H51V211H52ZM60 210H63V209H60ZM73 210H74V208H73ZM83 210H84V209H83ZM100 210H101V211H100ZM102 210H103V211H102ZM142 210H143V209H142ZM142 210H141V211H142ZM146 210H147V209H146ZM151 210H153V209H151ZM160 210H162V209H160ZM216 210H218V209L216 208ZM219 210H220V209H219ZM255 210H256V209H255ZM13 211H14V210H13ZM53 211H54V210H53ZM76 211H77V209H76ZM76 211H75V213H76ZM93 211H94V210H93ZM115 211L113 210V211L111 212V215L109 216V218H111L112 214H113V215H114V214H115V215L118 214L117 216H118V218H119V213L116 212V213H117V214H116ZM125 211L123 212V215H124V213L126 214ZM131 211H132V209H130V211H128L129 213L127 212L126 215L130 214ZM153 211H154V210H153ZM222 211H224V210H222ZM227 211H228V210H227ZM230 211H231V210H230ZM256 211H257V210H256ZM21 212H23V211L21 210ZM42 212H43V210L41 211V214H42ZM46 212H47V211H46ZM46 212L43 213V214H44V215H45V214L47 215ZM94 212H95V211H94ZM94 212H93V213H94ZM102 212H103V213H102ZM113 212H114V213H113ZM145 212H146V211H145ZM160 212H161V211H160ZM179 212H180V211H179ZM213 212H214V211L212 210V213H213ZM23 213H24V215H25L26 212L24 211ZM51 213H53V212H51ZM70 213H71V212H69V214H70ZM81 213H82V211H81ZM81 213H80V214H81ZM223 213H224V212H223ZM232 213H233V212H232ZM0 214H1V212H0ZM20 214H22V213H20ZM53 214H54V213H53ZM56 214H57V213H56ZM69 214H68V216H69ZM72 214H73V213H71V215H72ZM76 214H77V213H76ZM76 214H75V215H76ZM94 214H95V213H94ZM134 214H135V213H134ZM152 214H153V213H152ZM201 214H202V213H201ZM217 214H218V213H217ZM226 214H227V213H226ZM228 214H229V212H228ZM228 214H227V216H228ZM238 214H239V213H238ZM257 214H258V213H257ZM4 215H5V214H4ZM12 215H13V213H12ZM15 215H13V216H15ZM24 215L21 216V219L26 218ZM46 215H45V217H46ZM84 215H85V214H84ZM123 215H122V216H123ZM126 215H124L123 217H120V218H119V221H121L120 219L125 218ZM153 215H154V214H153ZM197 215H198V214H197ZM222 215H223V214H222ZM26 216H28V214H26ZM40 216H41V215H40ZM51 216H52V215H51ZM53 216H54V217H53ZM53 216H52L53 219L56 218L55 215H53ZM68 216H67V217H68ZM77 216H79V215H77ZM82 216H83V215H82ZM117 216H112V218H113V217L116 218ZM132 216H133V215H132ZM132 216H131V217H132ZM148 216H149V215H148ZM154 216H155V215H154ZM154 216H153V217H154ZM218 216H219V214H218ZM19 217H20V216H19ZM22 217H23V218H22ZM42 217H43V216H42ZM42 217L39 218V216H38L37 218H38V219H42ZM45 217H44V218H45ZM83 217H84V216H83ZM133 217H134V216H133ZM136 217H137V216H136ZM222 217H226V216H222ZM254 217H255V216H254ZM0 218H2L1 215H0ZM37 218H33V219L31 220V223H33L34 221H38ZM63 218H64V217H62V219H63ZM65 218H66V217H65ZM79 218H80V216L77 218V219L80 221ZM81 218H82V217H81ZM91 218H92V217H91ZM109 218H107V219H109ZM112 218H111V219H112ZM115 218H114V219H115ZM138 218H139V215H138ZM138 218H137V219H138ZM148 218H149V217H148ZM205 218H207V217H205ZM231 218H232V216H231ZM233 218L235 219L236 216H234ZM233 218H232V219H233ZM5 219H7V218H5ZM14 219H15V218H14ZM36 219H37V220H36ZM98 219H95V220L98 221ZM111 219H110V220H111ZM133 219H134V218H133ZM133 219H132V220H133ZM140 219L142 220V218H140ZM201 219H202V218H201ZM211 219H212V218H211ZM232 219H231V221H232ZM0 220H1V219H0ZM18 220H20V221L18 222ZM27 220H28V221H27ZM51 220H52V219H51ZM51 220H50V221H51ZM85 220H86V219H85ZM85 220H84V221H85ZM122 220H123V221H121V222L123 223V222H124V219H122ZM138 220H139V219H138ZM147 220H148V219H147ZM147 220H146V221H147ZM149 220H150V219H149ZM149 220H148V221H149ZM203 220H204V219H203ZM203 220H202V221H203ZM206 220H208V219H206ZM224 220H225V219H224ZM227 220H228V219H227ZM237 220H238V219H237ZM5 221L10 222V220H9V221H8V220H5ZM42 221H43V219H42ZM58 221H59V220H57V222H58ZM81 221H82V220H81ZM114 221H115V220H114ZM114 221L109 222V223L112 224V225H111V224H109V225H111V227H112V226L114 227V225H116V226H115V228H116L117 225H119V223H121V222H119V221L117 222V220H116V221H115L116 223L113 224ZM139 221H140V220H139ZM148 221H147V222H148ZM200 221H201V220H200ZM204 221H205V220H204ZM209 221H212V220H209ZM234 221H236V220H234ZM21 222H22V221H21ZM39 222H41V221L39 220ZM39 222H38V223H39ZM43 222H44V221H43ZM57 222H56L55 225L58 226ZM93 222H94V221H93ZM127 222H128V220H127ZM149 222H150V221H149ZM166 222H167V221H166ZM232 222H233V221H232ZM35 223H37V222H35ZM38 223H37V224H38ZM44 223H45V222H44ZM63 223H64V222H63ZM106 223H108V222H106ZM106 223H105V225H106ZM117 223H118V224H117ZM122 223H121V227H122ZM141 223H143V222H141ZM180 223H181V222H180ZM209 223H211V222H209ZM226 223L229 224L230 222H227V221H226ZM233 223H234V222H233ZM240 223H241V221H240ZM240 223H239V224H240ZM7 224H8V225H7ZM9 224H10V223H6V225H5V223H3V225H5L4 227L6 228V231H8V233H7L6 235L9 234V231H10V232L13 231V230H9V228H7V226H9ZM49 224H50V223H49ZM53 224H54V222H52V225H53ZM79 224H80V223H79ZM81 224H82V222H81ZM81 224H80V225H81ZM98 224H101V223L98 221ZM123 224H125V223H123ZM134 224H135V223H134ZM134 224H132L131 226H133ZM151 224H152V223H151ZM151 224H149V225H151ZM174 224H175V223H174ZM182 224H183V223H182ZM204 224H205V223H204ZM217 224H218V223H217ZM236 224H237V223H236ZM3 225H2V229H1V227H0V229L2 230V231H0V232H4V231H3V230H4ZM15 225H16V224H15ZM19 225H18V226H19ZM31 225H33V227H34L35 224H31ZM52 225H51V227H54V226H52ZM76 225H77V224H76ZM101 225H102V224H101ZM125 225H127V224H125ZM179 225H180V224H179ZM199 225H202V224L200 223ZM218 225H220V224H218ZM218 225H217V226H218ZM231 225H232V223H231ZM36 226H37V225H36ZM36 226L34 227L35 229H36ZM39 226H40V225H39ZM46 226H47V222H46ZM46 226H43V227H46ZM66 226H67V225H66ZM89 226H90V225H89ZM92 226H93V225H92ZM97 226H98V225H97ZM129 226H130V225H129ZM140 226H141V225H140ZM151 226H152V225H151ZM160 226H161V225H160ZM182 226H183V225H182ZM185 226H186V225H185ZM187 226H188V225H187ZM203 226H204V225H203ZM215 226H216V225H215ZM220 226H221V225H220ZM28 227H29V226H28ZM59 227H60V226H59ZM59 227L57 228V230L59 229ZM70 227H71V226H70ZM82 227H84V226H82ZM90 227H91V226H90ZM111 227H110V228H111ZM121 227L119 226L118 229H117V230H118L117 233L115 232L116 235L118 234L117 236L119 237V239H121V238L123 237V235H124V237H125V234H124V233H121V232H124V231L126 232V230H127V235H128V237H130V239H131V238H132V239H136V238H134V236H137L136 233H134V232L131 233V229H130V231H129V230H128V226L126 227V229H125V226H124V225H123L122 228H121ZM170 227H171V225H170ZM180 227H181V226H180ZM204 227H205V226H204ZM204 227H203V228H204ZM206 227H208V226H206ZM206 227H205V228H206ZM222 227H223V226H222ZM255 227H256V226H255ZM255 227H254V228H255ZM13 228H14V227H12V228L10 227V229H13ZM34 228H33V230L31 229V231L29 230V232H27V234H26L23 238H21V233H22V232H20L21 230H19V232L16 231V232L18 233V235H17V233H16L15 231H13L14 234L16 233L17 236L14 235V234H11V235H13V236L9 235V238H7V240L3 239L4 236H1V237H2V240L0 239V246L2 247L1 244H3V241H4V243L7 242L8 245H6V246L9 247L10 249H11V247L14 248L15 250H17V249H18V250H22V249H23V251H24V250L26 251V252L24 251V253H27V249H28V248L25 247V246H28V244H29V242H30V241L28 240V238H29V239L32 238V237H30V234H28V233H31V234H32V231H34ZM60 228H61V227H60ZM75 228H77V227H75ZM98 228H99V227H98ZM98 228L96 227V230H97ZM108 228H109V227H108ZM115 228H112V229L115 230ZM119 228H120V229H119ZM123 228H124V230H121V229H123ZM138 228H139V227H138ZM138 228H137V229H138ZM177 228H178V227H177ZM200 228H201V227H200ZM200 228H199V229H200ZM209 228H210V227H209ZM212 228H213V227H212ZM228 228H229V227H228ZM257 228H259V227H257ZM17 229H18V228H17ZM79 229H80V228H79ZM100 229H101V228H100ZM100 229H98V230H100ZM112 229H111V230H112ZM132 229H133V227H132ZM145 229H146V228H145ZM166 229H167V228H166ZM169 229H170V228H169ZM180 229H181V231H183L185 228H184L183 230H182V228H180ZM235 229H236V227H235ZM240 229H241V228H240ZM240 229H239V227H238V230H240ZM255 229H256V228H255ZM53 230H55V228H54ZM53 230H52V232H53ZM77 230H78V228H77ZM80 230H81V229H80ZM105 230H106V229H105ZM105 230H104V231H105ZM108 230H109V229H108ZM111 230H110V231H111ZM162 230H164V229H162ZM171 230H172V229H171ZM197 230H198V229H197ZM201 230H202V229H201ZM231 230H232V229H230L229 231H231ZM257 230H258V233H259V229H257ZM58 231H60V229H59ZM90 231H92V230L90 229ZM93 231H94V230H93ZM102 231H103V230H102ZM119 231H120V234L118 233ZM128 231H129V232H128ZM141 231H142V229L139 230V232H141ZM160 231H161V229H160ZM164 231H165V230H164ZM172 231H173V230H172ZM208 231H210V230H208ZM223 231H224V230H223ZM54 232H55V231H54ZM80 232H81V231H80ZM86 232H87V231H86ZM88 232H89V230H88ZM135 232H136V231H135ZM139 232H138V233H139ZM179 232H180V230H179ZM188 232H189V231H188ZM219 232H220V231H219ZM238 232H239V231H238ZM50 233H51V232L49 231L48 236H50ZM60 233H62V232H60ZM100 233H101V231H100ZM105 233H106V232H105ZM108 233H111V232L108 231ZM128 233H131V234L134 233V236L132 237L131 234L129 235ZM138 233H137V234H138ZM147 233H148V232H147ZM170 233H171V231H170ZM170 233H169V234H170ZM174 233H175V232H174ZM174 233H173V235L175 236V234H176L177 232H176L175 234H174ZM180 233H181V232H180ZM180 233H179V234H180ZM211 233H212V231H210V234H211ZM239 233H240V232H239ZM2 234L4 235V233H2ZM19 234H20V236H19ZM58 234H59V233H58ZM111 234H112V233H111ZM111 234H110V235H111ZM121 234H122V235H121ZM150 234H151V233H148L149 238H151V237H150ZM158 234H159V233H158ZM163 234H164V235H165V234L167 235L166 232L163 233ZM177 234H178V233H177ZM179 234H178V235H179ZM206 234H207V233H206ZM208 234H209V233H208ZM223 234H224V233H223ZM227 234H228V232H227ZM255 234H256V233H255ZM54 235H56V233H55ZM93 235H94V234H93ZM107 235H108V234L106 233V235H102V236H107ZM116 235H115V236H116ZM141 235H142V233L139 234V236L141 237V240H142V239H144V237L141 236ZM161 235H162V234H161ZM183 235H184V234H183V232H182V236H183ZM185 235H186V234H185ZM211 235H212V234H211ZM211 235H210V236H211ZM233 235H234V234H233ZM10 236H11V237H10ZM32 236H33V235H32ZM46 236H47V235H46ZM90 236H92V234H90ZM121 236H122V237H121ZM169 236H170V235H169ZM169 236H167V237H169ZM186 236H187V235H186ZM207 236H208V235H207ZM207 236H206V237H207ZM224 236H225V235H224ZM258 236H259V235H258ZM261 236H262V234H261ZM1 237H0V238H1ZM94 237H95V238H93L92 241H93L94 239H96L97 235L94 236ZM98 237H99V236H98ZM98 237H97V238H98ZM118 237H117V238H118ZM124 237H123V238H124ZM142 237H143V238H142ZM155 237H156V236H155ZM160 237H161V236H160ZM170 237H172V236H170ZM170 237H169V238H170ZM177 237H178V236L174 237V238H175L174 241H175V240H178V244H179V242H180L179 239H180V238H177ZM202 237H203V236H202ZM204 237H205V236H204ZM211 237H212V236H211ZM234 237H235V236H234ZM262 237H263V236H262ZM51 238H53L52 234H51ZM72 238H74V237H72ZM113 238H116V237H114V235H113ZM165 238H166V236H165ZM169 238H168V239H169ZM176 238H177V239H176ZM182 238H183V237H182ZM254 238H255V237H254ZM49 239H50V237H49ZM55 239L57 240V239H59V238H56V237H55L54 240H55ZM64 239H65V238H64ZM147 239H148V236H147ZM157 239H158V238H157ZM162 239H163V238H162ZM168 239H167V241H170V239H169V240H168ZM200 239H201V237H200ZM258 239L260 240L261 237H260V238L258 237ZM258 239H257V241H258ZM50 240H51V239H50ZM54 240H53V242H55ZM65 240H67V239H65ZM69 240H70V239H69ZM69 240L65 241L66 244L68 243ZM80 240H81V239H80ZM111 240H113L112 237H111ZM121 240H122V239H121ZM127 240H128V239H127ZM149 240H150V239H148V241H149ZM164 240H165V239H164ZM226 240H227V239H226ZM59 241H60V240H59ZM59 241H58V242H59ZM61 241H62V238H61ZM89 241H91V240H89ZM119 241H120V240L117 241V242L119 243L118 246L122 244V243L119 242ZM132 241H134V240H132ZM135 241H136V240H135ZM137 241H138V240H137ZM144 241H145V239H144ZM151 241H152V242H151ZM151 241H149V242H151V245H152L153 240H151ZM186 241H187V240H186ZM205 241H207V240H205ZM227 241H228V240H227ZM41 242H42V241H41ZM46 242H47V241H46ZM69 242H70V241H69ZM80 242H81V241H80ZM80 242H79V243H80ZM82 242H83V240H82ZM93 242H94V241H93ZM110 242H111V241H110ZM114 242H115V244H116V241H114ZM122 242H123V241H122ZM127 242H128V241H126V243H125V241H124V243H125L124 245H125V246H123V249H124V247H126V244H130V240H129V243H127ZM212 242L214 243L213 245L215 246V242H214V241H212ZM218 242H219V241H218ZM240 242H241V241H240ZM240 242H239V243H240ZM259 242H260V241H259ZM261 242H263V241H261ZM48 243H49V242H48ZM50 243H51V242H50ZM60 243H61V242H60ZM60 243H58V244H60ZM63 243H64V241L61 243L62 245H59V246H58V245L56 244V246L60 248V246L62 247V246L64 245ZM85 243H87L88 246L91 245V244H89L90 242L88 243V240H87ZM91 243H92V242H91ZM95 243H96V242H95ZM108 243H109V242H108ZM175 243H176V242H174V244H175ZM208 243H209V242H208ZM219 243H220V242H219ZM236 243H237V242H236ZM239 243H238V244H239ZM110 244H111V243H110ZM135 244H136V243H135ZM145 244H146V243H145ZM145 244H144V245H145ZM170 244H173V241H171ZM44 245H46V244H44ZM52 245H53V244H52ZM68 245H69V244H68ZM81 245H82V246H81ZM92 245H93V244H92ZM122 245H123V244H122ZM136 245H137V244H136ZM142 245H143V244H142ZM233 245H235V244H233ZM10 246H11V247H10ZM37 246H38V245H37ZM50 246H51V244H50ZM74 246L77 247L76 244H75ZM80 246H81V248H78V247H77V249H80V250H81V251L78 252L79 255H75V251H74V250L76 249V247L73 248L74 250H73V249L70 250V248H69V249H68L69 251L66 250L67 248H64V250H66V251L69 252V253H65V254L62 255L60 258L57 257L58 254L61 255L60 253H58L59 251H58V252L55 251V249H56L57 247L53 246V247H55V248L53 249V247H52V249H53L55 252H57L56 258H58V259H56V258H54V257H53V258L50 257V258H48V259H49V260L54 259V260H52V262H50L51 264H90L91 262L93 263V261H95V260H94L93 258H90V260H89L90 254H88L87 251L90 250V249H93L95 246H94V247H90L89 249H88V248H87V249L85 248L87 251L84 250V249H82L83 246H86L84 243H81ZM163 246H164V245H163ZM165 246H166V245H165ZM204 246H205V245H204ZM204 246H202V248H203ZM255 246H256V248H258L259 245L257 246V244H256ZM24 247H25V248H24ZM34 247H35V246H34ZM43 247H45V246H43ZM48 247H49V246H48ZM48 247L45 248V250H47ZM65 247H66V246H65ZM70 247L72 248L71 245H70ZM86 247H87V246H86ZM134 247L136 248V246H134ZM172 247H173V246H172ZM212 247H213V246H212ZM228 247H229V246H228ZM228 247H226V250H225L226 252L228 251L227 249H229ZM245 247H246V246H245ZM49 248H50V247H49ZM59 248H57V249L59 250ZM98 248H99V247H98ZM127 248H128V247H127ZM144 248H145V247H144ZM153 248H156V247H153ZM206 248H208V246H207ZM210 248H211V247H210ZM215 248H217V247H215ZM222 248H225V246L222 245ZM235 248H237V247H235ZM1 249H2V250H1ZM10 249H9V250H10ZM52 249H51V251L49 252V254H50V256H55V255H54L55 252H54ZM125 249H126V248H125ZM132 249H134V248H132ZM132 249H131V250H132ZM137 249H138V247H137ZM137 249H136V250H137ZM230 249H231V248H230ZM239 249H242V248H239ZM239 249H238V250H239ZM254 249H255V248H254ZM258 249H259V248H258ZM258 249H255V250L258 251ZM6 250H7V251H5V253H3V252H4V248H3V247L0 248V264H3V262H5V259H6V258H7L8 260L11 259L12 263L15 264V261L13 262V259H14L13 256H14V257H17V256H15V255H14L15 253H14L13 256L11 257V256L9 255V253H11V252H10L7 248H6ZM15 250H14V252H15ZM33 250H34V248H33ZM60 250H61V248H60ZM83 250H84V251H83ZM94 250H95V249H94ZM131 250H130V251H131ZM138 250H139V249H138ZM143 250H145V249H143ZM155 250H156V249H155ZM210 250H211V249H210ZM232 250H233V249H232ZM232 250H229V251H232ZM236 250H237V249H236ZM262 250H263V249H262ZM8 251H9V253L7 254ZM37 251H38V250H37ZM52 251H53L54 253H53ZM72 251H74V252H72ZM90 251L92 252V250H90ZM102 251H103V250H102ZM102 251H101V252H102ZM125 251H126V250H125ZM125 251H124V252H125ZM149 251H150V250H149ZM184 251H185V249H184ZM225 251H224V252H225ZM229 251L227 252V254H228V253L231 254V252H229ZM21 252H22V251H21ZM40 252L42 253V251H40ZM44 252H45V251H44ZM60 252H61V251H60ZM91 252H90V253H91ZM93 252H95V251H93ZM93 252H92V254H93ZM97 252H98V251H97ZM132 252H134V251H132ZM182 252H183V251H182ZM185 252H186V254H187V252H189V251H185ZM185 252H184V253H185ZM206 252H207V251H206ZM253 252H254V251H253ZM16 253H17V251H16ZM18 253H19V252H18ZM34 253H35V250H34ZM34 253H33V254H34ZM73 253H74V254H73ZM95 253H96V252H95ZM98 253H99V252H98ZM102 253H103V252H102ZM130 253H131V252H130ZM189 253H190V252H189ZM207 253H208V252H207ZM248 253H249V252H248ZM248 253H247V255H248ZM5 254H6V255H5ZM27 254H28V253H27ZM27 254H24V255H27ZM66 254H67V255H66ZM76 254H77V253H76ZM178 254H180V253L178 252ZM232 254H233V253H232ZM234 254H236V253H234ZM234 254H233V255H234ZM8 255H9L11 258H10ZM46 255H48V254H46ZM7 256H8L9 258H8ZM27 256H28V255H27ZM92 256H93V255H92ZM92 256H91V257H92ZM102 256H103V255H102ZM227 256H228V255H227ZM234 256H235V255H234ZM245 256H246V255H245ZM260 256H261V255H260ZM25 257H26V256H25ZM25 257H24V258H25ZM45 257H46V256H45ZM48 257H49V256H48ZM93 257L95 258V256H93ZM97 257H100V256L97 255ZM124 257H125V255H124ZM131 257H132V256H131ZM170 257H171V256H170ZM254 257H255V256H254ZM254 257H251V258L253 259ZM258 257H259V256H258ZM12 258H13V259H12ZM21 258H23V256H22ZM21 258H20V259H21ZM46 258H47V257H46ZM125 258H127V257H125ZM129 258H130V257H129ZM145 258H146V257H145ZM147 258H148V257H147ZM171 258H172V257H171ZM173 258H174V257H173ZM246 258H247V256H246ZM262 258H263V259H261V257H259L258 259H259V260L261 259L260 261H262V262L264 263V257H262ZM15 259H16V258H15ZM34 259H35V258H34ZM34 259H33V260H34ZM43 259H44V258H43ZM55 259H56L57 261H56ZM100 259H101V258H99L98 261H99ZM118 259H120V258L118 257L117 260H118ZM123 259H124V258H123ZM252 259H251V261H253ZM21 260H22V259H21ZM88 260H89V261H88ZM91 260H93V261H91ZM101 260H103V259H101ZM107 260H108V259H107ZM110 260H111V259H110ZM127 260H128V259H127ZM127 260H126V261H127ZM244 260H245V259H244ZM248 260H249V259H248ZM259 260H257V261H259ZM16 261H18V263H19V259H16ZM53 261H55V262L53 263ZM124 261H125V259H124ZM245 261H247V260H245ZM249 261H250V260H249ZM251 261H250V263H251ZM9 262H10V261H9ZM22 262H23V261H22ZM22 262H21V263H22ZM101 262H102V261H101ZM101 262H100V264H101ZM120 262H121V261H120ZM140 262H141V261H140ZM262 262H259V263L262 264ZM27 263H28V262H27ZM37 263H38V262H37ZM43 263H44V262H43ZM94 263H96V261H95ZM108 263L111 264L112 262H108ZM108 263H107V264H108ZM118 263H119V262H118ZM118 263H117V264H118ZM125 263H126V262H125ZM156 263H157V262H156ZM8 264H11V262L8 263ZM16 264H17V263H16ZM23 264H24V262H23ZM25 264H26V263H25ZM119 264H120V263H119ZM122 264H123V263H122ZM126 264H127V263H126ZM139 264H140V263H139ZM149 264H150V263H149ZM169 264H170V263H169ZM174 264H175V262H174ZM223 264H224V263H223ZM242 264H243V261H242Z\"/></svg>",
    "mask_w": 264,
    "mask_h": 264
}]
</instances>
